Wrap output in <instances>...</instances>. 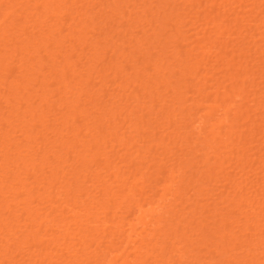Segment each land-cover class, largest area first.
Returning a JSON list of instances; mask_svg holds the SVG:
<instances>
[{
    "label": "bare ground",
    "instance_id": "obj_1",
    "mask_svg": "<svg viewBox=\"0 0 264 264\" xmlns=\"http://www.w3.org/2000/svg\"><path fill=\"white\" fill-rule=\"evenodd\" d=\"M12 1H13V2L10 4L11 0H0V9L2 8V6L6 5V7L4 6V8H5V12H6V13L2 14L3 16H2L1 13H0V15L2 16L1 19H0V83H12L13 85H16V84H14V83H17V85H18V83H20V84H21V83H24V85H25V84H28V83H33V78H34L33 76H34V75H32V74L35 73V72H34L35 70H36V77L38 76V77L40 78L39 83H55V82H56V83H62V84H63V83H71V80H70V79H72V83H87V82L89 81V79L91 80V76L93 77V75H94L93 73L96 71V70H94L93 68L96 69V67H97L96 63H95L96 66L94 67V62H97V61L94 60V59H97V60L99 61V63L102 62V61L100 62V60H99V59H100V56H98L99 54H98V53H95V51L92 52V56L89 58L90 61L92 60V62H91V64L88 65V66H85L86 64H84V63H87V62L79 63V64H77V62L74 63V61L77 60V59H78L79 61H81V57H79V56H80V55H81L82 57L85 56L84 54L87 53V52L89 51L88 47H89V46L91 47V45H90L91 42H88V43H87V41H89V40H87V38H88V34H86V37H85V38H84V36H85V35H84V36H83V40H81L82 38H81L80 36H81L82 34H81L80 32H78V31H80L81 28H82L80 25L83 26V29H84V30H85V28H86V29H89L90 32H88V33H91V28L93 29V26L95 25V24H93V26L90 25L91 27L89 28V27H87L88 25H87L86 23H85V24H86V25H85L84 23H82V22H78V21H77L82 15H84V14H88V13H86V12H82V11L84 10L83 7H82V6H84V5H83L84 3L82 4V6L79 5L80 7H82L81 10L79 9V10L81 11L80 13H79V12L77 11V9H76V13H75V15H74V13H72V14L70 15L71 17H74V18H75V16L77 17V13H78L79 18H77V19L75 20V22L77 21V22L80 24L79 27H81V28H80V30H79L78 23H76L77 26H76L75 23L72 25V23H71L72 18H70L69 16H67V18H66V20H70V19H71V20L69 21L70 24H69L67 21H65V19H63V18H64V13H63L62 16L59 15V18H58V14L61 13V12H60V10H61L60 7H61V6H60V4H59V1L56 2V0H33V1L26 0V2H25L24 4H22V5H19L18 1L16 2V0H15V1L12 0ZM19 1L21 2V0H19ZM24 1H25V0H24ZM24 1H22V2H24ZM66 1L69 2V0H63V2H64L63 4L66 3V4H65L66 6H64V8H65V7H68V6H72V7H73V3H71V2H76V0H70V3H69V5H68V2H66ZM77 1H78V0H77ZM84 1H85V0H80V2H84ZM98 1H99V0H98ZM107 1H109V0H107ZM112 1H113V0H112ZM112 1H111V2H112ZM121 1H122V0H121ZM134 1H135V0H131V3L133 2V3H132L133 5L135 4ZM146 1H147V0H146ZM149 1H150V0H149ZM154 1H155V0H154ZM156 1H157V0H156ZM156 1H155V2H156ZM158 1H159V0H158ZM161 1H162V0H161ZM170 1L172 2V0H163V3H164V2H165V3L168 2L167 4H170ZM173 1H174V0H173ZM177 1L180 2L179 0H177ZM183 1H184V0H183ZM188 1H189V0H187V2H188ZM213 1L216 2V3L218 2V0H213ZM229 1H231V0H229ZM232 1H233V0H232ZM234 1L236 2V0H234ZM234 1L231 2V3H234ZM238 1H239V0H238ZM244 1H246V0H244ZM244 1H243V0L240 1L241 5H239V6H241V7H240V8L238 7L239 9H242V8H243V7H242V6H243L242 4H244ZM253 1H255V0H248V2H250V3L252 2V4H253V3L255 4V2H256L257 0H256L255 2H253ZM259 1H260V0H259ZM103 2H104V0H103ZM103 2H101L102 5H103ZM114 2H115V1H114ZM114 2H113V3H114ZM119 2H120V1H119ZM125 2H126V1H125ZM128 2H129V0H127V3H128ZM136 2H137V1H136ZM141 2H142V1H141ZM159 2H160V1H159ZM184 2H185L184 5H186V0H185ZM189 2L193 3V4H190V6H189L190 8H192V7H193V8L190 9V10H191V11H190L191 13H190V15H187V17H188V16L190 17V16L192 15V13H193L192 10H193V9H194L193 11H197V10H198L197 8H199V10H201V11L199 12V14L202 12V9H200V6L202 5V4H200V0H199V3H197V5H196L195 8H194V5H195V4H194L193 0H191V1H189ZM201 2L203 3V0H201ZM210 2H212V0H211ZM214 2H213V4H214ZM224 2H225V0H223V3H224ZM260 2H261V1H260ZM16 3H18V4H16ZM77 3H78V2H77ZM77 3H75L74 6L77 5ZM85 3H89V1L86 0ZM96 3H97V2H96ZM122 3L125 4L124 2H122ZM152 3L155 4L154 2H152ZM165 3H164V4H165ZM219 3H221V2H218L217 4H219ZM226 3H228L227 6H224V5H226L225 3H224V5H222V3H221V4H219V6L222 5V6H223V7L221 6L222 8H224V7H228V6L231 7V8H233V7L235 8V6H236V5L238 6V4H239V2H238V4H237V2H236V3H234V5H233V7H232L231 4H230V2H227V0H226ZM246 3H247V1H246ZM246 3H245V4H246ZM70 4H72V5H70ZM91 4H92V5H95V4H93L92 2H91ZM108 4H109V3H108ZM111 4H112V3H111ZM116 4H117V3H116ZM116 4H114V6H116ZM147 4H148V3H147ZM150 4H151V3H150ZM158 4H161V3H158ZM167 4H166V5H167ZM180 4H181V2H180ZM198 4H199V5H198ZM235 4H236V5H235ZM254 4L252 5L253 8H254V6H255ZM256 4H257L256 9H257V8H260V7H259V6H260L259 3H256ZM15 5H16L17 8L19 7V10H18V9H16V10L14 9V8H16ZM17 5H19V6H17ZM67 5H68V6H67ZM129 5H130V4H129ZM138 5H139V4H138ZM138 5H137V4L135 5V6H136V10H138V8L141 9L140 7H137ZM142 5H143V4H142ZM166 5H165V6H166ZM176 5H178V4H176ZM176 5H175V6H176ZM182 5H183V4H182ZM182 5H181L180 7L183 8ZM188 5H189V4H188ZM191 5H192V6H191ZM215 5H216V4H215ZM247 5H248V3H247ZM13 6H14V7H13ZM79 6H77V7H79ZM89 6H90V5H89ZM89 6H88V7H89ZM119 6H121V4H120ZM125 6H126V5H125ZM139 6H140V5H139ZM162 6H163V5H162ZM162 6H161V7H162ZM165 6H164V7H165ZM168 6H169V5H168ZM168 6H167V7H168ZM171 6H172V5H171ZM178 6H179V5H178ZM178 6H177V7H178ZM216 6H217V9H218V8H219L218 5H216ZM252 6H251V7H252ZM12 7H13V9H14L15 11H13V10L11 9ZM85 7H86V6H85ZM91 7H92V6H91ZM95 7H96V6H95ZM100 7H103V6H100ZM108 7H109V6H107V10L109 11ZM142 7H143V6H142ZM145 7H147V8L149 9V5H148V6L145 5ZM145 7H143V8H144V9H143V10H144V11H143L144 13H143V12H140L141 10H140L139 12L145 14V15H146L145 18H147V20H148V17H147V15H148V14H147V11H149V13H151V11L148 10V9H146ZM151 7H152V4H151ZM153 7H154V6H153ZM164 7H163V8H164ZM169 7H170V6H169ZM169 7H168V8H169ZM229 7L226 8V9H229ZM245 7H246V6H245ZM247 7H248V6H247ZM261 7H264V6H261ZM59 8H60V9H59ZM89 8H90V7H89ZM110 8H111V6H110ZM118 8H119L118 10H120V7H118ZM128 8H129V7H128ZM131 8H133L132 5H130V8H129L130 11L132 10ZM156 8H158V7L156 6ZM165 8H166V7H165ZM175 8H176V7H175ZM175 8H174V9H175ZM178 8H179V7H178ZM182 8H181V10L186 14L188 11H187L186 9L183 10ZM202 8H203V11L205 10V12H202V14H200L199 20L202 19V17H205V16H206V15H203V14H205V13L207 12V11H206L207 8H204V6H202ZM222 8H221V9H222ZM234 8H233V9H234ZM249 8H250V7H249ZM249 8H248V9L246 8V10H245V9H242V10H243V11L241 10L242 12H241V11H238V12H241V14H242V13L245 11V12L247 13V11L249 10ZM2 9H3V8H2ZM2 9H1L0 12H2V11L4 10V9H3V10H2ZM10 9H11V12H10ZM65 9H67V8H65ZM70 9H71V8L68 7L67 10H70ZM87 9H88V8H87ZM101 9H102V8H101ZM104 9H105V8H104ZM111 9H112V8H111ZM111 9H110V10H111ZM133 9H135V8H133ZM154 9H155V8H154ZM161 9H162V8L159 7V10H161ZM166 9H167V8H166ZM176 9H177V8H176ZM187 9L189 10L188 7H187ZM195 9H196V10H195ZM219 9H220V8H219ZM219 9H218V11L221 12V10H219ZM224 9H225V8H224ZM233 9H232V10H233ZM261 9H262V8H261ZM8 10H9V12H8ZM58 10H59V11H58ZM71 10H72V9H71ZM71 10H70V11H71ZM88 10H91V9H88ZM92 10H93V12H94V9H93V8H92ZM146 10H147V11H146ZM159 10H158V11H159ZM170 10H173V9L171 8ZM178 10H179V9H178ZM185 10H186V11H185ZM207 10H208V9H207ZM235 10H236V9H235ZM237 10H238V9H237ZM237 10H236V11H237ZM253 10H255V8H254ZM84 11H85V10H84ZM102 11H103V10H102ZM102 11H101V12H102ZM154 11H156V10H154ZM158 11H157L156 14H158ZM163 11H164V10H162V12H163ZM208 11H209V10H208ZM224 11L226 12V10H224ZM224 11H222V12L225 13ZM249 11H251V9H250ZM249 11H248V14H246L245 16L248 15V17H249V15H250V18H249V19H251L252 16L255 17L254 15H256V14H254V13L258 12L259 10H258V11L256 10V12L254 11V13L252 12V15H251V13H249ZM261 11H264V9H262ZM58 12H59V13H58ZM62 12H63V11H62ZM89 12H90V11H89ZM95 12H97V11H95ZM103 12H104V11H103ZM103 12H102V14H103ZM111 12H112V11H111ZM117 12H118V11H117ZM119 12H120V11H119ZM119 12H118L117 14H119ZM131 12H133V10H132ZM134 12H136V11L134 10ZM134 12H133V13H134ZM162 12L160 11V12H159V15H158V18L160 17V19H161V18L163 19L162 15H164L165 13H166L165 15L168 14V13H167V10H166V12L163 13V14H162ZM170 12H171L172 14H171ZM173 12H174V10H173V11H169V15L171 14V17L168 15L169 20H170V19H173L172 16H175L176 14H178L177 11H176V14H175V15L173 14ZM197 12H198V11H197ZM220 12H218V14H219ZM222 12H221V14H222ZM227 12H228V16H229L230 9H229ZM227 12H226V15L223 14V15H224V17H223L224 19H223V20H225V22H226L227 19H228V18H227ZM238 12H234V13L236 14V15H235L236 18H234V16H232V15H234V14H233V11L230 12V15L232 16V17L229 16V18H231V22H232V20L234 21V19H235V20L238 19V15H237ZM67 13H69V12H67ZM121 13H122V12H121ZM126 13H127V12H126ZM179 13H180V12H179ZM231 13H232V14H231ZM262 13H264V12H262ZM51 14H52V15H51ZM54 14H55V15L57 14V16H56L55 18H56V19H57V18L59 19V23H60V22H62V24L66 23V24H64L65 26H68V27H66V29L69 28L70 25H72V27H71V30H72V31H69L70 29H67V30L70 32L69 37H67V38H68L67 40L69 41V39H71V40L69 41L70 43H71V41H73L72 44H71L73 50H72V52H71V51H68V52H67V51H64V53H61L62 55H64V57H61V55H60V52L62 51L63 46H62V48H60L61 45H60L59 43H58V44L60 45L59 48H60L61 50L59 49V50H60V51L58 52L59 55H58V53L56 54V52L58 51L56 48H58V46H59V45L57 44V42L60 41V39H61V37L58 36V35H61V36L64 35V36L66 37V35L68 36L67 33H69V32L66 31V30L63 31V29H61V30L63 31V32L61 31L62 34H63V35H62L61 32H60L59 30H57V29H58V26H60V25L57 26V24H59L58 21H57V22H52L53 19H55V18H51V17H49V21H51V22H50V23L48 22V18H47V17H48V16H53ZM93 14H94V13H93ZM106 14H107V12H106ZM106 14H103V15H106ZM108 14H109V13H108ZM111 14H112V13H111ZM111 14H110L109 16H111ZM113 14H114V13H113ZM128 14H130V13L128 12L126 15L129 16V20L131 21L133 18H132V19H130V18H131L133 15L135 16V14H133L132 16H131V15H128ZM143 14H140V15H143ZM153 14H154V13H153ZM161 14H162V15H161ZM180 14H181V13H180ZM187 14H189V13H187ZM244 14H245V13H244ZM244 14L241 15V17L239 16V18H240V19L242 18V19L244 20V17H245ZM11 15H12V17H11ZM55 15H54V16H55ZM68 15H69V14H68ZM73 15H74V16H73ZM90 15H92V13H90ZM100 15H101V14H100ZM121 15H124V14H121ZM121 15H120V17L122 18ZM126 15H125V16H126ZM151 15H152V14H150V16H151ZM201 15H202V17H201ZM223 15H220V16H223ZM239 15H240V13H239ZM60 16H61V17H60ZM87 16H88V15H86V17H87ZM97 16H99V15H97ZM109 16H108V17H109ZM125 16H123V17H125ZM148 16H149V15H148ZM150 16H149V18H150ZM178 16H179V14H178ZM178 16H175V18H176V17L178 18ZM181 16H183V15H181ZM181 16H180V17H181ZM192 16H193V18H189V19H191V20H193V19H198V17H197L198 15H196V12H195V15H192ZM195 16H196L197 18H196ZM208 16H209V15H208ZM225 16H226V18H225ZM242 16H244V17H242ZM258 16H259V17H261V16L264 17V15H262V14H261V15L259 14ZM34 17H35V18H34ZM62 17H63V18H62ZM65 17H66V16H65ZM82 17H83V16H82ZM82 17H81V18H82ZM84 17H85V15H84ZM86 17H85V18H86ZM89 17H90V16H89ZM99 17H100V16H99ZM105 17H106V16H104V18H105ZM112 17H113V16H112ZM136 17H137V16H136ZM136 17H135V18H136ZM140 17H141V16H140ZM143 17H144V16H143ZM156 17H157V16L155 15L154 19H156ZM185 17H186V16H185ZM248 17H245V18H248ZM259 17H256V18H259ZM60 18H62V20H60ZM85 18L83 19V21L85 20ZM110 18H111V17H110ZM116 18H119V17L117 16ZM138 18H139V17H138ZM145 18H143L142 20H145ZM151 18H153V17H151ZM151 18H150V19H151ZM205 18H206V17H205ZM233 18H234V19H233ZM56 19H55V20H56ZM89 19H90V18H89ZM111 19H112V18H111ZM165 19H166L165 21H164V19H163V22H165V24H167V23H166V22H167V18H165ZM240 19L234 21V25H236V24H237V21H240ZM249 19H248V20H249ZM259 19H260V18H259ZM261 19H262V18H261ZM34 20H35V22H34ZM40 20H41V21H40ZM55 20H54V21H55ZM63 20L65 21L64 23H63ZM79 20H80V19H79ZM87 20H88V19H87ZM101 20H103V19H101ZM106 20H107V19H106ZM106 20H104V21H106ZM135 20H136V19H135ZM139 20H140V18H139ZM139 20H138V22H145V21H139ZM151 20L154 21L153 19H151ZM174 20H175V22H174L175 24H177V21H178V24H180V23H181L182 25L186 24V26L188 25L187 23H190V24H191V21H189V22L186 23V22H185L186 20L183 21L182 18H178V19H174ZM174 20H173V21H174ZM199 20H197V21H199ZM219 20H220V18H219ZM219 20H214V21H218V23L216 22L217 24L215 23V24H216V28H215V25H210V26H207V25H206V26L208 27V30H206L207 27H205V25H203L205 19H204V21L202 20V21H203L202 26L205 27V28H204L205 36H206V32H207V31H210L209 34H210L211 32H214V35L216 34L215 32H217V35H216V36H219L218 33L221 32L220 34H221V37H222V32H224L223 29H222V25H224L223 27H225V23L223 22V23H224V24H223L222 22H219ZM221 20H222V19H221ZM223 20H222V21H223ZM243 20L241 21L242 24L244 23ZM246 20H247V19H246ZM255 20H256V19H255ZM255 20H254V18H253V21H252V22H254ZM30 21H32V23H31ZM94 21H95V19H94ZM104 21H102L103 24H104ZM108 21H109V18H108ZM111 21H112V20H111ZM130 21H129V22H130ZM149 21H150V20H149ZM173 21L171 20L170 22L172 23ZM182 21H183V23H182ZM193 21H194V20H193ZM200 21H201V20H200ZM208 21H209V22L212 21L211 18H210V20H208ZM250 21H251V20H250ZM256 21H258V20H256ZM37 22H38V23L40 22V23L38 24V27H37V28H39V26H41L42 28H44V26H42V25H44V23L46 22V23H45L46 26H47V27L49 26V28H50V29H48V32L45 30V31L47 32V34H46V33L44 34V33H42V32L40 31V30H42L41 27L39 28L40 30H38V32L40 31L39 34L36 32V30H34L36 27H35V28L32 27V26H33L32 24H34V23L37 24ZM42 22H43V23H42ZM47 22H48V23H47ZM72 22H74V21H72ZM92 22H93V20H92ZM121 22H122V21H121ZM127 22H128V21H127ZM129 22H128V24H129V26H130V23H129ZM134 22H137V21H134ZM134 22H133V23H134ZM147 22H148V21H147ZM155 22H156V21H155ZM155 22H154V24H155ZM157 22H159V21H157ZM157 22H156V23H157ZM205 22H207V20H206ZM209 22H208V23H209ZM227 22H228V21H227ZM227 22H226V25H228ZM229 22H230V20H229ZM229 22H228V23H229ZM247 22H248V21H247ZM252 22H251V24H253ZM258 22H259V23H258ZM258 22H257V23H258V25L260 26L262 23H264V19L259 20ZM260 22H262V23L260 24ZM67 23H68L69 25H67ZM87 23H88V22H87ZM89 23L91 24V22H89ZM95 23H97V22L95 21ZM105 23H106V22H105ZM148 23H149V22H148ZM151 23H152V22H151ZM151 23H150V24H151ZM159 23H160V22H159ZM161 23H162V22H161ZM194 23H195L194 26H192L193 24H191V27H192V28L189 26L190 28L187 27V29H184V31H185V30L187 31L188 29H189V30L192 29V31H194V30H193V27H194L195 29H197V27H196L195 25H196V23L198 24L199 22H196V20H195ZM212 23H213V22H212ZM212 23H210V24H212ZM29 24L31 25V27L33 28V30L35 31V33L32 32L33 30H32L31 33H30V29H32V28H31V27H27V26H29ZM40 24H42V25H40ZM48 24H49V25H48ZM60 24H61V23H60ZM115 24H116V23H115ZM118 24H120V23L117 22V25H118ZM122 24L124 25V24H126V23H124V21H123ZM128 24H127L126 26H128ZM141 24H142V23H141ZM141 24H140V25H141ZM152 24H153V23H152ZM163 24H164V23H162V25H163ZM178 24H177V25H178ZM181 24L178 25V26L176 25L178 28H177L176 26H175V28L173 27V28L175 29V32H174L175 35H173L174 33H173V34H172V33H169V34L173 35V39H172V37H170V39L173 40L174 42H177L176 44H178V41H175V40H174V39H176V40L178 39V38H175L176 34H177V36H180V34H181V37L184 38V37L182 36V34L184 35V34L186 33V31H185L184 33L180 32V31H181V28L183 29V27H180ZM199 24H201V23H199ZM204 24H205V23H204ZM229 24H230V26H231V23H229ZM238 24H239V22H238ZM238 24H237L236 26H238ZM246 24H247V23H246ZM246 24H244V25H245L246 27L249 28L248 30H250V29L252 28V27H251V24L248 23V26H247ZM74 25H75L76 28L78 27V28H77L78 30L74 27ZM107 25H108V24H107ZM123 25H122V26H123ZM133 25H134V24H133ZM162 25H161V26H162ZM208 25H209V24H208ZM234 25H232V27H233ZM244 25H242V26H243V28L245 29V26H244ZM262 25H264V24H262ZM21 26H22L23 28H26V27H27V28H26L27 30L30 28V29L27 31V33H28V32H29V33L27 34V33H26V30H23V28H22ZM24 26H25V27H24ZM54 26H55V27H54ZM65 26H64V27H65ZM85 26H86V27H85ZM96 26H98V25H96ZM101 26H102V24H101ZM104 26H105V24H104ZM137 26H138V24H137ZM147 26H148V24L145 22V28H146ZM153 26H154V25H152V27H153ZM172 26H173V25L171 24V27H172ZM186 26H184V27H186ZM197 26H198V25H197ZM199 26H200V25H199ZM199 26H198V27H199ZM202 26H201V27H202ZM211 26H213V27H211ZM220 26H221V27H220ZM230 26H229V25H228V27L226 26V27L228 28L227 31H230V33H229V36H230V37H229V38H231V35H230V34L233 33L231 30H234V29H233L234 27H233V28L231 27L232 29L229 30V29H230ZM236 26H235V27H236ZM249 26H250V27H249ZM252 26H253V25H252ZM56 27H57V28H56ZM61 27L64 28L62 25L60 26V28H61ZM94 27H95V26H94ZM98 27H99V26H98ZM105 27H106V26H105ZM119 27H120V26H119ZM119 27L117 26V29L113 31V34H114V32L117 31L118 29H119V30L121 29V27H120V28H119ZM123 27H124V26H123ZM139 27H141V26H138V28H139ZM150 27H151V25H150ZM156 27H157V26H154L153 29L156 28ZM164 27H166V25H164L163 28H164ZM168 27H170V26H168ZM168 27H167V28H168ZM201 27L198 28V29H200L198 32L195 30V31H196V34H198L199 32H201V29L203 28V27H202V28H201ZM238 27H239V26H238ZM238 27H237V30L240 29L241 25H240L239 28H238ZM260 27H261V26H260ZM19 28H21L22 30L19 29ZM45 28H46V27H45ZM72 28H74L78 33L76 32V34H75V32H73L74 29H72ZM101 28H102V27H101ZM106 28H107V27H106ZM110 28H112V26H111ZM209 28H211V29L209 30ZM212 28H213V29H212ZM214 28H215V29H214ZM219 28H220V29H219ZM243 28H242V29H243ZM254 28L257 29L258 26H256V27L254 26ZM18 29H19V31H20V33H19V34H20V38H23V37H21V36H23V34H24V36L27 34L28 36L26 35V37H27L28 39L25 38L24 40L27 39L25 42H24V41H23V42H22V41L19 42V41H18L19 38H18V39H17V42H18V43L16 44V43H15V40H16V39L14 40V38H15V36H17V35H18V37H19V34H18L19 31H18ZM51 29H52V31L55 32V33L51 32V34H50V33H49V30H51ZM94 29H95V28H94ZM96 29H97V28H96ZM99 29H100V27H99ZM103 29H105V28H103ZM122 29H123V28H122ZM149 29H150V28H149ZM149 29H148V31H151V33L149 32V35H150V37H151V34H153L154 31H153V29H151V30H149ZM156 29H157V28H156ZM164 29H165V28H164ZM174 29H173V30H174ZM176 29H177V30L180 29L178 33H177V30H176ZM198 29H197V30H198ZM216 29H217V31H216ZM258 29H259V28H258ZM261 29H262V27H261ZM43 30H44V29H43ZM56 30H57L58 32H60V33L57 35V37H59V38H55V37H56L55 35H56V32H57ZM84 30H81V32H82V31L84 32ZM107 30H109V27H108V29H106V33H105L106 35H107V32H108ZM124 30H125V28H124ZM124 30H123V31H124ZM132 30H134V29H132ZM135 30H136V32H138L137 30H140V28H139V29H135ZM141 30H143V28H142ZM162 30H163V29H162ZM202 30H203V29H202ZM211 30H213V31H211ZM219 30H220V32H218ZM237 30H236V28H235V31H237ZM16 31H17V32H16ZM21 31H22V35H21ZM104 31H105V30H104ZM123 31L121 30V32H123ZM128 31H129V30H128ZM143 31H144V30H143ZM145 31H146V29H145ZM145 31H144V32H145ZM148 31H147V32H148ZM158 31H159V29L157 30V32H158ZM167 31H168V30H167ZM167 31H166V32H167ZM182 31H183V30H182ZM192 31H191V32H192ZM195 31H194V34H195ZM204 31L202 32L203 35H201V36H203V37H204ZM243 31H244V30H243ZM243 31H242V32H243ZM246 31H247V28H246ZM254 31H255V32H259L260 30H255V29H254ZM261 31H262V30H261ZM261 31L259 32V34H260V33H264V32H261ZM58 32H57V33H58ZM71 32H73V34L76 35V36H72V37H71ZM85 32H86V31H85ZM85 32H84V33H85ZM93 32L95 33V32H98V31L93 30ZM110 32H111V31L109 30V33H110ZM118 32H119V31H117V35H118V37H119L120 35H119ZM129 32H130V31H129ZM147 32H145V33H147ZM163 32H164V31H162V33H163ZM171 32H173V31H171ZM191 32H190V33H191ZM231 32H232V33H231ZM239 32H240V37H241V34H242V33H241V30H240ZM244 32H245V31H244ZM15 33H17V35H15ZM36 33H37V34H36ZM52 33H53V34H52ZM64 33H65L66 35H65ZM79 33H80L81 35H80ZM86 33H87V32H86ZM98 33H99V32H98ZM100 33H101V31H100ZM109 33H108V34H109ZM133 33H134V35H135V32H133ZM141 33H143V32H140V35H141ZM158 33H160V32H158ZM158 33H155V34H158ZM179 33H180V34H179ZM187 33H188V31H187ZM187 33H186V35H188ZM237 33H238V32H237ZM237 33H234L235 35H233V36L236 37V36H237V35H236ZM73 34H72V35H73ZM111 34H112V33H110V35H111ZM113 34H112V35H113ZM122 34H124V33H122ZM122 34H121V36H122ZM129 34H131L130 37H133V36H132V35H133L132 33H129ZM155 34H154V35H155ZM196 34H195L194 36H196ZM200 34H201V33H199V35H200ZM224 34H225V32H224ZM247 34H248V33L246 32L245 39H244V37H243V36H244V33H243V36H242L243 39H242V37H241V38H238V37H239V34H238V37H236V38L239 39V43H240V39H242V40H244V41H245L246 39L249 40V38H250V36H251L252 34H251V33L248 34V35H247ZM77 35H79V36H77ZM91 35H92V33H91ZM94 35H95V34H94ZM98 35H99V34H97V39H99V37H100L102 34H101L100 36H98ZM110 35H109V36L107 35V36H106L107 38H105L104 35L102 36L103 39L105 38L104 40H105L107 43L110 42L109 40H111V39H110ZM124 35H126V34H124ZM137 35L139 36L138 33H137ZM137 35H135V36H137ZM147 35H148V34H147ZM147 35H146V36H147ZM162 35H163V34H162ZM186 35H185V37H186ZM189 35H190V34H189ZM191 35H192V34H191ZM214 35H213V34H212L211 36L209 35L208 38L211 37L210 39H213V38L216 37V36H214ZM249 35H250V36H249ZM254 35H258V34H254ZM146 36H145V37H146ZM158 36H159V37H162L161 35H158ZM169 36H170V35H169ZM169 36H168V35L166 36L167 39H168V40L165 39L166 41H169V38H168ZM177 36H176V37H177ZM192 36H193V35H192ZM213 36H214V37H213ZM223 36H224V35H223ZM233 36H232V37H233ZM247 36H248L249 38H247ZM258 36H259L260 38H264V35L261 36V34H260V35H258ZM65 37H63V38H65ZM74 37H75L76 39H78V40L76 41V39H75ZM92 37H93V36H92ZM94 37H95V36H94ZM112 37H113V36H112ZM127 37H128V35H127ZM130 37H129V39L131 40L132 38H130ZM197 37H198V36H196V40H198ZM203 37H200V38H203ZM221 37H216L215 39H217V38L219 39V38H221ZM235 37H234V39H233L234 41L236 40ZM251 37H252V36H251ZM256 37H257V36H255V39H256ZM16 38H17V37H16ZM63 38H62V40H65V39H63ZM73 38H74V40H72ZM90 38H91V37H90ZM95 38H96V37H95ZM148 38H149V37H148ZM154 38H155V36H154ZM179 38H180V37H179ZM198 38H199V37H198ZM200 38H199V42H197L196 44H195V42H194V41H196V40H194V38H193L194 41L192 40L193 42H188V45H189L190 43H192V44L194 43V44L196 45V46H195V45L193 44V46L191 45V47H190V45H189V46H186V47L189 48L190 50H192V47H193V50H192V51H190V50L188 49V50L191 52V54H193L194 51H195V52H196V51H199V49H198V50H194V47H196L195 49H197V48L200 47V50H201V51H200L199 53L201 54V53L203 52V54L205 55V54H207L208 50H212L213 48L216 49V48L218 47L217 45H219V44H216L215 41L207 39V36L204 37L205 40H204V38H203V40H201ZM222 38H223V37H222ZM260 38L257 37V43H258V42L260 43V41H258V39L260 40ZM88 39H89V38H88ZM123 39H124V37H123ZM134 39H136V42H137V41H138V42L140 41L139 43H141V42H143V41H144V42L147 41V40H145V38H144V40H142L143 37L141 38L142 41L140 40V37H139V38L134 37ZM150 39H152V38H150ZM206 39L209 40V41H207ZM224 39H225V38H223V43L221 42V40H220V41L217 40V41H219L218 43L221 42L220 45H219V47H221V48H220V49L217 48L219 52H218V51H216V52L220 53V51H221V53H220L221 55H222V53L225 54V55H227V54H226L227 50L224 51V47H223V46H225V45H222V44H227L228 42H227V40H226L227 43H225ZM250 39H251V38H250ZM255 39H253V40H255ZM12 40H14V42H13ZM54 40H55L56 42H55ZM80 40H81L82 43H83V41H84L85 43L81 44V42H79ZM85 40H86V41H85ZM156 40H157V38H156ZM178 40H179V39H178ZM182 40H183V39H182ZM186 40L191 41V37L189 36V38H188V39H185L184 41L187 42ZM229 40H232V38L229 39ZM251 40H252V39H251ZM251 40H250V43H251V45H252V43H253L254 41L251 42ZM261 40H264V39H261ZM68 41H67V42H68ZM75 41L77 42L78 45H79V43H80V46H81V45L83 46L84 44L87 43V45H84V46H87V47H85V48L88 49V50H86V51L83 50L84 52H83V51L79 52L78 50H76L77 52L80 53V54H78V56H77V52H73V51H75L74 49H76V47H77V44L75 43L76 46H74V48H73V45H74V42H75ZM90 41H91V40H90ZM124 41L126 42V39H124ZM132 41H133V40H131V42H132ZM180 41H181V40H180ZM180 41H179V42H180ZM184 41H183V42L181 41V42H182L181 45L183 46L182 48H180L179 46H177V47L180 48V49L178 48V49H179L178 53L180 52L181 49H185L186 51H185V50H183V51L187 52V54H188L189 51H187V48L183 45V43L185 44ZM203 41H204V42H203ZM206 41H207V42H206ZM211 41H213V44H216V45H214L215 47H212V46H213V44H212L211 48H208V46L211 45V44H210ZM236 41L238 42V40H236ZM50 42H51V44H50ZM53 42H54V44H53ZM61 42L64 43V41H60V43H61ZM78 42H79V43H78ZM98 42H99V40H98L97 42L95 41V43H98ZM100 42H101V40H100ZM111 42H112V43H115V38H113V40H112ZM119 42H120V41L116 42V45H117V46H118V43H119ZM136 42H134V43H136ZM138 42H137V45L134 44V43L132 42V45L134 44V47H132L131 44H130L131 46L128 45V44H129V42H128V43H127V45H128L127 47H128V48H129V47H130V48L132 47L131 49H133L134 52L137 51L136 53H138V51H140V48H141V47H140L141 45L138 46ZM153 42H154V41H153ZM163 42H164V41H163ZM200 42H201L202 44H200ZM205 42H206V43H205ZM208 42H209L210 45H208ZM232 42H233V41H232ZM232 42H230V43H232ZM248 42H249V41H248ZM70 43H69V45H70ZM120 43H121V42H120ZM170 43L173 44V42H171V41H170L168 44H170ZM198 43H199V44H198ZM239 43H236L237 45L234 44V42L232 43V44L235 45V47H234V45L231 46L232 48L234 47V48H233L234 51H235V49L238 50L237 48H238V44H239ZM250 43H249V44H250ZM257 43H256V41L254 42V44H257ZM259 43H258L257 45H259V47H260V44H261V43H264V41H261L260 44H259ZM47 44L50 45V48H54V47L57 46V47L54 49V50H55V55H57V57L60 56L61 60L59 59V57H58V59L56 60L57 57L54 58V57L52 56V52H53V51H52V52L49 51L50 48L48 49V48H47L48 46L46 47ZM55 44H56V45H55ZM88 44H89V46H88ZM101 44L103 45L104 43H100V45H101ZM110 44H111V43H110ZM121 44H123V43H121ZM121 44H120V46H121ZM124 44H125V43H124ZM147 44H148V45H145V43L142 44V51L146 50V48H143V45H145V46L147 47V46H151V44L153 45L154 43L151 42V44H150V43L147 42ZM155 44H156V43H155ZM161 44H162V42H161ZM164 44H166V43H164ZM197 44H198L199 47H197ZM203 44H204V45L207 44V45H206L207 50H206V47H205ZM232 44H230V45H232ZM240 44H241V43H240ZM244 44H246V43L244 42ZM244 44H243L242 46H244ZM51 45H52V46H51ZM67 45H68V44H67ZM67 45H66V46H67ZM104 45H105V46H104V47L102 46V47H103V48H106V47H107L108 50H109V48L112 47L111 45H110L111 47H109V44H108V45L104 44ZM113 45H114V44H113ZM135 45H136V48H135ZM157 45H158V44H157ZM185 45H187V43H186ZM200 45H202L204 48L201 47ZM262 45H264V44H262ZM41 46L47 48L48 51L46 52L47 49L42 48ZM80 46H78V47H80ZM82 46H81V48L83 49L84 46H83V47H82ZM125 46H126V44H125ZM160 46H162V45L159 44L158 46H154V47L151 46L152 48H151V47H149V48L155 50L156 47L159 48ZM171 46H172V45H171ZM173 46H175V47H170V48H176V45L173 44ZM216 46H217V47H216ZM236 46H237V47H236ZM245 46H246V47H244V49H245L246 51H244V49H243V50L241 49V48H243V47H241V45H240V48H239V49L241 50L240 52L242 53V55H241L242 57L245 56L246 54H247V55L249 54L248 51H247V49H248V48H247V44H246ZM254 46H255V48H254V49H255V52L258 53L259 51H257V49H259L260 52H261V56H262V57H260V58H261V60H264V59H262V58H264V55H262V51H261V49H260L259 47H256V45H254ZM69 47H70V46H69ZM69 47H68V48L65 47V48L70 49L71 47H70V48H69ZM78 47H77V48H78ZM114 47H115V46H114ZM114 47H113V48H114ZM168 47H169V46H168ZM168 47H167V49H168ZM184 47H185V48H184ZM227 47H228V49H231V47L229 48V46H226L225 49H227ZM250 47H251V46H250ZM261 47H262V46H261ZM38 48H40V49L42 48L41 53L44 52V49H45V52H44V54H43L44 56H38V55L40 54V53H38V55L36 56L38 60H36V61L34 60V61L36 62V64H37V62H41V63H39V64H41V66H42V64H44L43 62L48 61V60L50 61V62H49V61L47 62V63H49V64H46V62H45V64L43 65V66H44L43 68H45V66H48V65H49V66H48V67H49V70H48V71L46 70V69H48V68H47V67L45 68V70H46L45 72H48V73H47V74L43 73V74H45L44 76H43V74L41 73V72H44V70H41V69H40L41 71L38 70V72H37V66H38V65H37L36 68H35V67H34V61L32 62V60H33L32 58H35V57H34V54L38 52V51H37ZM81 48H80V50H81ZM85 48H84V49H85ZM93 48H95L94 50H96L97 47H93ZM113 48H111V50H112ZM123 48H124V46H123ZM149 48H148V49H149ZM163 48H164V46H163ZM163 48H162V49H163ZM170 48H169V49H170ZM222 48H223V49H222ZM246 48H247V49H246ZM251 48H252V47H251ZM63 49H64V48H63ZM67 49H65V50H67ZM107 49H106V51H107ZM114 49H115V48H114ZM116 49H118V48H116ZM124 49H125V48H124ZM124 49H119V50H121V52L119 51V53L117 52L118 50L116 51L118 55H117V57H115V58L117 59V58H119L120 56L122 57V59H120V58H121V57H120L119 59H117V61H115L116 59L113 60V58H114L115 55H113L112 53L110 54V58L112 57V58H111L112 60L109 59V57H108L109 55L107 56L108 58L105 57L106 60L109 61V63H107L106 60H105L106 62H104V58H101V59L103 60V63L105 64V65H104V64L102 63V64L104 65L103 67H105V66H106V63H107V67H108V69H109V67H111V69H113V70L115 69L116 71H115V70H114V71L118 73V75H117L118 77H120V76H122V75L124 74L125 69H126V71H127V68L124 69V63H126L127 60H132V62H134V63L137 62V61H136L137 59H135V58H136V55H135V58H134V55H133V57H131V56H132V55H131V56H130L131 59H128V58H130V57H129V53H130V52H128L129 50H127V48H126V50H127L128 53H126V51L123 52ZM143 49H144V50H143ZM151 49H150V50H151ZM156 49H157V48H156ZM204 49H205V50H204ZM214 49H213L212 53L214 52V53L216 54V52H215ZM50 50H51V49H50ZM52 50H53V49H52ZM70 50H71V49H70ZM97 50H98V49H97ZM154 50H151L150 52H154ZM157 50H158V52H159V51H161V48H160V50H159V49H157ZM174 50H175V49H174ZM174 50H171L172 52H169V54H170V53L172 54V55H169V56H171V57H169V58H172V56H173L172 60L174 59V57H175V58H177V57L180 58V55H179L180 53L178 54L179 56H177V55H176V52H177V51L175 50L176 52L173 53ZM233 50H230V51L228 50V51L231 53V51H233ZM103 51H104V50H103ZM113 51L115 52V50H113ZM146 51H147V50H146ZM168 51H169V50H168ZM238 51H239V50H238ZM243 51H244V52H247V53H244ZM252 51H253V48L251 49V52H252ZM39 52H40V51H39ZM65 52H66V54H65ZM69 52H70V53H69ZM96 52H97V51H96ZM98 52H99V51H98ZM107 52H108V51H107ZM109 52H110V51H109ZM111 52H112V51H111ZM150 52L148 51V54H151ZM185 52H183V53L185 54ZM195 52H194V55H193V56H196V57H197L198 55H200V54H198V52H196V53H195ZM240 52H239V53H240ZM253 52H254V51H253ZM253 52H252V53H253ZM74 53H76L75 56L78 57V58L74 57L75 60L72 58V57L74 56ZM82 53H83V54H82ZM132 53H133V52L131 51L130 54H132ZM139 53H140V52H139ZM155 53L157 54L156 50H155ZM163 53H164V52H163ZM163 53H162V51H161L159 54H157L158 56H156V58H154V59H155V62H154L155 65H154V67H152V64H153V63L151 64V62L148 63L147 65H145V64H146L147 62H149V61H147V62L145 61V62H144L145 64H142V65H145L144 67H147L149 64L151 65V66L149 65L148 68L152 67L153 69H152V68H150V69H148V70L145 69V70L148 71V73L143 72L144 68L141 67V66H142L141 63L139 64V62H137L138 65H141V66H138L136 63H135V65L133 66V65H132L133 63L131 62V65H130V66H131V67H134V68H131V72H132L133 69H135L134 72L132 73V74H134L135 78L133 77V82H132V81H127V80H129L128 78L132 77V74H131L130 77L126 78L125 81H127V82H129V83H130V82H131V83H134V82H135L134 85H135V88H137V89H139L140 87H142V84H143V87H144L143 90H145V91H142L143 94H147V95H148V91H149V96H151V98L153 97L152 100H155V102H156L155 104H157V103L159 102V103H158L159 105H157V107H156L157 109L154 108V110H153L152 108L155 107V106H153V105H155V104H152V103H151L152 106H149V107H152V108H150V109L153 110V112H151V113H154V115H156V114L158 113V114L160 115V113H162V112H160V111H165V108H167V110L165 111V113H166V115L170 116V115L172 114V109L174 108V105L177 104V102H181V100H187V101H188L189 98L186 99V97H185L184 94H183L184 92H183V93H182V92H178V93H177L178 90L180 91V90H182V89H178L177 91H175L176 89H172V88H170V89H172V91L174 90V91L178 94L179 97H183V96H184L183 98H185V99L181 98V100H180L179 97L174 96V95L176 94V93L174 94V92L172 93V94H174V95H172V94H171V95L173 96V98L175 97V99L177 100L175 104H174L175 99L172 100V99H173L172 97H171L172 99L170 98V96L168 97L169 99H171V100H170L171 102L168 101L167 96H165V97L163 98V96H164V95H167V94H166V93H164V95L162 94L163 91H162L161 87L164 86L163 83H166V80H168V79L171 78V77L168 78V79H167V77L164 78L166 75H169L170 73H166V72H165V70H168L169 68H168V69L164 68V67H165L164 65H167V64H165V61H166V62L168 61V55H167L168 53H167L166 51H165V53H167V54H165V53L163 54ZM208 53H209V56L212 54V53H210V52H208ZM214 53H213V55H214V57H216ZM218 53H217V56L220 55V54L218 55ZM239 53H238L237 51H236L235 53L233 52V55H232L233 58L231 57L232 60L234 59V55H235V54H239ZM243 53H244V55H243ZM97 54H98V55H97ZM102 54H104V53H102ZM105 54H106V53H105ZM114 54H115V53H114ZM141 54H142V53H141ZM156 54H155V55H156ZM173 54H174V55H173ZM187 54H185V55H186L185 57H184V55H183L182 58H186V60H187ZM189 54H190V53H189ZM189 54H188V55H189ZM253 54H255V53H253ZM35 55H36V54H35ZM40 55H41V54H40ZM46 55H47V60H46V58H44V57H46ZM87 55L89 56V54L87 53L86 56H85L86 58L83 57V58H84L83 60H87ZM111 55H112V56H111ZM143 55H144V54H143ZM145 55H146V54H145ZM153 55H154V53H153ZM155 55H154V56H155ZM164 55H165V56L167 55V57H165ZM175 55H176V56H175ZM181 55H182V51H181ZM201 55H202V54H201ZM201 55H200V59H199V57H198L197 59H195L196 57H194V59L197 60L198 62H199V61H205V59H204V60H201V57H202V59H203V57H204V56H201ZM221 55H220V56H221ZM225 55L222 56V58H223V57L225 58V57L228 56V55H227V56H225ZM249 55L252 56L251 54H249ZM257 55H258V54H257ZM97 56H98V58H97ZM101 56H103V55H101ZM206 56H208V54L205 55V58H206ZM211 56H212V55H211ZM220 56H219V57H220ZM230 56H231V55H230ZM237 56L240 57V54L237 55ZM237 56H235V57H237ZM142 57H143V56H142ZM142 57H141V59H140V56H139V58H138V55H137V58L140 60V62L142 61ZM145 57H146V56H145ZM145 57H144V58H145ZM164 57H165L167 60H166V59L163 60ZM190 57H191V56H190ZM214 57H213V58H214ZM239 57L237 58V59L239 60V61H237L238 64H237L236 62H235V63L237 64V66H238V65H241V67L239 66L238 69H237V70L240 71V69H241L242 67L245 68L246 65H245L244 63L247 62L246 60H248V59H250V58L247 56V58L245 57L246 59L244 60V59L241 57V58L243 59V60L241 59L242 62H244V63H243L244 66H243L242 63H240L241 60L239 59ZM257 57H258V56H257ZM148 58H149V57H148ZM211 58H212V57H211ZM213 58H212V59H213ZM123 59H124V62H121V63L118 64V62L123 61ZM134 59H135V60H134ZM151 59H152V61H153V56H152V55H151ZM161 59H162L164 62H162ZM180 59H181V58H180ZM180 59L178 60L179 62L182 61V59H181V61H180ZM188 59H189V56H188ZM190 59H191V60H190ZM190 59H189V61H191V62H194V61H195V60H193L192 58H190ZM209 59H210V58H209ZM209 59H207V60H209ZM216 59H217V57H216ZM225 59H226L228 62H227L226 60H224V59H223V60L221 59L222 62L224 61L223 63L225 64V65L222 64V66H225V67H223V70L225 71L224 68H226V67L228 66V64H229L230 67L228 66L227 68H228V69L231 68V69H230V70L227 69L228 73H227V71L224 72L223 70H221L223 73H225V75H227V74H229V75L224 76V74H223L222 72H219V73H220V74H219V77L223 74V76H222L221 78H223V77L226 78V77H227L226 79H228V76H229L230 81L232 80V81H231V85H232L233 83L236 82V81H234V80H237V79L234 78V76H235V77H238V76H239V74H238L239 71L237 72L236 70H234V66L236 67V64L234 65V64L232 63V60H231V62H230V58L228 59V57H227V58H225ZM237 59L235 58L234 60L236 61ZM44 60H45V61H44ZM73 60H74V61H73ZM78 60H77V61H78ZM118 60H119V61H118ZM133 60H134V61H133ZM144 60H145V59H144ZM144 60H143V61H144ZM146 60H147V59H146ZM170 60H171V59H170ZM170 60H169V61H170ZM175 60H177V59H175ZM175 60H173L172 63H175ZM192 60H193V61H192ZM221 60H220V58H219L218 61H220V63H221ZM234 60H233V62H234ZM253 60H254V59H252V61H253ZM261 60L259 61V63H260V62L264 63V61H261ZM18 61H19V63H18ZM42 61H43V62H42ZM79 61H78V62H79ZM178 61H177V62H178ZM189 61L187 60V61L184 62V63H187V62H188V64H189ZM197 61H195L194 64H192V63L189 64V65H191V66H187L188 64H187V65H186V64L184 65V63H183V64H182V68L184 69V70L182 69V72L184 71L183 73L181 72V70H180V72H178L179 69L181 68V66H180L181 64H180L179 62L176 63V64H178V65L180 64L179 67H176V66H178V65L175 66L176 68H175L174 66H172V67H173L172 69H173L174 71H175V69H176V72H177V74H178L177 76H179V73H181L182 75L184 74L183 76L180 75V77H179L180 79L182 78V79L185 80V78L187 77L186 75H188V77L190 76L191 78H193V77L197 76L199 73H201V72H199V71L197 70V69H199V68H197V67H200V66H201V68H204V67H203L204 64H200V63H199V64H196V63H198ZM212 61H215V63H216V64L213 63V68H214V67H215L214 65H217L218 61H216L215 59H213ZM82 62H83V61H82ZM112 62H113V63H112ZM129 62H130V61H129ZM182 62H183V61H182ZM182 62H181V63H182ZM249 62H251V61L249 60ZM255 62H258V61H255ZM172 63L170 62V64H172ZM204 63L206 64L205 66L208 67V69L206 70L207 73L204 75V77H206L207 74L210 73V71L212 72V69H213V68H212V65H211V64H210L211 66H209V65L207 64V63H210V62L205 61ZM220 63H219V64H220ZM239 63H240V64H239ZM36 64H35V65H36ZM81 64H83V66H84V68H85L86 70L83 69V71H82L81 69H79V66H80ZM87 64H88V63H87ZM126 64L128 65V63H126ZM126 64H125V65H126ZM170 64L168 65L169 67H170ZM219 64L217 65L218 67H219ZM231 64L233 65V67H231ZM251 64H252V63H251ZM74 65H75V66H76V65H77V66L79 65V66L74 68ZM98 65H99V64H98ZM127 65H126L125 67H127ZM173 65H174V64H173ZM194 65H195V66H196V65H200V66H197V67H196L197 69H195V67H192V66H194ZM247 65H248V64H247ZM252 65H253V64H252ZM254 65H255V63H254ZM260 65H261V66H264V65H262V64L260 63V64H259V67H260ZM183 66H184V67H183ZM217 66H216V68H218ZM38 67H39V66H38ZM81 67H82V65L80 66V68H81ZM101 67H102V65H101ZM107 67H105V68H100L101 71H102V72L104 71L103 73H105L106 75H107V73H108V69H107ZM191 67L194 68V69H192ZM220 67H221V66H220ZM248 67H249V65H248ZM259 67H257V65H256V68H259ZM82 68H83V67H82ZM141 68H142L143 70H142ZM170 68H171V67H170ZM174 68H175V69H174ZM201 68H200V69H201ZM210 68H212V69H210ZM236 68H237V67H236ZM246 68H247V66H246ZM246 68H245L244 70H246ZM249 68L251 69V67H249ZM16 69H18V70H16ZM33 69H35V70L33 71ZM60 69H62V70H61V72H62L61 75H60L59 72H58V70H60ZM70 69H72V70H70ZM73 69H76L75 71H76L77 73H76V72H73ZM104 69H105V70H104ZM123 69H124V70H123ZM163 69H164V71H163ZM172 69H171V70H172ZM220 69H222V67H221ZM259 69H260V68H259ZM259 69H251V70L249 71V73L252 71V72H251V74H252L253 71H255V70H259ZM20 70H21V74L19 73ZM30 70H31V72H30ZM84 70H85V71H84ZM91 70H92V71L94 70V72H92V75L90 74V73H91V72H90ZM128 70H129V69H128ZM141 70H142V71H141ZM145 70H144V71H145ZM150 70H152L151 73H152L153 71H155V73L153 72L154 74H153V73L151 74L152 76H150V74H149V73H150ZM171 70L169 69V71H170L171 73H175V72H172L173 70H172V71H171ZM177 70H178V71H177ZM192 70H193V71L196 70V71L198 72V74L196 75V73H195L194 76H193L192 74L189 75V73L192 72ZM208 70H209V72H208ZM215 70H217V69H215ZM215 70H213V72H214ZM232 70H233L234 72H233ZM242 70H243V68H242ZM248 70H249V69H248ZM14 71H19V72H14ZM70 71H72L73 73L70 72ZM106 71H107V72H106ZM109 71H110V70H109ZM122 71H123V73H122ZM169 71H167V72H169ZM200 71L204 72L205 69H204V70L202 69V70H200ZM218 71H219V69H218ZM229 71L232 72V73H230ZM235 71H236L237 73H236ZM259 71L262 73V71H264V67H262V69L259 70ZM66 72H69V73H71V74H67ZM85 72H86V73H85ZM115 72H112V73H115ZM120 72H121V73H120ZM141 72H143V73H142V74H139V73H141ZM164 72H165V73H164ZM240 72H241V73L244 72L243 75H246V74H247L246 76H248V75L250 76V75H251V74H249V73H246V71H243V72L240 71ZM240 72H239V73H240ZM247 72H248V71H247ZM12 73H13V75H12V79H11L10 81H7V80H6L7 75H8V74H12ZM17 73H19V74H17ZM127 73H129V72H126V75L128 76L129 74H127ZM135 73H136V75H135ZM144 73H146L150 78H149L147 75H143ZM233 73H235V75H234ZM241 73H240V75H242ZM245 73H246V74H245ZM254 73H256V72H254ZM254 73H253V74H254ZM261 73H260V74H261ZM39 74H40V76H39ZM41 74H42V75H41ZM51 74H55V76H54V75L51 76ZM56 74H57V75L59 74L60 76L57 77ZM72 74H73V75H72ZM74 74H75V75H74ZM89 74H90V75H89ZM121 74H122V75H121ZM155 74H156V76H153V75H155ZM175 74H176V73H175ZM217 74H218V73H217ZM217 74H215V72H214L213 75L218 76ZM230 74H231V75H230ZM253 74H252V75H253ZM260 74H259V75H260ZM19 75H20V76H19ZM66 75H69L70 77H69V76H66ZM71 75H72V76H71ZM76 75H77V78H78V79H76ZM101 75H102V74H100L99 77H101ZM115 75H116V73H115ZM141 75H142V76H141ZM163 75H165V76L163 77ZM170 75H171V74H170ZM172 75H174V74H172ZM202 75H203V74H202ZM202 75L199 74L198 76L202 77ZM243 75H242V76H243ZM252 75H251V76H252ZM262 75H264V73H262ZM262 75H261V76H262ZM14 76H15L16 79L14 78ZM17 76H19V77H17ZM42 76H43L44 78H43ZM74 76H75V79L73 78ZM85 76H86V77H85ZM89 76H90V77H89ZM102 76H104V74H103ZM117 76H116V77H117ZM127 76H126V77H127ZM144 76H147V77H144ZM177 76H176V77H177ZM208 76H210V75H208ZM211 76H212V75H211ZM211 76L208 77V78L210 79ZM216 76H212L213 80H214V77H215L216 80L218 79V80H217L218 82H221L222 79H221V78L219 79V78H217ZM232 76H233V77H232ZM246 76H245V77H246ZM254 76H255V75H254ZM254 76H253V77H254ZM4 77H6V78H4ZM36 77H35V78H36ZM38 77H37L36 81L39 80ZM41 77H42V78H41ZM67 77H68V79H66ZM141 77H143L144 79L141 78ZM162 77H163V78H162ZM174 77H175V76H174ZM183 77H185V78H183ZM231 77H232V78H231ZM239 77H240V76H239ZM239 77H238V79H239V82H240V83H242L241 81L245 82L244 80L247 79V78H242V77L239 78ZM256 77H257V76H256ZM256 77H255V78H256ZM262 77H264V76H262ZM35 78H34V79H35ZM122 78H123V80L125 79L124 77H122ZM122 78L120 79L121 82H120V81H119V82H120V83H124V84H126L125 81H124V82L122 81ZM145 78H147V79L145 80ZM160 78H161V79H160ZM179 78H178V79H179ZM224 78H223V79H224ZM259 78H260V77H259ZM44 79H46V80H48V81H47V82H46V81L43 82L42 80H44ZM131 79H132V78H131ZM142 79H143V80H142ZM148 79H149V80H148ZM164 79H166V80L163 81ZM171 79H173V78H171ZM175 79H177V78H175ZM175 79H173V80L175 81ZM180 79H179V80H180ZM195 79H196V77H195ZM201 79H202V78H201ZM209 79H208V80H209ZM226 79H225V80H226ZM233 79H234V80H233ZM240 79H241V81H240ZM242 79H244V80H242ZM73 80H74V81L78 80V81L74 82ZM83 80H85V81H83ZM92 80H93V79H92ZM135 80H137V81L139 80L140 82H139V81H138V82H139L141 85H140L137 81H135ZM173 80H172V81L170 80V82L167 81V83L169 82V84H170L171 82H174ZM179 80H178V81H179ZM184 80H182V81L180 80L181 82H179V84H181V85H179V86L183 87L182 84L185 83ZM186 80H187V79H186ZM188 80H192V79H188ZM213 80L211 79V80H210V83H211V82H214ZM220 80H221V81H220ZM225 80H224V81H225ZM228 80H229V79H228ZM228 80H226V81H228ZM255 80H256V79H254L253 81H255ZM262 80H264V79H262ZM262 80H261L260 83H262ZM41 81H42V82H41ZM82 81H83V82H82ZM160 81H161V82H160ZM197 81H198V82H197ZM203 81H204V80H203ZM203 81H202V80L200 81V78H199V79H197L196 81L194 80L193 82H194V83H199V82H200V83H201V82L203 83ZM217 81H216V82H217ZM224 81H223V82H224ZM248 81H249V80H248ZM37 82H38V81H37ZM91 82H92V81H91ZM158 82H159L161 85H163V86H161L160 84H158V86H157V85L155 86V84H157ZM175 82H176V81H175ZM182 82H183V83H182ZM193 82H191V83H193ZM205 82H206V80H205ZM208 82H209V81H208ZM216 82H215V83H216ZM218 82H217V83H218ZM228 82H229V81H228ZM239 82L237 81L236 83H239ZM249 82H250V81H249ZM89 83H90V81H89ZM136 83H138L139 85H137ZM150 83H151V84H150ZM188 83H190V82H188ZM188 83L184 84V85L186 86V88H188V86H191V85H192V84L189 85ZM194 83H193V84H194ZM206 83H207V82H206ZM221 83H222V82H221ZM221 83H220V84H221ZM245 83H246V82H245ZM153 84H154V86H153ZM204 84H205V83H203V85H204ZM220 84H219V85H220ZM224 84H225V83H224ZM24 85H22V86L25 87ZM64 85H65V84H63L62 86H64ZM68 85H69V84H68ZM68 85L66 84L65 86H68ZM144 85H145L146 87H147V86H148V87L150 86V87H149L150 89H151V86H153L152 89H155V91H156V89H157L159 92L162 91V92H160V93H161L163 99L161 98V95L158 96L159 98H157V95H156V94L158 93V95H159L160 93L157 92V93L155 94V91H154V90H153L154 93H153V94H150V93L153 92V91H150V89L148 90V88H145ZM159 85H160V87H159ZM176 85H177V84H176ZM195 85H196V84H195ZM221 85H222V84H221ZM221 85H220V86H221ZM226 85L228 86L229 84L226 83ZM234 85H235V84H233V87H232V86H230V87H228V88H227V86L224 87V88H227V91H230V92H231L229 95H228L229 92L227 93V91L223 89L224 92L226 91V93H227L228 96H230V95L232 96V97H230V98H233V99H231V101L234 100L233 103L236 102V99H234V98H237V95L233 97V94H234L237 90L239 91V89H240V88L237 89V87L234 88ZM22 86H21V87H22ZM136 86H137V87H136ZM165 86H168V89H169V87H171V84H170V86H169V85H165ZM179 86H178V87H179ZM192 86H193V85H192ZM210 86H211V85H210ZM215 86H216V85H214V87H215ZM222 86H223V85H222ZM224 86H225V85H224ZM21 87H20L19 91H21ZM60 87H61V86H60ZM138 87H139V88H138ZM157 87H159V89H158ZM172 87L177 88V87H175V86H172ZM200 87H201V86H199V88H200ZM216 87H217V86H216ZM231 87L234 88V89H236V91H235V92L233 91V93H232V89H231ZM18 88H19V87H18ZM64 88H66V87H64ZM64 88H63V89H64ZM190 88H192V87H190ZM193 88H194V87H193ZM193 88H192V89H193ZM195 88H196V87H195ZM203 88H205V87H203ZM69 89H70V90L68 91V93L65 92V94L62 93V90H61V94L58 92V93L61 95V96H60V95H58V96H60L61 98L63 97L62 100H64V96H65V99H66V100H64V101H60V102H61V105H60V102L58 103V101L61 100V98L58 97L59 100L57 101V103H58L57 106H58L59 109H60V107H61L62 104H63V106H64L63 109L65 110V108H66V110H65V111L62 110L63 112H61L60 110H58V111H59V112H57L58 115L56 114V110H55V116L57 115L56 117H55L54 115L51 114L53 117H55L54 120L56 119V122H57L59 119L61 120V121H60V120L58 121L59 124H61L60 126H59V125H58V126H57V125L55 126L56 122H54L53 120H51V119H53V118L50 117L51 115H50V116L47 115V113H53L54 111L51 110V111H52V112H51V111H49L50 109H49V110L46 109V111H45L46 113L44 114V112H42V111L39 109V108H41V107L44 108V106L46 105V103H49V102H47V101H49V99H50V97L48 96V94H47V95L45 94V97H47V98L43 97L44 94H43V95H41V94H40V95H39V94L36 95V97L38 96V99L33 98V97H30V96H28V97L25 98L24 96H26V95H25V94L27 93L26 91H25L26 93L24 92V93H25L24 95H23V93H22V94H20V95L18 94V95L16 96V94H17L18 92L15 90V91H13L14 93L12 92V94H13L12 96H13V97H11V96L9 95L10 97L8 96V97L5 98V99H6V107H7V109H6L5 112H4V111H3V112H0V115H1V116H0V197H1V198H0V199H1V200H0V264H41L42 262H45V264H118L117 262H120V261H117V259L122 255V254H120V253H122V251H121V249H118V247H116V245H114L116 242H118L117 240H118L119 238H118L117 240H116V238H115V239H114L115 241H114V240H113V237H114L116 234H117V236H115V237H118L119 234H121V233L124 234V232H126V231L129 232V233H128V237H127V239H126L125 235H124V237H123V234H122L121 237L119 236V237L121 238V240L119 239V240L121 241V243L123 242V241H122L123 238L126 239V240H124V243L122 244V246L125 244V245L123 246L124 249H122V250H125V248H126V251H127V249H131V248H132V249H133L132 251H131V250H128V251H129V252L131 251L130 253H133L134 255H132V254H131V255H130V254H127L126 252L123 251V256H122L123 259H122V257H120V259H121L122 261H121L119 264H143V262H145V261H144V258H145V257L143 258L142 255L144 254L143 256H145V255H146L145 253H148V252H149V253L146 255V257H148L149 254L153 253L152 255H150V261H152V260H153V257H154V261H152V262H156V263H151V264H159V262H160L161 264H167L168 262H169L168 264H170V263L172 264V262H175V263H176V261H173V260L176 259V260L178 261V260L181 259L182 257L184 258V259H183V258H182V259H183V261L185 262V261H186V257H184V256H186L187 254H188V255H187V258L189 257L188 260L190 259L189 261H191V258H190L191 255H189V254H190L189 251H192L196 245H195L194 247H192L191 249L189 248V246H190V245H191V246L193 245V243H194L193 239H194V240H195V239L198 240L197 238H198L199 236L202 235V234H201L202 231H203V233H204L205 230H202V229L204 228V225H205L206 223H208V222H206V223L203 222V220H202L201 217H203L204 212H202V211H205L204 209H206V212H208L207 209L209 208L208 210H210V207L207 208V204H208L209 202L211 203V201H214V200H211V198H210V197L212 196V195H211V192L214 191V190H212L211 192L207 193V191H208V189H209V187H210V184H211L212 182L210 181V182H211L210 184L208 183L209 181L206 182V183L209 185L208 187H207V186L204 187V186L202 185V184L207 185L206 183H204V182L201 183L202 181L205 180L204 176L202 177V175H204V174H203V173H204V167L207 169V172H208L207 175L209 174V175H208L209 178H210V176H212V173H213V172H212V171H213V170H212V166H211L212 161H211V158L209 157V155H211V152H209V150L212 151V150H214L215 147H217L219 144H221V143H219V140L216 141V142L219 143V144H217V143L215 144V143H214L215 140H216V138H217V139L219 138V135H220V137H221V138H220L221 142H223V141H222V137H223V135H224L225 138H228V135H229V137L231 136L230 138H233L234 135H233V137H232L231 134H233V133H234V134H237V132L235 133V132H231V131H233V127L237 128V131H238V128H239L238 125H239V124L236 123V122L239 121V117H240L239 115H240V114H243L244 110L246 109V106H245V105H247V103H248L247 101H248V100L250 101V100L252 99V98L250 99V97H253V98H254V97L257 96V95H255V96H250L251 94H250V95H249V94H247V95L245 94V95H244V90H243V88L241 87V89H240V90H241L240 93L237 92V94L239 93L238 95L241 96V97H240V100L242 101V99H243L244 97L247 98L248 95L250 96V97L248 96V97H249L248 100H246V98H245V100H246V101H245V105L243 104L244 106H243V105L240 106V107H242V108L240 109V107H239V109L237 110V107H238L239 104H240V103H238V99H239V98H237V102H236V103H238V106H236V104H233V105H230V106L228 105V106H229V107H228L229 109H228V108H225L226 110H225L224 113H223V112H222V109H223L224 107H220V108H222V109L219 110V107L217 108L216 105L220 106V104H223L224 101H226V100H224L225 96L222 97L223 99H221V97H219V98H218V100L220 99L219 102H217L218 100H216L215 103L217 102V104H215L213 107H212V106L210 107V105L208 104V101H209L211 98L214 99L213 96H212V95H213V94H212L213 91L210 90V92L212 91L211 93H210V92H208V93L206 92V93H205V91L202 89V87H201L200 89H198V85H197V89H195V90H196L195 92L197 93V92L199 91V92L201 93V91H203V93H202L203 96L200 95L199 92H198V93H199L200 96H196V95H198V93H197L195 96L193 95V96L195 97V99H196V97H197V99L195 100L196 102L193 103L194 105L196 104V105H195L196 107H195L194 105H193V106H194L195 108H197V107L199 108L200 106H198V103H199V102H198L197 100H198L199 98H201L202 101H201L200 99H199V100H200V103H201L202 108L200 107V108H201L200 110L196 109L197 111H196L195 109H194L195 111L192 110V109H190V110H192V111H190L189 114L192 113V112H194V114H195V112H198V111H199L198 114L201 113L202 117L205 118V119H203V120H204V121H203V120L201 119V118H202V117H201V118H200L201 120H200V119L198 118V116H200V115H198V116L196 117L198 120H197V119H196V120H195V119H193V120L191 119L192 121H195V122L192 123V125H193V127H192V125H189V124H188L189 121H190V119L188 118V119H189V120L187 119V120H188V123H184V126H186V125L188 124V126H190L191 129L193 128L194 130H196L195 127H194V123H195V126H198V125H199V126H200V127H199L200 129H202L201 127H203V129H206V131H204L203 129H202V131H203V132H207L208 134L205 133V136H206V135H207V136L209 135L210 137H208V138L205 137V138H204V137H203L204 134H203V135L201 134V132H202L201 130H200V132H199V130H198L199 128L197 129V130H198V133H200V134L202 135V137H203V138L201 137V138H199V139H197V138H198V136H200V135L195 134V133H194L195 131H194L193 129H192V130H193L194 132L191 131L190 128H188V129L186 128V129H185L184 127H182L181 129H177V126H176V129H174V130H176V132L178 131V133H180V131H181V133H182V131L185 129V132H187V133H182V134H184V136H185V135H188V136H187V139L185 138L186 136L184 137V141H185V140H187V141L189 140V141H190L191 138H188V137H189V135L192 136L191 134H193V135L195 134L194 136L197 135V136H196L197 138H195V137L192 138L191 142L194 141V143H192V144L189 145V146H192L193 144H195V140H196V139H197V141L200 140V141L198 142L199 145H198V143H196L197 146H199V147H200V145L202 146V144H201V139H202V142H205V143H203L204 147H205L206 145H208V146H206L205 148L202 147V148L204 149V150H203V149H202V150H203V151H206L207 147H208V149L210 148V149L207 151V153L204 154V156H205V155H207L208 153H210V154H208V155L206 156V157L209 158L210 160L207 159L206 157L204 158V157L202 156V159H204V160L207 159V160H205V161L203 160V161H204V166H202L203 161L201 162V160H198V161H200L201 163L197 162V163L200 164V165H198L196 162H195L196 164H194V161L191 160L190 165H192V162H193L194 165H192V166H195V167H194L195 172H196V170H197V166H198V172H196V174L199 173V170H200V171H203L202 174H201V172L199 173L198 177H197L196 180L194 181V182H196V183H195V184H196V185H195L196 187L193 185V184H194V182H193V180H194L193 176H194V175L191 176V177L193 178V180H192L193 184L190 183V182H191V179L189 180V178H188L189 175H188V174H186V175H188L187 177L184 176L185 173L183 172V171H184L183 169H184V168L187 169L190 165H189V166L186 165V167H183V168L181 167L182 165H181V166H179L178 164H177V165H178L180 168H182V170H183L182 172L184 173L183 176L185 177V179L188 178V179H186V180H187V181H186V182H187L186 184H189V188L193 185L192 188L195 187V188H193V189L195 190V193H196V191L202 190L203 188H208V189H206V191H205V190H204V191L202 190L203 193L200 191V192H197L196 194H199V193H200L201 195L203 194L202 196H203L204 198H205V197L207 198V196L209 195L210 197H208V198H210V199H209V201L204 199L206 202L208 201V203H206L205 201H202V199H203L202 196H201V199H200V197H198V196H200V194H199V195H196V197H197L202 203H201V202H197V201H198L197 198H195V199L192 198V197H195V195H194L195 193H194V190L190 188L191 190H190V189H189V190L191 191V193H194V194H192V196H191V198L193 199L194 202H193V207L190 205L192 208H189V207L187 206L188 204L186 205V203L192 202V200H189L190 197H189V198H186L187 200H189L188 202H187V200H186V201L184 200V199H185L184 197L188 196V193L186 192L187 195L185 196V195H184L185 193L182 192V190H181V188L183 189V187H182L181 185L185 183V181H184L185 179L178 178V177H182V175L180 174V173H181L180 169H179V173H178V170H177V169L174 170V167H173V169H172V167L170 166V164H171L170 162H172V161H170V162H169L170 164L168 165V166L171 167V169H170L168 166H166V168H163L165 165H160V164H162V162H160V161L157 160V161H158L157 164L160 162V163L158 164V166H157L158 170L161 168V166H162V168H163V171H164L165 169H167V167H168V169L172 170V171H170V170L168 171V169H167V172H166V173H168V174L170 173L171 175H168V174L166 175V173L164 172L166 177H169V176H170V179H169V182H170V183L166 184L167 182L164 181V184H166V186H164V188H165V192L163 191V192H164L163 194L166 195V194H169V193H170V195H171V193H173V192H174V189H175V193L177 192V193L180 194V196H183V197L181 198V197L178 196L177 194H176V195H177L178 197H176V196H174V195H173V197H172V196H169V197H168V195H167V196H165V198H163V199H164V200L167 199L166 201H168V199L170 198V200H169L170 202H167V203L164 204V201H163V205H162L161 202H162L163 199H162V200H158V199H161L160 196H159L158 199L156 198V201H153L155 198H153V200L150 198L151 196L154 195V194L152 195V192H153V191L150 192V196L147 195V192H149V191L146 192V196H149V198L146 197V196L144 195V194H145V192H144L145 189H146V188L149 189V186H148V187L146 186V188L144 189V185L146 184V182H145L144 180H142V181H143V183H142V181L140 182V181L138 180L139 183L137 182V183H138V184H137V183L135 182V183L137 184V185L135 184V187L137 186L136 188H139V186H140V187H142V189H143L144 191H141V188H139L140 190H138V191L136 190V191H137V194L140 195V194L144 193V194H143L144 196L142 195V198H141L142 201L145 200L146 202H148V204H150V206H149V205H146V206H145L146 208H144V207H143L144 205L142 204V205H143V206H142L141 203H140V202H142V201H141L139 195H138V200H137V195L135 196L136 192H135L134 189H136V188L134 187V184H130V183L128 182V183H129V186L131 185L130 188L134 190V193H133V190H132V193H133L132 196L134 195V196H133V197H134V198H133V201H134L136 204L133 202L132 205H134L133 207H137V208H138V209H137L138 212L140 211L139 213H137V212H136L137 210H136V211L134 210V211L136 212L135 215H136V214H137V215H136V218H135L136 220H135V219L133 220V217H135L134 214H133V217H131V219H132L133 221H135V222H132L131 219H130V221H129V218H130V216L132 215V213H134V212L132 211V210H133V207H131L132 209H130V210H131V212H130L131 215H130V213H129V217L126 216V214L128 215V211H130V210H129V208H130L129 206H132V205H128L127 207H129V208H128V210H127L126 205H127V203H129V201H128L127 199H128L129 196H130V193H131L130 191H131V190L129 189L128 192L126 191L127 193H126V192L124 193V194H126V195H124L125 198L123 197L122 193H121V196H119V197H117V196L112 197V196H114V194L117 195V194L120 192V190H121L120 188H122V186L124 187L123 184L126 183V182H124V178L127 180L126 177H121V179L118 177L120 174H121V176H122V175H123V176H127L126 174L124 175V174H123L124 172L122 173V171H125V173L127 172V174H129V172L131 173V171H132V173H134V175L131 173L132 176H131L130 179H131V180H132L133 178H134V179H133L132 181L128 180V181H130V182L137 181V179L135 178L136 176H138V179H139V178H140V179H144L143 173L147 174V173L145 172V170H142V169H141V171H137V170H139V168H141V167H139V168H137V170H135V171H137V173L134 171V169H133V170L131 169L132 167L130 168V171H128V170L126 171V170H125V167H126L125 165H129V167H130L131 163H128V164H127V163L125 162L124 158H123L124 161H123V160H122V161L119 160V159H120L119 156H122V157H123L124 155H126V154H125V153H126L125 151L128 152V149H124L125 151L123 150V146H124V148L129 147V145L132 144V142H134V140H136V141L132 144V146L134 147V146L136 145L137 148H136V146H135V148H136L137 150H139V151H137L136 149H135V150H136L137 152H141L142 149H143L141 146H140V147H141V151H140V148H138V146L141 145V143H140L141 140L137 141V139H134V137H133V139H130L131 137L129 138L128 136L130 135V133H131L132 131H136V130H137L138 132H136L137 134H136L135 136H138V134H139V135L141 134V132L139 133V131H140L141 127H144V126H143V124H142L141 122H140V124L138 123V119H139V117L141 116L140 118H141L142 120L140 119L139 121H142V122H143V120H145V118L142 117V115L144 114L143 112L145 111L144 106H142V105H145L146 103H145V101H144L145 104H143V101H141V102L139 101V99H138L139 96L136 97L135 94L133 95V99H136V98H137L135 103L139 102V104H138V103H137V104H138L139 106H142V107H143V108L140 107L143 111H140V113H139V110H141V109H139V110H137L139 114H137V113L134 114V115H136L134 118H136V117L138 118V119H135V121L133 120L134 118L132 119L130 116H128V113H122L121 110H123L124 108H123V109H122V108H121V109L118 108L119 106H120V107H121V106H124V105H120V104H121L120 101H121V99H122L123 96H121L120 99H115L116 97L119 96L118 94H117L118 96L115 95L116 97H112V99L114 98V101L116 102V103H115V102L113 101L114 103H112V104H114V105H115V104H118L117 106H116V105L114 106V105H111V104L109 105V103L112 102V99H111V102H109L110 100L108 101L109 103H108V102L102 103L104 106H105L106 103H107V107H109V108H108L109 112H110V109H111V110L113 109V110L111 111V114L108 113L107 111H105V112H107L109 115H108V114L106 115V114L104 113V114L106 115V117H105V115H103L102 117H105V118H102V120H103V119H106V118L108 117V118L110 119V121L112 120V121H111L112 123H113V122L115 123V122L117 121L118 124H115V126H116L117 128H118L119 126H121V124L124 122V123L122 124L123 127H124V129L126 128L125 126H128L129 124H132L133 121H134L135 127H137V129L134 127V124H132V125H133V126L131 125L132 128H131V126H128L129 128L127 127L126 132L123 130V128L120 130L121 133H122L123 135H124L123 132L127 133V132L131 131V132H129L128 135L126 134V136H123V141H122V140H121V139H122V137H121L122 134L120 133L119 129H115V127L112 128V126H114V125H113L112 123H111L112 125H109V121L106 122V123H107V126L109 125V127H108L109 129L106 128V127H107L106 125H104V122H105V121H103V125L105 126V128H103L104 126H103L102 124H100V122H101L102 120L99 119V122H98V120H97V119L99 118V116L102 115V113H100V115H99V114H97L98 112H97V113L92 112L93 114L95 113V115L98 116V117H96L95 115H93L92 113H90L91 111L88 110V107H87V106H85V107H87V109H86V110L88 111L87 113L90 114L89 116H93L94 120H93V118H91V119H92L93 121H95L96 118H97V119H96V124H95L94 122H93L94 124H92V121H91V123H90V122H89V123H86V122L90 121L91 119H90V117L88 116V118L90 119V120H88V119H86L87 116H85V114H86V110H85V108H83L84 103H85V102H84L85 99H83V102H81V99H80V98H81V95H80L81 92H80V94H78L79 92L77 93L78 96H80V97H79V98H76L77 96H76L75 94H76L77 91H75L74 94L72 93V95H74V96L72 97V96L70 95V94H71L70 92H73L74 90L71 91V88H69ZM137 89H136V90H137ZM201 89H202V90H201ZM216 89H217V88H216ZM216 89H213V90H216ZM228 89H229V90H228ZM66 90H67V88H66ZM96 90H97V89H96ZM96 90H95V92H96ZM139 90H140V89H139ZM139 90H138V91H139ZM141 90H142V88H141ZM147 90H148V91H147ZM163 90H164V89H163ZM166 90H167V89H166ZM193 90H194V89H193ZM205 90H206V89H205ZM63 91H65V90H63ZM146 91H147V92H146ZM168 91H169V90H168ZM216 91H219V96H220V95H224V94H222L223 91L219 90V87H218V90H216ZM139 92H140V91H139ZM195 92H194V93H195ZM242 92H243L244 97H242V96H243V95L241 94ZM15 93H16V94H15ZM179 93H180V95H179ZM181 93L183 94V96L181 95ZM213 93H214V92H213ZM215 93H216V92H215ZM217 93H218V92H217ZM226 93H225V94H226ZM63 94H64V96H63ZM67 94H69V96H71L70 100H69L68 97L66 96ZM136 94H138V93L136 92ZM139 94H141V97H142V93H139ZM154 94H155L156 96H155ZM177 94H176V95H177ZM204 94H205V95H206V94H209V95H207V98L210 97V96H211V98H209V100H208ZM255 94H256V93H255ZM14 95H15V96H14ZM108 95H113V93H111V94L109 93ZM147 95H146V96H147ZM216 95H217V96L214 95V97H218V94H216ZM227 95H226V97H227L226 99H229V100H227V101L229 102V101H230V98H229ZM234 95H235V94H234ZM39 96H40V97H39ZM146 96H145V97H146ZM258 96H259V95H258ZM258 96H257V97H258ZM66 97H67V98H66ZM134 97H135V98H134ZM198 97H199V98H198ZM202 97H203V98L205 97V102H206V99L208 100V101H207V104L209 105L210 110H208L209 108H208V109L205 108V107H206V105H205L206 103L204 102V99H202ZM24 98H25V99H24ZM32 98H33V99H36V100H33ZM39 98H40V101H38V102H40V105H33V102H32V101H35V102H36L37 100H39ZM110 98H111V97H110ZM110 98L108 97V98H106V100H108V99H110ZM154 98H155V99H154ZM165 98H167V101H166ZM177 98H179V99H177ZM241 98H242V99H241ZM258 98H259L260 101H262L261 96L258 97ZM258 98H257V99H258ZM43 99H44V100H43ZM101 99H102V98H101ZM101 99H100V101L102 102ZM145 99H149V98L146 97V98H144V100H145ZM157 99H158V100L160 99V101H161V99H162V100H163V101H162L163 103H160V101L157 102V101H156ZM190 99H191V98H190ZM190 99H189V101H190V104H191V100H190ZM216 99H217V98H216ZM255 99H256V97H255ZM41 100H42L43 102H44L45 100H46V101H45V103H43ZM79 100H80L81 103H83V105H81V103L79 102ZM86 100H88V99H86ZM86 100H85V101H86ZM123 100H124V98H123ZM123 100H122V101H123ZM141 100H142V99H141ZM150 100H151V99L147 100L146 102L148 103ZM178 100H179V101H178ZM222 100H223V103H222ZM100 101L98 102V104H101ZM103 101H105V100H103ZM134 101H135V100H134ZM164 101H166V102H164ZM187 101H186V103H188ZM193 101H194V98H193ZM193 101H192V102H193ZM241 101H239V102H241ZM243 101H244V100H243ZM243 101H242V103H244ZM253 101H254V103H255L256 100L253 99ZM257 101H258V100H257ZM257 101H256V102H257ZM260 101H259V102H260ZM35 102H34V104H35ZM41 102H42V104H41ZM86 102H87V101H86ZM90 102H91V103L93 102V101L91 100V98H90ZM90 102H88V103H90ZM117 102H120V103H117ZM151 102H152V101H151ZM153 102H154V101H153ZM167 102H169V103H167ZM172 102H173V103H172ZM202 102H204L205 104L202 103ZM210 102H214V101H213V100H212V101L210 100ZM220 102H221V103H220ZM246 102H247V103H246ZM262 102H264V101H262ZM55 103H56V102H53V103H52V104H53L52 106L56 105ZM133 103H134V102H133ZM133 103L131 104L132 106H133ZM141 103H142V104H141ZM165 103H166L167 105H169V104H170V105L172 104V105H171V106L169 105V106L167 107V106H165ZM200 103H199V104H200ZM218 103H220V104H218ZM229 103H230V102H229ZM229 103H228V104H229ZM254 103H253V104H254ZM260 103H261V102H260ZM7 104H8V105H7ZM43 104H45V105H43ZM95 104H96V103H95ZM102 104H101V105H102ZM122 104H123V102H122ZM151 104H150V102H149V105H151ZM162 104H164L165 107H164ZM179 104H183V105H182L183 107H185V105H186V107L183 109V111L185 110V113H183L184 115H182V117L185 118L186 116H188V115H186V113L188 114V111H189L188 108H187L188 105L185 104L183 101H182V103H179ZM188 104H189V103H188ZM190 104H189V105H190ZM202 104L204 105V107H203ZM210 104H211V103H210ZM225 104H226V103H225ZM225 104H224V105H225ZM231 104H232V103H231ZM250 104H252V103H250ZM59 105H60V106H59ZM80 105H81L82 107H81ZM93 105H94V104H93ZM108 105H109V106H108ZM131 105H130V110H133V113H134V109H136L137 107H133L134 109H133V108L131 109ZM134 105L136 106V104H134ZM138 105H137V106H138ZM160 105H162V107H164V108L161 109V107H159ZM208 105H207V107H208ZM211 105H213V104H211ZM224 105H223V106H224ZM240 105H241V104H240ZM248 105H249V104H248ZM248 105H247V107H249V108H247V109H250V108H251V110H247V111H249L248 113H250V111H253V110L257 109L258 111L255 110L257 113L254 112V114L256 113L257 115H259V116L261 115V116H262V113H261V112H262V111H261L262 109H261V107H262V105H264V103L260 104V105H261V107H260V109H261L260 111H261V112H259V109H258L259 106H260L259 104H257V103L254 104V108H255V109L252 108L250 105H249V106H248ZM257 105H259V106L257 107ZM38 106H39V107H38ZM40 106H41V107H40ZM63 106H62V107H63ZM104 106H101L102 108L99 106V112H102L103 110H105L106 106H105V108L103 109ZM110 106H112V107L110 108ZM146 106H147V105H146ZM146 106H145V108H146V111H147V107H146ZM176 106H178V104H177ZM176 106H175V107H176ZM182 106H181V107H182ZM190 106H191V105H190ZM193 106H191V107H193ZM231 106H232V108H230ZM233 106H235L236 109H233ZM255 106H256L257 108H256ZM9 107H10V108H9ZM54 107H55V106H54ZM149 107H148V108H149ZM158 107H159V108H158ZM171 107H172V109H171ZM179 107H180V106H179ZM183 107H182V108H183ZM188 107H189V106H188ZM226 107H227V105H226ZM243 107H245V108L243 109ZM45 108H46V107H45ZM81 108H82V109H81ZM90 108H91V106H90ZM90 108H89V109H90ZM100 108L103 109V110L101 111ZM126 108H127V107H126ZM128 108H129V107H128ZM128 108H127V109H128ZM138 108H139V107H138ZM168 108H169V109H168ZM176 108H178V107H176ZM176 108H175V110H176ZM189 108H190V107H189ZM203 108H204L206 111L208 110V111L206 112V115H209V114H210L209 116L205 117L206 115L204 116V114H202ZM216 108H217V109H216ZM83 109L85 110V112H82V111H84ZM163 109H164V110H163ZM178 109H179V108H178ZM211 109H212V111L215 112V115H217V114L222 115V113H223V115H224L225 112L229 110L228 112H226V114L228 113V115H224V116H230V117H227L228 119L230 118V120H228V119H226V118H223L222 120L225 121V124H227V125H229V124L231 125V124H233V122H234V124H235L236 126H234V124H233V127H232V128H231V126H228V127H227V126L224 124V122H223V123H220V122H222L221 119H218V120H219V122L217 121L218 125L215 123V125H217V126H215V127L218 128V130L216 131V129L214 128V131H215V132L212 131V127L214 126V123L211 122L210 118L212 119V117H213L212 115L214 114V112H212ZM231 109H232L233 111L236 110L235 113H237V112L239 113L240 111H241V113H240V114L237 113L238 115H236L235 113H233V111H232V112L230 111ZM106 110H107V108H106ZM119 110H120V111H119ZM124 110H125V109H124ZM128 110H129V109H128ZM151 110H150V111H151ZM155 110H156V111L159 110L160 113H159V112L156 113ZM175 110L173 111V112H174V115L176 114V112H178V111H175ZM186 110H187V111H186ZM215 110H216V111L219 110V111H221V113H217V112H219V111L216 112ZM239 110H240V111H239ZM47 111H48V112H47ZM94 111H96V110H94ZM118 111H119V114H118ZM125 111H126V110H125ZM180 111H181V109H180ZM200 111H201V112H200ZM6 112H7V113H6ZM79 112H81L82 116H81V114H79ZM128 112H129V111H128ZM131 112H132V111H131ZM131 112H130V113H131ZM147 112H148V111H147ZM147 112H146V113H147ZM230 112H231L233 115H232ZM258 112H259V114H258ZM76 113H77V115H76ZM83 113H85V114L83 115ZM141 113H142V115H141ZM149 113H150V112H149ZM151 113H150V115H151ZM155 113H156V114H155ZM165 113H164V114H165ZM180 113H181V112H180ZM203 113H205V112H203ZM212 113H213V114H212ZM216 113H217V114H216ZM229 113H230V114H229ZM245 113H246V110H245V112H244V117H245L246 119H245V121L242 119V122H244V123H245V122H248L247 120H248V118H249V116H250V114H251V113L248 114L249 116H248V118H247V117H246L247 115L245 116ZM260 113H261V114H260ZM121 114H123L124 116H120ZM194 114H192V115L190 114V115H191L190 118H193V116H195ZM234 114L237 116V117L235 116V119H233V118H234V117H233ZM246 114H247V113H246ZM256 114H255V115H256ZM78 115H80L81 117H83V116L86 117V118L84 117V119H83V121L86 119L85 122L82 121L84 124H85V123H86L87 125H88V124H89V125H90V124H92V125L100 124V125H102V127L99 125V126L101 127V128H99L100 130H98V132H97V131L95 132V131H94V130H95V127L98 128V125L95 126V127H93L94 130H92V129H90L91 127H89V126H88V127H87V126L85 127L84 124L82 123L81 125H82L83 127H85L84 129H88L87 131L90 130V131H89L90 134H89L87 131L82 130L83 128H82L81 125L79 126L80 128L77 127L78 124H79L80 122H78V124H75V125H74V123H76V122H74V123L72 122V121H74V119H75L76 116H78ZM112 115H113V116H112ZM114 115H115V116L118 115L117 117H125V119L123 118V121H122V122L120 121V122H121V124H120V123L118 122V120H120V119L122 120V118H119V119H118V118L115 117V118H116V120H115V119L113 118ZM132 115H133V114H132ZM137 115H139V116H137ZM145 115H146V114H145ZM147 115H148V113H147ZM154 115H153V116H154ZM159 115H157V117H158ZM162 115H163V113H162ZM162 115H160L161 118L159 117L158 122H159V121L163 122V120H165V119H166L167 122H168V121H170V118H171V121L174 122L173 118H174L175 116H173V115H171V116H173V117H168V116H167V118L164 117V119L162 120ZM166 115H164V116H166ZM190 115H189V116H190ZM215 115H214V116H215ZM109 116H110V117L112 116V117L110 118ZM126 116H128V118L130 117V120H129V119H126V118H127ZM176 116H177V117H175V118H176V120H177V118H179V113H177ZM180 116H181V115H180ZM218 116H219V115H218ZM224 116H219L218 118H222V117H224ZM252 116H253V115H251L250 118H253V117H254V116H253V117H252ZM9 117H11L12 119L10 120ZM47 117H48V118H51V119H50L51 121L48 120ZM78 117H79V116H78ZM78 117L76 118L77 120H78V119H81V117H79V118H78ZM132 117H133V116H132ZM147 117H148V116H147ZM151 117H152V116H151ZM209 117H210V118H209ZM215 117H216V119H213L212 121L217 120V116H215ZM242 117H243V115H241L240 118H242ZM256 117H257V116H256ZM100 118H101V117H100ZM108 118H107V119H108ZM153 118H154V117H153ZM153 118H150V119L147 118L146 120L152 122V121H153ZM155 118H156V117H155ZM175 118H174V119H175ZM194 118H195V117H194ZM231 118H232L233 120H231ZM236 118H237V119H236ZM107 119H106V120H107ZM109 119H108V120H109ZM113 119H114L115 121H114ZM151 119H152V120H151ZM156 119H157V118H156ZM156 119H155V121H156ZM160 119H161V120H160ZM185 119H186V118H185ZM206 119H208V121L210 120V122H211V125H209V123H208V121H207L208 125L211 127V130L209 129V126L206 125V122H205ZM224 119H226V120H224ZM262 119H264V117H262ZM15 120L17 121V123H15V124L13 123V124H12V122L15 121ZM46 120L49 121L50 123L52 122L54 125L52 124L53 126L51 127V126L49 125V123H48ZM77 120H76V121H77ZM124 120H125V121L128 120V122H125ZM136 120H137V122H136ZM181 120H182V118H181ZM187 120H186V121H187ZM199 120H200V121H199ZM220 120H221V121H220ZM227 120H228V121H227ZM78 121H79V120H78ZM130 121H132V123H131ZM171 121H170V123H171ZM183 121H184V119H183ZM186 121H185V122H186ZM192 121H191V122H192ZM196 121H199L200 124H198V122H196ZM202 121H203V123L205 122V126H208V127H207L208 129L205 128L204 125H203V126L201 125V122H202ZM60 122H61V123H60ZM227 122H229V123H227ZM230 122H231V123H230ZM46 123H48V127H47V124H46ZM101 123H102V122H101ZM136 123H138V126H139V125H142V126L138 128V126H137ZM164 123H165V122H164ZM168 123H169V122H168ZM170 123H169V124H170ZM175 123H179V121L177 120V122H175ZM175 123H174L172 126H175ZM196 123H197L198 125H197ZM4 124H5V126L3 127ZM6 124H7V125L9 124V126L7 127ZM86 124H85V125H86ZM119 124H120V125H119ZM124 124H126V125H124ZM145 124H146L145 126H147L148 123H145ZM151 124H152V123H151ZM155 124H156V122H154V124H153V126H152L154 129L151 128V130H152V129H153V130H156V129L159 130V129H160V131H161V129L164 128V126H161V125H160V126H161L160 128H159V127L156 128L155 126H157V125H155ZM157 124H158V123H157ZM161 124H162V123H161ZM182 124H183V123L181 122V125H182ZM190 124H191V123H190ZM222 124H223V126L225 125V128H226V127H227V128H231V131H230L229 129L226 130V131H223L222 129H225V128L222 127ZM237 124H238V125H237ZM248 124L250 125V123H248ZM248 124L245 123L244 125H246V126L248 127V126H249ZM39 125L42 126V127H39ZM117 125H119V126H117ZM158 125H159V124H158ZM165 125H167V123H166ZM178 125H179V124H178ZM219 125H221V126H219ZM252 125H253V124H252ZM37 126H38V128H37ZM49 126H50V127H49ZM110 126H111V127H110ZM188 126H187V127H188ZM218 126H219V127H218ZM6 127H7V128H6ZM121 127H122V126H121ZM167 127H168V125H167ZM178 127H179V126H178ZM251 127H255V126L253 125V126H251ZM39 128H40V129H39ZM47 128L50 129V133H51L53 136H55V137H52L51 139H49L51 136L48 135V134H47L48 136L45 135V133H47V132H46ZM102 128H103V130L101 131ZM111 128L114 129V130H112ZM119 128H120V127H119ZM144 128H145V129H144ZM144 128L141 130V131H142V137H144V134H145V133L143 134V132H146L145 130L148 131L149 126H148L147 128H146V127H144ZM155 128H156V129H155ZM174 128H175V127H174ZM221 128H222V129H221ZM227 128H226V129H227ZM255 128L257 129V126H256ZM34 129H35V130H34ZM37 129H38V130H37ZM104 129H106V130H104ZM107 129H108V131H107ZM131 129H132V130H131ZM166 129H167V128H166ZM170 129H171V130L167 129V131H169V133H168L167 131H165V132H167V136H169L168 138H169V139L172 138V141H173V139L175 138V142H176V143L173 141L175 144H178V142H180V141L182 142V139H183V138H180V139H181L180 141H179V140L176 141V139H177L176 136H177V135H180V134H177V133L175 132L174 134H176V136H175L174 134H173V136H172V135H169V134H170V131H171V134L173 133V131H172V130H173L172 127H171ZM182 129H183V130H182ZM189 129H190V131H189ZM219 129H220V130H219ZM249 129L251 130V128H249ZM249 129L247 128V130H249ZM91 130H92V131H91ZM96 130H97V129H96ZM128 130H129V131H128ZM143 130H144V131H143ZM151 130H150V128H149V131H151ZM158 130H157V131H158ZM186 130H188V131H186ZM207 130H208V131H211L212 133L210 132V134H209V132H208ZM221 130L224 132L223 134H222V131H221ZM234 130H235V129H234ZM252 130H253V129H252ZM252 130H251V133H252ZM259 130L261 131L262 129H259ZM259 130H258V131H259ZM14 131H15V132H14ZM18 131H19V134L17 133ZM83 131H84V132H83ZM93 131H94V133H97V134L99 133V136L96 135V136H97V137H96V136H94V135H91V132L93 133ZM99 131H100V132H99ZM117 131H119V132H117ZM122 131H123V132H122ZM160 131H159V132H160ZM218 131H219V133H220V131H221V133H220V134L218 133V137L215 138V136H217V132H218ZM228 131H230L231 133L228 132ZM235 131H236V130H235ZM258 131H257V132H258ZM68 132H69V134L72 133V134H71V135H73L72 138H71V137L69 138V137L66 135V134H68ZM70 132H71V133H70ZM82 132L84 133L83 136H82L83 138H82L81 136H79V135H82ZM85 132H86V133H85ZM103 132H104L105 135L102 134ZM151 132H153V134L156 133V131H151ZM151 132H150V134H152ZM154 132H155V133H154ZM188 132H192V133H188ZM213 132H214V133H213ZM226 132H228V133H226ZM240 132H241V131H240ZM261 132H262V131H261ZM13 133H17V135L15 136V134L13 135ZM106 133H107V134H106ZM118 133H120V135H119ZM196 133H197V132H196ZM241 133H242V132H241ZM254 133H256V130H254L253 135H254ZM88 134H89V136L91 135V136H94V137H95V138L92 137V138L94 139V140L92 139V142H91V140H90V137H88ZM100 134H102L103 137H104V136H107V137L109 136V137H108V138L106 137V138L103 139V138H102V135H100ZM108 134H111V135L113 134V135L111 136L112 138H113V136H114V138H116V139H117V137H118L117 140H119V141L121 140L123 145L121 144V141H120V142L117 141V142H118V143H117V142L115 141V139H112V141H111L113 145L111 144V142H110V144H109V141H108V140H109V138H110V140H111V137H110V135H108ZM132 134L134 135L135 133L132 132V133H131V136H133ZM160 134H161V136H163L162 133H160ZM163 134H164V136H166V133H163ZM211 134H212V135H211ZM226 134H228L227 137H226ZM71 135H70V136H71ZM85 135H87V136H85ZM146 135H147V133H146ZM221 135H222V136H221ZM240 135H241V134H240ZM242 135H243V134H242ZM242 135H241V136H238V137H240L241 139H243V138H242ZM249 135H251L250 132H249ZM253 135L251 136V138L257 136L256 134H255L254 136H253ZM258 135H259L258 137H261V138H262V135H261V136H260V134H258ZM17 136H18V137H17ZM49 136H50V137H49ZM66 136H67V137H66ZM115 136H116V137H115ZM147 136H149V135H147ZM152 136H155V135H152ZM157 136H158V135H157ZM171 136H172V137H171ZM180 136H181V135H180ZM211 136H214V137H211ZM236 136H237V135H236ZM236 136H235V138L237 139ZM243 136H244V135H243ZM85 137H87L88 139H87V138L85 139ZM177 137H178V136H177ZM37 138L40 139V141L38 142V146H36V144L33 143ZM125 138H126L125 141H127L128 139L131 140V141L128 140L130 143L127 141L129 144H127V143L124 144V142H125L124 139H125ZM139 138H140V137H139ZM153 138H154V137L151 138L152 141H153ZM161 138H162V137H161ZM209 138H212L214 142H212L211 140L207 142V140H209ZM244 138H245V137H244ZM249 138H250V137H249ZM105 139H106V140H105ZM107 139H108V140H107ZM147 139H148V137L146 138V140H147ZM149 139H150V137H149ZM149 139H148V140H149ZM151 139H150V140H151ZM155 139H156V138H155ZM169 139H168V141H167V137H166L165 141L169 142ZM193 139H195V140H193ZM214 139H215V140H214ZM241 139H240V140H241ZM254 139H256V137L253 138L252 141H253ZM77 140H78V141L81 140V141L78 142ZM113 140H114V143H113ZM132 140H133V141H132ZM162 140H164V139L162 138ZM203 140H204V141H203ZM223 140H227V139H223ZM247 140L249 141V139H247ZM247 140H243V141L241 140V141H242V142H245V141H246V144L248 143V145H249V142H248ZM257 140L259 141L260 138H259V139L257 138ZM107 141H108V142H107ZM156 141H159L161 144H160L159 142H156ZM156 141H154V142H156L157 144H159V145H158V148H159V146H162L163 141L161 142L160 139H158V140H156ZM165 141H164V143H167V142H165ZM189 141H188V142H189ZM197 141H196V142H197ZM230 141H232V143H233L234 140L232 139V140H230ZM230 141H229V142H230ZM236 141H237V143H238V139H237ZM241 141H239V142H241ZM252 141H251V142H252ZM254 141H256V140H254ZM260 141H264V139H262V140H260ZM81 142H82V143H81ZM87 142H88L89 144H88ZM106 142L109 144V146H110V145L113 146V148H115V146H116L117 144H119V143H120L119 145H122V146H121L122 149H120V151H121V152L124 151V153H122L123 155L120 154L121 152H118L119 154L117 153V154H118V157H119V158H118V157H117V158H118V160L120 161L119 163H121V162H125V165H124L125 167L123 168V170H122V167H123V166H120L119 163H118L119 167H120L121 170H122L121 173L119 172V170H118V165L115 164V162H113V161L110 160V161L112 162V165H113V163H114V165H116V167L114 166V167L116 168V170H115L114 167L111 166L110 162H109V163H106V162L104 161V160H106L105 158H107V157L110 155V153L108 152L109 149H108V150L106 149V152H108L107 154H109V155L106 154L107 156H104V157H103V155H105V154H103V152L105 151L104 148H107V147H108V146H106V147L104 146L105 144L107 145ZM142 142H144V141L142 140ZM146 142H147V141H145V143H146ZM173 142L171 143V141H170L171 145L169 144V146H170L171 148H172V146H173ZM191 142H190V143H191ZM209 142H210V143H211V142L214 143L215 146H211V144H210ZM234 142H235V141H234ZM242 142H241V145H240V143H239V145L241 146V149H242V151H241L242 154H239V153H240L239 151L241 150L240 147H239V148H238V147L236 148V146H237L238 144L234 145V144H235V143H234V144H233V145H234L233 147H235V149L239 150V151H238L239 153L237 152V154H239L240 156H238V157H237L238 159H236V160H237V163H238V161H241L243 164H242L241 162L238 163V164H239V165L242 164V166H244L245 163H247V164H249V163H248V161L244 163L243 160L241 159V157L244 156V154H246V151L244 152V148H246V147L244 146L245 143H242ZM251 142H250V143H251ZM74 143H77L76 146H77L78 143H79V145L77 146V148H75V144H74ZM86 143H87V145H86ZM101 143H105V144H102L104 148H103L102 145H101V148H103L104 151H101L102 149H100V151L98 150L99 147H100V144H101ZM115 143H116V144H115ZM145 143H143V145L146 146ZM148 143H149V146H150V148H151V145H153V144H151L150 142H148ZM148 143H147V144H148ZM164 143H163V146H165ZM184 143H187V142H184ZM190 143H189V144H190ZM206 143H207V144H206ZM230 143H231V142H230ZM255 143H256V142H255ZM255 143H252V144L255 145ZM260 143L264 144V142H260ZM114 144H115V146H114ZM134 144H135V145H134ZM138 144H139V145H138ZM167 144H168V143H167ZM175 144H174V146H176V149H174V150L177 151V148L179 147L178 149L181 150V152H182V150L184 149L185 153L188 154L187 151H186L187 149H186V148H183L185 145H184V146H183V145H182V146H179V144H178V145H175ZM180 144H182V143H180ZM222 144H224V143H222ZM222 144H221V145H222ZM225 144H226V143H225ZM252 144H251V145H252ZM262 144H260V145L262 146ZM80 145L83 146V147H85V148L83 149V147H80L81 149H80V148L78 149V147H79ZM119 145H118V146H119ZM125 145H126V146H125ZM143 145H142V146H143ZM154 145H155V144H154ZM154 145H153V148H154V149L157 148V145H155V146H154ZM209 145H210L211 147H210ZM212 145H213V144H212ZM221 145L218 146V147H219V150H216V148H215V150L213 151L214 154H215V156H217V158H219V159L226 157V156H225V155L227 154L226 151L229 150V149L227 150V148H226V150L224 151V153H226V154L223 153V154H222L223 156L221 157V153L223 152V149H224V147H223L224 145H222V146H221ZM248 145H247V146H248ZM254 145L251 146V149L254 148V150H252V152H250V148H248V147H250V145L246 148L248 153L250 152V153L254 154L253 151H255V150H256L255 152L258 151V149H257L258 146H257V147H253ZM257 145H259V144H257ZM260 145H259L258 148L261 147ZM111 146H110V149L112 150ZM132 146H131V148H132ZM166 146H167V145H166ZM166 146H165V147H166ZM220 146H221V148H220ZM255 146H256V145H255ZM61 147L63 148V150H64V152L67 154V156H68V153L71 152V151H74V152L76 153V155H75V153H73V152L69 153V154H71V155L74 156V157L76 156V158H75V160H74V162H75L74 164H75V165H74V164H73V165L71 164V163L73 162L72 159H74V157H71L72 159L69 158L70 161L68 160V162H66V163H69V164H70L69 166H68V164H66V165L63 164V166H61V165H62V161H63V163H65V161H67V159H68L67 156H65L66 159H65V161H64V160L62 159L63 156L60 155V154H58V152H59L60 150L58 151L57 148L60 149ZM119 147H120V146H119ZM165 147H161V148H162V149H165ZM194 147H196V146H194ZM213 147H214V148H213ZM228 147H229V146H228ZM233 147H232V148H233ZM243 147H244V148H243ZM62 148H61V151H62ZM153 148H152V150H153ZM158 148H157V149H158ZM173 148H174V147H173ZM173 148H172V149H173ZM181 148H183V149H181ZM222 148H223V149H222ZM255 148H256V149H255ZM146 149H147V150L149 149L148 145H147V148H146ZM162 149H158V150H157L158 153H160L159 150H162ZM168 149H169V148H168ZM185 149H186V150H185ZM193 149H195V148H193ZM193 149L191 148V151H190L191 153H192ZM197 149H198L199 153H201L200 150H199V149H201V148H197ZM197 149L194 150L195 153H196V150H197ZM220 149H221L222 151H221ZM261 149H264V148H261ZM23 150H27V151H29V153H30V152H33L34 155H38V154H39V155H38L39 157H35V158H33L34 156H32V155H28V153H26V154L23 155V153H21V151H23ZM90 150H91V151H90ZM135 150H134V151H135ZM147 150H145V147H144V150H143L144 152H141L142 155H139V153H138V156H136V155H137V152H136V151H135L136 154L133 152V153H134L133 155H134V157H137V158L141 156V161H142V160L145 159L144 157H146V156L143 155V154H144L145 152H146L145 154H147V152L150 153V150H151V149L148 150V151H147ZM166 150H167V149H165V151H166ZM169 150H170V149H169ZM174 150H173V151H174ZM188 150H189V149H188ZM232 150H233V149H231L230 152H234V151H235V150H233V151H232ZM76 151H78V152H76ZM109 151H110V150H109ZM117 151H118V150H117ZM154 151H156V150H153V152H154ZM162 151L165 153L164 150H162ZM184 151H183V153H184ZM194 151H193V153H194ZM215 151H217L218 154L215 153ZM260 151H261V150H259V152H260ZM56 152H57V153H56ZM100 152H101V155H102V156L100 155ZM106 152H105V153H106ZM151 152H152V151H151ZM163 152H161V153H163ZM170 152H171V150H170ZM170 152H168V155H171ZM174 152H175V151H174ZM174 152H173V153H174ZM177 152H178V151H177ZM228 152H229V151H228ZM259 152H257V153L259 154ZM40 153H41V154H40ZM54 153H55V154H54ZM59 153H61V152H59ZM77 153H78V154H77ZM149 153H148V154H149ZM154 153H155V152H154ZM154 153H152V154L155 155ZM158 153H156V156H155L156 158H155V157H151V158H152V159H157V157H159L160 154H161V153H160V154L158 155ZM164 153H163V154H164ZM178 153H180V151H179ZM197 153H198V152H197ZM243 153H244V154H243ZM260 153H262V156H264V152H260ZM57 154H58V155H57ZM61 154H62V153H61ZM117 154H114V155L116 156ZM131 154H132V152H131ZM150 154H151V153H150ZM189 154H190V153H189ZM189 154H188V155H189ZM234 154L236 155V151H235L232 155L230 154V159H231V157H232ZM153 155H152V156H153ZM166 155H167V153H166ZM166 155H163V157H165ZM172 155H173V154H172ZM175 155L179 156V154H177V153H175ZM175 155H174V156H175ZM182 155H183V154H181V156H182ZM202 155H203V154H202ZM219 155H220V156H219ZM235 155L233 156V160H231L230 163H232V161H234V157H235ZM259 155H260V154H259ZM53 156L56 157L55 160L52 159ZM69 156H70V155H69ZM77 156H79V157L77 158ZM111 156H112V154H111ZM111 156H110V157H111ZM115 156H114V157H115ZM127 156H129V155H127ZM181 156H180V157H181ZM185 156H186V155H185ZM189 156H190V155H189ZM193 156H194V154H193ZM195 156H197V155H195ZM211 156H212V155H211ZM218 156H219V157H218ZM227 156H228V155H227ZM236 156H237V155H236ZM245 156H246V155H245ZM247 156H248V155H247ZM247 156H246V157H242V158H244V159L247 158V159H245V161L248 160V159H249V160H252V159H251V158H252V157H251V154H249V157H250V158H248ZM256 156H257V155H256ZM50 157H51V159L53 160V162L51 163V166H50V162H51L52 160L49 162V158H50ZM102 157H103V158H102ZM114 157H113V158H114ZM122 157H121V159H122ZM161 157H162V155H161ZM183 157H184V156H182L181 158L183 159ZM200 157H201V156H200ZM220 157H221V158H220ZM53 158H54V157H53ZM111 158H112V157H111ZM111 158H107L106 161H108V159H111ZM146 158H147V157H146ZM168 158H169V160H170V157H168ZM168 158L166 157L165 160L162 159L161 161H166V159H168ZM171 158H173V157L171 156ZM197 158H199V157H197ZM197 158H194V159H197ZM214 158H215V157H214ZM214 158H213V159H214ZM217 158L214 159V160H216L215 163H217ZM253 158H254V160H255V157H253ZM258 158H259V160H260L261 156H260V157L258 156ZM77 159H79V161H80L81 163H80V162L78 163ZM102 159H104V160H103V161H104V164H103L102 162H100ZM125 159L127 160L126 157H125ZM147 159H149V158H147ZM147 159H146V160H147ZM158 159H159V158H158ZM174 159H176V158H174ZM178 159H180V158H178ZM178 159H177V160H178ZM192 159H193V157H192ZM199 159H200V158H199ZM225 159H226V158H225ZM239 159H240V160H239ZM262 159H264V158H262ZM262 159H261L260 163H258V162H259L258 159H256V161H254V162L258 163L259 166H260V164L264 163V162H262ZM44 160H45V162H46L47 164H49V167H50V168L47 167V165H45V168H44L45 171H46V168H47V171H49V172H47L48 174L46 173V174L44 175V177L41 178L40 182H43V184L46 185L47 188H46V190H45L44 192H42V191H40V192H36L35 195L33 196V194H34V193H33L34 190H32V189H33L34 186H33L32 184H30V186H29V183H27V182H22V179H24V178L21 177L20 175H21L22 173H25L26 171H28L27 169H29V168H35L40 162H42V161H44ZM98 160H99V161H98ZM113 160H114V159H113ZM118 160H117V161H118ZM146 160H145V162H146ZM150 160H151V159H150ZM150 160H148V162H146V165H147L148 163H150V162H149ZM159 160H160V159H159ZM171 160H172V159H171ZM177 160H176V161H177ZM183 160H185V159H183ZM189 160H190V159L188 158V163H189ZM236 160H235V161H236ZM71 161H72V162H71ZM76 161H77L78 165H77ZM89 161H96V163L94 162L95 164H94L93 162H91V163H92L94 166H95V165H98L97 167H99V166L101 167V165H102L103 168H104V166H106V169H107V167L111 166V167H110L111 171L109 170V168H108L107 170H108L109 172H113V171H114V173H115V174H114L115 177H112V176H114V175H110V177H111L114 181H112V179H111L109 176H108L107 178H109V180L112 181V183H111V182L108 180V182H110V183H109L110 186H111V184H114V183L117 184V185H116V188H112V189H111V187H115V186H111V187H110L108 184H105V185H104V183L107 182L106 180H104V178H106V177H105V175H103V174H102V175H103V176H102L100 173H99V175H101V179H102V180L99 179V180H101V181L99 182L98 185L95 184V185H96V187H95V186L93 185L94 183H93L91 180L94 178V176H96V178H97V176H98V178H100V177H99V175H96V174H98V171H97V172H94V171L92 170V173H91V169L89 168L90 171L87 169V168H88V163H89ZM97 161H98L99 163H98ZM117 161H116V162H117ZM132 161H133V160H132V159L130 158V156H129V160H128V162H132ZM153 161H154V160H153ZM153 161L151 160V163H152ZM167 161H168V160H167ZM167 161H166V162H167ZM181 161H182V160L180 159L179 162H181ZM186 161H187V160H186ZM207 161H208V162H207ZM225 161H226V160H225ZM235 161H234V162H235ZM252 161H253V160H252ZM257 161H258V162H257ZM70 162H71V163H70ZM133 162H134V161H133ZM166 162H163V164H164V163L167 164ZM179 162H178V163H179ZM182 162H183V161H182ZM218 162L220 163L219 160H218ZM227 162L229 163V161H227ZM227 162H226V163H227ZM234 162H233L232 164L236 166V162H235V164H234ZM249 162H250V161H249ZM254 162H252V164H253ZM97 163H98V164H97ZM105 163H106V164H105ZM139 163H140V162H139ZM139 163H138V164H139ZM151 163L148 164V165H149V168L151 167L150 165H152L154 162H153L152 164H151ZM155 163H156V160H155ZM174 163H175V162H174ZM174 163H173V164H174ZM185 163H186V162H185ZM205 163L207 164L206 166H205ZM226 163H225V164H226ZM52 164H53V165H52ZM79 164H81L80 167H78ZM100 164H101V165H100ZM157 164H156V165H157ZM173 164H172V165H173ZM208 164H210L209 166H211V167H209ZM223 164H224V163H220V165H218V163H217V167H216L217 169H215L216 171H214V174L218 172V166H221L222 168L226 167V169L232 167V164L230 165V167H229V165H228V166H226V165L224 166ZM252 164H249V165H246V164H245V165L249 167V166L252 165ZM33 165H36V166H33ZM64 165H65V167L68 166L69 169L71 168L70 170L75 169V170H73V171L76 173V178L73 177V178H75V179L73 180V178L71 177V176L74 175V174H72V171H70V172H71V176H69L70 174L67 173V170H69V169L66 167L67 170L64 169V170H65V174L63 173V175H62L61 177H63V176L66 175V174H67V175H66V177L63 178L64 180H59L60 182L58 183V181H55V180L57 179V176H55V173H56V171H57L58 169H60V168H65ZM93 165H91V166H93ZM132 165H133V163H132ZM132 165H131V166H132ZM134 165L136 166V164H134ZM153 165H154V164H153ZM159 165H160V167H159ZM222 165H223V166H222ZM31 166H32V167H31ZM60 166H61V167H60ZM72 166H73V167H72ZM174 166H176V165H174ZM199 166H200V167H203V168H201V169H203V170L199 169V168H200ZM242 166L240 165V167H241V172H243V173L246 172V174H247V169L244 170L245 167H242ZM259 166H257V167L259 168ZM261 166H262V165H261ZM10 167H11V168H10ZM43 167H44V166H43ZM144 167H145V166H144ZM146 167L148 168V166H146ZM208 167H209V170L211 169V171H210L211 174H210V172L208 171ZM221 167H219V169H220L219 171L222 172V170H223L222 173L226 174V173H227V172L225 173L226 169H221ZM248 167H246V168H248ZM252 167H253V166H250V170H251ZM51 168H52V169H51ZM72 168H73V169H72ZM113 168H114V170H112ZM147 168H146V171H147ZM152 168H153V167H152ZM157 168H156V169H157ZM162 168H161V169H162ZM232 168H233V167H232ZM237 168H239V167H237ZM242 168H244V169L242 170ZM255 168H256V167H253L252 169L257 170V169H255ZM49 169H50L51 171H50ZM55 169H57V170L55 171ZM83 169H84V170H83ZM85 169H87V170H85ZM98 169H99V168H98ZM126 169H129L128 166H127ZM262 169H264V168L261 167V170H262ZM81 170H83L84 173H82ZM94 170H95V168H94ZM101 170H102V169H101ZM117 170H118V171H117ZM158 170H157V171L155 170L156 173L158 172ZM187 170H188V169H187ZM187 170H186V171H187ZM191 170H193V168H191ZM227 170H228V173H227V174L230 175V173H229V172H230L229 169H227ZM230 170L237 171L238 169L235 170V169L233 168V169H230ZM250 170L248 169V171H250ZM86 171H89L88 173H90V174H94V173H96V174H94L93 177H92V175L88 174ZM102 171H103V170H102ZM102 171H101V173L105 172L106 170L103 171V172H102ZM115 171H116V172H115ZM149 171H150V173H151V172H152V169L150 168V170H148L147 172H149ZM165 171H166V170H165ZM175 171H177V173H176V174L173 173V174H174L173 176H175V175L177 176V177H175L176 180H174V178H173V176H172V172H175ZM205 171H206V170H205ZM234 171H233V172H234ZM239 171H240V170H239ZM239 171H238V172H239ZM244 171H245V172H244ZM252 171H253V170H252ZM259 171H260V168H259ZM259 171L257 170V172L254 171L253 173H258V174L260 173V174H261V172H259ZM68 172H69V171H68ZM93 172H94V173H93ZM159 172H161V171H159ZM159 172L157 173L158 175H159ZM221 172H218V173H221ZM233 172H232V174H233ZM241 172H240V173H241ZM49 173H50V174H49ZM81 173H82V174H81ZM85 173H86V174H85ZM119 173H120V174H119ZM141 173H142V174H141ZM152 173H153V172H152ZM164 173L162 172L163 175H164ZM189 173H190V172H189ZM218 173H217V174H218ZM222 173H221V175H222ZM240 173H237V174L240 175ZM262 173H264V172H262ZM84 174L86 175L87 179H88V178L90 179V178L92 177V178L90 179V181H89V182H91V183L88 184L89 186L86 185V186L89 187V188H91L90 186H92V185H93L92 188H94V187L96 188V189H92V190L89 189V190H91V193L88 192L89 190L87 191V190H85V188L82 187V186H83L82 184L85 182L84 179H86V177L83 178V176H85ZM104 174H105V173H104ZM110 174H111V173H110ZM112 174H113V173H112ZM138 174H139V175H138ZM145 174H144V175H145ZM154 174H155V173H154ZM154 174H147V176H148V175H151L150 177L154 179L155 177H157V174H155V175H154ZM177 174L180 175V176H178ZM196 174H195V175H196ZM200 174H201V175H200ZM227 174H226V175H227ZM232 174H231V176H234V175L237 176V174H235V173H234V175H232ZM246 174H245V175H246ZM251 174H252V172L249 173V175H250V176L253 175L254 178H255L256 176L259 177V175H260V174H259V175H254V174L251 175ZM82 175H83V176H82ZM88 175H90V176L88 177ZM106 175H107V174H106ZM108 175H109V174H108ZM129 175H130V174H129ZM129 175H128V176H129ZM141 175L143 176V178H141V177H142ZM163 175H162V176H163ZM215 175H216V174H215ZM221 175H220V176L218 175V177H217V175L214 176V179L218 180L219 177L221 178ZM239 175H238V176H239ZM247 175H248V174H247ZM67 176H69V177L67 178ZM80 176H81V177H80ZM145 176H146V175H145ZM165 176H163V177L165 178ZM205 176H206V173H205ZM222 176H223V175H222ZM231 176H230V177H231ZM236 176H235V177H236ZM238 176L236 177L237 179H235V177H234V179H232V182H231V178H233V177L230 178V177L224 175L223 177H225V178H227V179H225V178L222 177V178H223L222 181H224V182L221 183V184H224L226 181L228 182V181H229L228 178H230V182H231V183H234L235 180L237 181V180L239 179ZM240 176H241V175H240ZM250 176H245V177H246L247 180H248V177H250ZM79 177H80V179L83 178V179H82L83 183H82V181L80 182V181L78 180ZM117 177H118L120 180H118ZM171 177H172V179H171ZM184 177H183V178H184ZM189 177H190V176H189ZM191 177H190V178H191ZM201 177H202V178H201ZM215 177H217V178H215ZM241 177H242V178H241V182H240V183H239V181H240V180H239V181L236 182V184H229L230 182H229L228 184H229V185H232V187H234L235 189H237V187H238L239 190H246L247 188L242 189L244 186L246 187V186L248 185L246 182H244L246 185H244L241 189H240V187H239L241 184H242V185L244 184V183H242V182H243L242 180H244L245 178H244L243 176H241ZM260 177H261V178H264V176H262V174L260 175ZM260 177H259V178H260ZM65 178H66V179H65ZM96 178H94V179H95V182L97 181ZM114 178H116L118 181H117L116 179H114ZM122 178H123V179H122ZM146 178L149 179V176L146 177ZM161 178H162V177H161ZM177 178H178L179 180H180V179L183 180V183L181 182V180H180V182H179V180H177ZM203 178H204V180H202ZM220 178H219V179H220ZM254 178L252 177L251 179H250V178H249V179H250V180H252V179L254 180ZM259 178H258V179H259ZM261 178H260V179H261ZM89 179H88V180H89ZM94 179H93V181H94ZM128 179H129V178H128ZM156 179L159 180V178H156ZM156 179H155V180H156ZM224 179H225L226 181H225ZM260 179H259L258 181H260ZM99 180H98V181H99ZM103 180H104L105 182H104ZM165 180L168 181V178H165ZM170 180H174L176 183L174 184V181H170ZM188 180H189V181H188ZM216 180H215V181H216ZM220 180H221V179H220ZM250 180H249V181H250ZM253 180L251 181V183L253 182V184H254L255 182H257V181H253ZM255 180H256V179H255ZM38 181H39V180L36 179V180L32 181L31 183H33V182H34V183H35V182L37 183ZM86 181H87V180H86ZM98 181H97V182H98ZM102 181H103V182H102ZM116 181H117V183H116ZM120 181H123V182H124V183H122V186H120V185H121V184H120V183H121ZM146 181H147V179H146ZM148 181L151 182L150 179H149ZM152 181H153V180H152ZM177 181H178V183H180L179 185H180L181 188H180V187H177V186H179V185H177V184H178ZM212 181H213V180H212ZM218 181H219V180H218ZM222 181H219V182H222ZM249 181H248V183L251 184ZM40 182H38V183H40ZM97 182H96V183H97ZM108 182H107V183H108ZM156 182L158 183L159 181H155V183H156ZM160 182H161V181H160ZM171 182L173 183L174 187H176V188L172 189L173 192L171 191V188H173V187H171V186H173V185L171 184ZM227 182H226V184H227ZM56 183H58L57 186H56ZM81 183H82V184H81ZM141 183H142L143 186H142V185H139V184H141ZM152 183H154V181H153ZM152 183H150V184H152ZM181 183H182V184H181ZM237 183H239V186H238ZM259 183H261V181H260ZM84 184H85V183H84ZM119 184H120V185H119ZM126 184H127V183H126ZM126 184H125V185H126ZM148 184H149V183L147 182V185H148ZM199 184H200V185H199ZM219 184H220V183H219ZM221 184H220V185H221ZM228 184H227V185H228ZM100 185H101V186H100ZM103 185H104V186H103ZM106 185H108L109 187H107ZM161 185H162V187H163V184H161ZM201 185H202V187H201ZM212 185H214V182H213ZM233 185H234V186H233ZM242 185H241V186H242ZM254 185H255V187L257 188V192H256V193H258V191H259L258 187H257L256 184H254ZM254 185H251V186L254 187ZM260 185H261V184H260ZM84 186H85V185H84ZM98 186L101 187V188L103 187V188L100 190V188H98ZM119 186H120V187H119ZM126 186H128V185H126ZM129 186H128V187H129ZM154 186H155V187L157 186V188H158L159 185H156V184H155ZM183 186H184V185H183ZM187 186H188V185H187ZM198 186H199V187H198ZM224 186H225V185L220 186V187H221V188H220V191L217 192V193H220V192H221V189H223L222 187H224ZM236 186H237V187H236ZM262 186H264V184H262ZM133 187H134V188H133ZM184 187H186V186H184ZM230 187H231V186H230ZM230 187L228 186L229 189H225V191L223 190V191H224V194H225V195H226L227 193L230 194V192H228L227 190L230 191V189H231V191H232V189H233V191L231 192V198H233V197H237V196L235 195V193H234V190H235V189H234V188H230ZM247 187L249 188V186H247ZM49 188H60L59 190H61V189L63 188L61 192H59V193L57 192L56 194H60V195H61V193H62V195H64V196L66 197V198H65V197L62 198L63 196H61V199H62L61 201L65 203V204H64V203L61 202L63 205H61L60 200H59V201H56V200L58 199V196L60 197V195H56V196H54V197H53V200H50L51 198L48 199V200H50L51 202H55V201H56V204H55V203H52V204H51V202H49V204H48V205H49V208H51L52 211H53V213H54L53 215H52V214H49V213H47V212H45V211L43 210L42 206H41V207H40L39 205H37V206H34V205L31 206V203H32V201H33L34 199H38L37 201H39V200H43L44 198H46V195H47V197H48V194H46V193H47L48 191H51V190H49ZM150 188H152V186H151ZM153 188H154V187H153ZM160 188H161V187H160ZM186 188H187V187H186ZM200 188H201V189H200ZM210 188H211V187H210ZM226 188H227V186H226ZM262 188H264V187H261L260 189H261L262 191H259V192H264V189H262ZM86 189H87V188H86ZM110 189H111V190L114 189V190H113V191H110ZM116 189H117V190L119 189V190L117 191ZM123 189H124V190H127L128 188H126V189L123 188ZM148 189H146V190H148ZM187 189H188V188H187ZM212 189H213V188H212ZM249 189H250V188H249ZM249 189H248V190H249ZM252 189H253V188H251L250 191H251ZM254 189H255V188H254ZM59 190H58V191H59ZM84 190H85L86 192H85ZM93 190H95V191L98 190V192H96L97 194L99 193V191H102V190H103V193H102V195H101V192H100L99 195L96 196L97 194H95V192H94ZM149 190H151V189H149ZM157 190H159V188H158V189H156V188L154 189L155 194L158 193ZM162 190H164V189H162ZM185 190H186V189H185ZM189 190H188V191H189ZM248 190H246V192H247ZM75 191H78V192L83 191V193H81V196H83V199H82V200L80 199L81 202H79L80 200L78 201V199L81 198V197H77V202H78V203L76 202V199H75V197H74L75 195L73 196V193L75 194ZM156 191H157V192H156ZM223 191H222V193H223ZM226 191H227V193H225ZM21 192H23L24 196L22 197V199L17 200V197L20 195ZM63 192H64L65 194H64ZM78 192H76V193H77L76 196L78 195ZM93 192H94V193H93ZM116 192H118V193L116 194ZM122 192H123V191H122ZM140 192H142V193H140ZM204 192H205L207 195H206V194L204 195ZM214 192H215V191H214ZM214 192L212 193L213 195H215ZM246 192H245V193H246ZM248 192H249V191H248ZM248 192H247V193H248ZM253 192H255V191L252 190V192H250V194H251V195H255V194H252ZM44 193H45V194H44ZM84 193H85V194H84ZM92 193H93V194H92ZM175 193H174V194H175ZM181 193H182V194L184 193V194L182 195ZM233 193H234L235 196L232 197ZM119 194H120V193H119ZM128 194H129V195H128ZM148 194H149V193H148ZM163 194H162V196H163ZM224 194H223V195L220 194V195H221V200H220V201H222V199H224V203H225L226 207H229V205L226 204L227 200H226V202H225V198H226V196H229V195L227 194V195L225 196ZM258 194H259V193H258ZM258 194H256V195L258 196ZM260 194H261V193H260ZM260 194H259V195H260ZM71 195H72V199H71V197H70ZM79 195H80V194H79ZM91 195H92L93 197H90V198H89L88 196H91ZM110 195H111V196H110ZM94 196H95V197H94ZM140 196H141V195H140ZM155 196H156V195H155ZM189 196H190V194H189ZM216 196H219V195H216ZM223 196H224V197H223ZM55 197H56L57 199H56ZM85 197H86V199H85ZM87 197L91 200V202H89V206H88V203H87V202H88V200H87L88 198H87ZM97 197H99V198H97ZM116 197H117V198L122 197V198H120L121 201H119V199H118V201H119L120 204H119L117 201H115V203L112 204V202H113V198H114L115 200H117ZM127 197H128V198H127ZM135 197H136V199H135ZM153 197H154V196H153ZM167 197H168V198H167ZM171 197H172V199H171ZM175 197L178 198V199L181 198L180 200L183 199L182 201H184L183 204H184L185 206H183V204H182V206H183V207H187V211H185L186 208H184V210H183V207L181 206V204H179V203L182 202V201L179 200V203H177V204H179V205L182 207V208H181L182 211H181L180 206L177 205V204H175V202H176ZM212 197H213V196H212ZM222 197H223V198H222ZM229 197H230V196H229ZM229 197H227V199H228ZM69 198H70L71 200H73V198H74L75 200H73L71 203H69V202L71 201V200H70V201H68V204H67V200H68ZM103 198H104V199H103ZM111 198H112V202H111ZM126 198H127V199H126ZM144 198H145V199H144ZM146 198H147L148 200H146ZM191 198H190V199H191ZM54 199H55V201H54ZM63 199H64V201H63ZM123 199H124V201H125V199H126L127 202L125 201V203H124ZM130 199H131V203H132V198H130ZM139 199H140V200H139ZM143 199H144V200H143ZM150 199H151L153 202H155V203L158 202V201H159L160 203L158 202L159 204L156 203V205H154L155 203H149V200H150ZM213 199H214V198H213ZM235 199H236V198H233V200H235ZM45 200H46V199H45ZM86 200H87V201H86ZM90 200H89V201H90ZM101 200H104V201H101ZM135 200H137V201H135ZM157 200H158V201H157ZM174 200H175V202H174ZM210 200H211V201H210ZM216 200H217V199H216ZM216 200H215V201H216ZM228 200L231 201L230 198H229ZM238 200H240V197H237V203H235V204H240V203H241V205H242L243 202H244V204H245V203L248 204L249 202H251L252 204H255V206H253V207H255V209L259 208V206H260V209H261V207L264 206V201L261 202V200H260L259 202L257 201V203H256L255 201H254L255 203H254L253 201H249V202H247V201L244 200V199H241V202L238 201ZM122 201H123V202H122ZM139 201H140V202H139ZM166 201H165V202H166ZM57 202L59 203V205H58ZM74 202H75V204H74ZM116 202H117V203H116ZM150 202H151V201H150ZM173 202H174V203H173ZM185 202H186V203H185ZM204 202L206 203V204H205L206 206L203 205ZM218 202H219V201H218ZM218 202L216 201L215 203H218ZM235 202H236V201H235ZM76 203H77V204H76ZM79 203H80V204H79ZM84 203H86V204H84ZM122 203H124L125 206L122 207V205H124V204H122ZM131 203H130V204H131ZM142 203L145 204V202H142ZM198 203H199V204H198ZM210 203H209V204H210ZM215 203H214V204H215ZM222 203H223V202H222ZM224 203H223V205H224ZM259 203L262 204V206H261ZM54 204H55V205H54ZM110 204H112V207L110 206L111 210H109V207L107 206V205H110ZM114 204H115V205H114ZM116 204H118V205H117L118 208L122 207V208L124 209V207H126L124 210H123V209H122V210L120 209V210H121L122 214L124 215V217L126 216V217L128 218V219L125 218L124 220H125V221H129V223H128V222H127V223L130 225V226H129V227L131 228L130 231H129V228H126L127 230L124 231V230H125V226H126L127 223H125V225H124V222H125V221H124V220L121 221L122 218H121V219L119 218V217H121V215H119L118 213H121V212L118 211L119 209H118L117 207L115 208ZM121 204H122V205H121ZM173 204H174V205H173ZM200 204L202 205V207L199 206ZM247 204H246V206H250V208L247 207L246 209H244V205H243L242 207H240V206L237 205V207L242 208V210H243V211L245 210V212H247V211L250 212L251 210H253L252 205H250V203H249V205H247ZM258 204H259V205H258ZM12 205H13V206L16 205L15 207H18V206H19L18 208H15V209H16V210H18V209H22V211H20V212H23V213H22L23 215H22V214H19V213H18L19 211L16 213V210H15V211H12V212H13V214H12V212L10 211V210L12 209V208H11ZM83 205H84V206H83ZM85 205H86V206H85ZM113 205H114V207H113ZM135 205H136V206H135ZM169 205H170L171 207H169ZM175 205H176V207H175ZM211 205H212V204H211ZM218 205H219V203H218ZM223 205L221 204V207H220V208H222ZM232 205L234 206V201H233ZM44 206H45V205H44ZM147 206H148V207H147ZM173 206L175 207L174 209H177V206H178L179 209H180V211L182 212V214H183V211H185L184 213H186V214H184L185 216L182 217L181 214H180L181 212L179 213V210H178V209H177L178 212H174V213L172 212V215H177V216L180 215V216H179L180 218L176 216V217L178 218V219L175 220L176 223H175L174 221H172L173 219H172V220L170 219V218H173V216L169 213V212H171V211H169V210H171V209L173 208ZM209 206H210V205H209ZM212 206H213V205H212ZM212 206H211V207H212ZM230 206H231V205H230ZM246 206H245V207H246ZM59 207H60V208H59ZM199 207H200L201 209H202L203 207H205V208L202 209V211H201V209H200ZM215 207H216V206H215ZM215 207H214V209H215ZM217 207H218V206H217ZM10 208H11V209H10ZM112 208L117 209L118 212L116 213V212H115L116 210H115V209H112ZM143 208H144V209H143ZM218 208H219V207H218ZM218 208H216L214 211H212V212H214V214H210V212H209V215H210V216H211V215H212V216L214 215V218H215L216 215L218 214L217 212H219V214L222 213V211H223L224 208L222 209L221 212L219 211V210H221V209L218 210ZM235 208H236V206H235ZM65 209H66V210H65ZM99 209H102V210H104V212H106V215L104 214V216H106V217H104V216L102 215L105 219L101 217V214H102L103 212H102L101 210H99ZM106 209H107V210H106ZM198 209H200V210H199V216H200V212L203 213V215L201 214L202 216H200V219L202 220V224H201V222H197V220L199 219V217L197 216V214H193V213H196L195 211H197ZM228 209H229V208H228ZM247 209H249V210H247ZM260 209H259L258 211H256V210H253V211H255V213L259 212V215H260V214H261V215H264V214H262V213H264V212H260V211H261ZM262 209H264V207H262ZM8 210H9V211H8ZM42 210H43V211H42ZM98 210H99L100 212H102V213L99 214V213L97 212ZM108 210H109V211H112V210H113V211H112V213H110V212H108ZM125 210H126L127 213L125 212ZM216 210H218V211L216 212ZM225 210H226V209H225ZM229 210H231V209H229ZM229 210H226V211H229ZM234 210H235V209H234ZM246 210H247V211H246ZM123 211H124L125 214L123 213ZM188 211H190V212H188ZM193 211H194V212H193ZM226 211H223V212H226ZM235 211H236L235 216L239 217V216H240L239 213L237 212V210H235ZM253 211H251V212H253ZM262 211H264V210H262ZM66 212H67V213L69 212L68 216L65 215ZM96 212H97V214H96ZM192 212H193V213H192ZM197 212H198V211H197ZM206 212H205V214H208V213H206ZM231 212H232V210H231ZM240 212H242V211H240ZM251 212H250V213H251ZM14 213H16V214H14ZM107 213H108L109 215H110V214H114V215H116L119 219L116 221L115 216L113 215L115 221H114V220H113V221L111 220V222H110V221H109V218L112 219V218H111L112 215H111V216H107ZM115 213H116V214H115ZM157 213H158V215H157ZM167 213H168V215H167ZM187 213H188V214H189V213H192L193 215H195V217L197 216V217L195 218V217L192 215L195 219H197V220L195 221V224H194V223H193L192 225L190 224L192 221L194 222L195 219L191 218V219H192L191 222H190L189 219L187 220V217H189V216L191 215V214L187 215ZM215 213H217V214H215ZM242 213H243V212H242ZM98 214H99L100 216H99ZM219 214H218V215H219ZM247 214H248V215H247ZM251 214L253 215L254 213H251ZM257 214H258V213H257ZM257 214H256V215H257ZM21 215H22L23 217H22ZM118 215H119V216H118ZM123 215H122V217H123ZM155 215H157V216L154 217ZM169 215H170V218L168 217ZM209 215H208V220H210ZM220 215H221V214H220ZM224 215H225V214H222V216H224ZM227 215H229V212H228ZM232 215H233V214H232ZM238 215H239V216H238ZM245 215H247V216H244L245 221H246V222H250L248 225H251V222H254V224H255L256 226L251 227V226H252V225H251L250 227H248V225H247L246 227H242V226H245V224H246V222L243 221V224H244V223H245V224H244V225L242 224L240 227H241V228H244V229H241V230L244 231V230L248 227V228H250V229H251V228H254V230L252 229L251 231H254L255 233H256V231H257V233H258V232H261V231H259V228L261 227L260 225L262 224V221H261L260 225H259V222H258L259 227H257V224H256L257 221H255L254 219L250 221V217H251V216H250L249 213H245ZM259 215H257V216H258V217H261V216H259ZM20 216H21L22 218H21ZM113 216H112V217H113ZM165 216H166V219H165ZM186 216H187V217H186ZM192 216H190V217H192ZM204 216H205V215H204ZM229 216H231V215H229ZM235 216H232V217L234 218ZM241 216H243V215H241ZM241 216H240V217H241ZM248 216H249V217H248ZM19 217H20V219H22V220H20ZM67 217H68V219H67ZM167 217H168V218L170 219V221H172L173 223H171V224H170V223H168V224L166 223V225H168V226H165V225H164L165 228H164V230H163V227L161 226V224H162L161 222H164V224H165L166 221H163L164 219H165V220H168L167 222H169V219H168ZM174 217H175V216H174ZM232 217H229V218L232 219ZM240 217H239V218H240ZM100 218H101V219H100ZM107 218H108V219H107ZM214 218H213V220H215ZM219 218H220V219H219ZM219 218H217V219H219V220H217L219 223L222 222V224L225 225L226 223L228 224L229 221H230V222H233V221H234V222L236 223V225L239 226V225H240V222L242 223V218H243V217L240 218L241 220H239V218H238L239 223H238V221L236 222L234 219L231 221V220L228 218V216H227V218L229 219V221H228L227 218H225V216H224L223 218H222L221 216H219ZM246 218H249V221H247L248 219H246ZM251 218H252V217H251ZM261 218L264 219V216H262ZM102 219H104V220H102ZM126 219H127V220H126ZM174 219H175V218H174ZM185 219H186V220H185ZM200 219H199V220H200ZM203 219H204V218H203ZM205 219H206V217H205ZM235 219H236V218H235ZM244 219H243V220H244ZM119 220H120V222H119ZM201 220H200V221H201ZM208 220H206V221H208ZM213 220H210V221H213ZM236 220H237V219H236ZM180 221H181V224H180ZM183 221H188V223L183 222ZM204 221H205V220H204ZM217 221H216V223H218ZM109 222H110L111 224H110ZM112 222H115V223L112 224ZM139 223H142L141 225L143 226V227H142L143 229H141V230H139L140 227H141ZM174 223H175V225H174ZM185 223H186V224H185ZM196 223H198V226H197V229L195 230V232H198L197 230H199V231H201V233L199 232L201 235H199V234L197 235V233H196V236H195V235H194L195 233H194V234H193L194 236H191V234L194 232L193 229H195V225H196ZM235 223H234V225L230 224V226H229L228 228H230V227H232V226H235ZM44 224H45V225H44ZM128 224H127V226H128ZM137 224L140 226L139 228H137ZM178 224H180V225H178ZM183 224H185V225H183ZM203 224H204V225H203ZM209 224H210V223H209ZM212 224H213V223H212ZM227 224H226V225H227ZM254 224H253V225H254ZM43 225H44L45 228L43 227ZM73 225H74V226H73ZM151 225H153V226H151ZM181 225H182V227H181ZM214 225H215V222H214L213 225H211V227H214ZM127 226H126V227H127ZM191 226H192V227H191ZM193 226H194V227H193ZM207 226H208V224H206V227H205L204 229L207 230V228L209 227V226H208V227H207ZM215 226H216V225H215ZM220 226L223 227V225H220ZM220 226H219V224H217V227H216V228L214 227V229H215V230H214V233L217 232V231L223 233V231H224L225 236H226V235H227V236L229 235L228 237H230L231 239H229L228 237H225V236H224V233H223V234L221 233L222 235L219 234L218 232H217V235L215 234L216 236H219V238H220V235L223 236V237H225V242H226L225 244H228V245H225V247H224V246H223L224 243H220V242L216 243V242H215V241H217L218 239L214 241V242H215V245L217 244L216 248L219 247V248H223V249H224V251H223V249L220 250V251H221V253H220V254H221V257H220V256H218V257H220V258L223 260V261H222L223 263H224V261L227 260V261L225 262V264H226V263L229 264V262H231L230 264H235V263H236V264H244V263H247L246 261H248V260H247L248 258L245 259V257H247V256L249 255V253H248L247 256H246V255L244 256V254H246V253H244V251H243V253H244V254H243L244 258H243V256H242V258H243L244 262H243V260H242L241 258H240L241 261H240V260L238 261L239 258H236L237 261H238V262H237L234 258L231 257L232 254H231V255L229 254V252H230L231 250H233V249L236 251V249H237V248H235V247H236V244H239V243L241 242V240L243 239V237H245V236H243L242 239L239 238V236L237 235V233L240 232V230L238 231L237 229H235L234 227H232V230H234V229H235V231L237 230V232H236V236H235V238H234V234H233V233H235V232H234V231H233V233L230 232L231 228H230V230H229L228 228L226 229L227 226L225 227V229H224V228H221ZM238 226H237V228H240V227H238ZM262 226H264V225H262ZM41 227H43V228H41ZM70 227H71V228H72V227L74 228V229H73V232H72V230H71V233H69V231H70V230H69ZM123 227H124V228H123ZM160 227H162V230H161V231H163L162 233H161V231H159V230L161 229ZM179 227L182 228V229H180V230H183V232H182V231H179L180 233L177 232V231L179 230ZM183 227L188 228V231H187V229H185V228H184V229H185V230H184ZM211 227H210V228H211ZM219 227L221 228V230H219V229H220ZM235 227H236V226H235ZM255 227H256L258 230H257ZM108 228H110L109 231H108ZM136 228L138 229V231H137ZM159 228H160V229H159ZM248 228H247V230H248ZM41 229H43L44 232H43V231L40 232ZM158 229H159V230H158ZM211 229H212V231H213V228H211ZM222 229H224V230H222ZM260 229H261V228H260ZM262 229H264V227H262ZM262 229H261V230H262ZM68 230H69V231H68ZM131 230H133L134 232H132ZM189 230H190V231L193 230V231H191L192 233H190ZM208 230H210V229L208 228ZM208 230H207V231H208ZM225 230H228L229 233H232V235H231V234H226V233H228V232H226ZM232 230H231V231H232ZM247 230H246V231H247ZM207 231H205V232H207ZM212 231H211V234H212L213 236H215L214 233H212ZM262 231H264V230H262ZM74 232H75V233H74ZM173 232H174V234H173V237H172V233H173ZM208 232H209V231H208ZM208 232H207V233H208ZM41 233H43V234H41ZM73 233H74V234H73ZM134 233H135V234H134ZM71 234H73V235L71 236ZM125 234H127V232H126ZM162 234H164V236H161ZM169 234H171V235H169ZM204 234H205V233H204ZM133 235H135V236H133ZM206 235L209 236V233L206 234ZM206 235H205V236H206ZM230 235H231V236H230ZM170 236L172 237V239H171ZM202 236H203V235H202ZM210 236H211V235H210ZM210 236H209V237H210ZM213 236H212V239H213ZM232 236H233V237H232ZM237 236H238V237H237ZM240 236H241V235H240ZM101 237H102V238H101ZM122 237H123V238H122ZM168 237H169L170 239H169ZM175 237H178V238H175ZM191 237H192V238H191ZM193 237H196V238H193ZM223 237H221L222 240H224ZM246 237H247V236H246ZM71 238L74 239V240L76 241V243L74 242V240L72 241ZM97 238H98V240H97ZM155 238H157V239L155 240ZM160 238H161V239H160ZM166 238L169 239V240L171 241V242L168 241V243H169L168 246L170 245L171 248L167 246V242H166L167 239H166ZM227 238H228V239H227ZM236 238H239L240 242H239V240H238V241H235ZM250 238H252V237H250ZM177 239H178L179 244H180V243L183 244V245L181 244L182 247L180 246V247L178 248L179 244L177 245L178 242L175 241V240H177ZM203 239L205 240V237H204V236H203ZM208 239H210V238H208ZM234 239H235V240H234ZM256 239H257L258 241H260L259 238H256ZM69 240H70V242H69ZM158 240H159V241H158ZM196 240H195V242H196ZM200 240H201V239H200ZM200 240L198 241L199 243H200ZM247 240H248V242H247ZM249 240H250V239H247V238H246V240H245V243L247 242V245H249ZM257 240H255V242H256ZM125 241H126V242H125ZM164 241H165V242H164ZM209 241H210V240H206V242H205V241H203V242H205V244H206V243H207V244H210ZM218 241H219V240H218ZM232 241H234V242L232 243V245H230ZM71 242H74V243L76 244V245L74 244V246H73L74 248L71 247V246H72V243H71ZM175 242H177V243L175 244ZM183 242H184L186 245H184ZM210 242H211V241H210ZM223 242H224V241H223ZM242 242L244 243V240H243ZM121 243H120V244H121ZM159 243H160V244H159ZM170 243H171V244H170ZM201 243H202V241H201ZM201 243H200V244H201ZM234 243H235V244H234ZM245 243H244V244H245ZM251 243H254L253 239H252ZM251 243H250V245H251ZM257 243H258V242H256V244H257ZM259 243H261L262 246H264V240L260 241ZM259 243H258V244H259ZM93 244H95V246L92 247ZM116 244L119 245V246H121V245L119 244V242L116 243ZM128 244H129V245H128ZM156 244H157V245H160V246H158V247H159L158 250H157V246H156ZM163 244H164V245H163ZM196 244H198V243H196ZM200 244H198V245H200ZM203 244H204V243H203ZM211 244L213 245L214 243H211ZM233 244H234V246H233ZM254 244H255V243H254ZM254 244H252V245H254ZM256 244H255V245H256ZM258 244H257V246L259 247ZM152 245H154V246H152ZM188 245H189V246H188ZM215 245H214V246H215ZM229 245H230V246H229ZM250 245H249V246H250ZM114 246L118 249V251L116 250V252H115V250H114L115 247H114ZM122 246H121V247H122ZM127 246H129L130 248H128ZM149 246H150V248H149ZM183 246H184V247L187 246V249H185ZM201 246H203V245H201ZM201 246H200V247H201ZM205 246H207V245H205ZM243 246H244V245H243ZM249 246H247V247H249ZM23 247L25 248V252L21 255L20 258H17V259H16V255H15V257H14V256H13L14 254L12 255V252L15 251L16 249L18 250V249L23 248ZM151 247H152V248L154 247V250H153ZM212 247H213V246H212ZM231 247H232L233 249H231ZM237 247H238V246H237ZM240 247H242V244H241V246L238 247V249H239ZM252 247H253V246H250V249H252ZM255 247H256V246H255ZM258 247H256L258 250L261 249V248H258ZM260 247H261V246H260ZM13 248H14V249H13ZM116 248H115V249H116ZM119 248H120V247H119ZM165 248H166V252H165V254H163V252L165 251ZM167 248H169V251H168V252H170V254L168 255V257H169V256H172V255L174 254V252H173V254H172V251H176V252L179 251V252H180V253H179V252H178V253L175 252V253H176V254H174V255H175V259H173V256H174V255L172 256V258L170 257V258L172 259V260H171L172 262H171V261H168V259H167L168 257L166 258V257L164 256V255H166V254L168 253V252H167ZM181 248H182V249H181ZM196 248H197V247H196ZM213 248H214V250H213ZM213 248H212V250L215 251L216 248H215V247H213ZM219 248H218V249H219ZM148 249H152V250H148ZM155 249H156L157 251H155ZM178 249H181V250H178ZM199 249H201V248H199ZM218 249H216V250H218ZM229 249H231V250L228 252ZM242 249H243V247H242ZM170 250H172V251H170ZM182 250H183V251H182ZM187 250H188V252H187ZM194 250H195V249H194ZM210 250H211V249H210ZM234 250H233V251H234ZM239 250H240V249H239ZM244 250H245V252H246V251L249 252V250H246V249H244ZM262 250H264V247H262ZM120 251H121V252H120ZM181 251H182V252H181ZM220 251L218 250V252H220ZM233 251H231L230 253H232ZM252 251H254V250H252ZM256 251H257V250H255V252H256ZM114 252H115V253H114ZM154 252H155L156 254H154ZM192 252H193V251H192ZM192 252H191V253H192ZM196 252H197V253H201V252H198L197 249H196ZM222 252H223V253H222ZM227 252H228V257H227V255H226ZM257 252H258V251H257ZM260 252H262V251L260 250ZM125 253H126V255H125ZM186 253H187V254H186ZM211 253H212V252H211ZM211 253L209 252V254H211ZM233 253H234V252H233ZM235 253H236V252H235ZM235 253L233 254V256L236 255ZM237 253H238V252H237ZM250 253H251V251H250ZM258 253H259V252H258ZM65 254H66V255H65ZM161 254H162L163 256H162ZM184 254H186V255H184ZM214 254H215V253H214ZM222 254H224V257H223ZM259 254H262V253H259ZM153 255H154V256H153ZM160 255H161V256H160ZM178 255H179V256H178ZM195 255H196V254H195ZM197 255H198V254H197ZM201 255H202V254H201ZM12 256H13V257H12ZM124 256H125V257H124ZM131 256H132V257H131ZM151 256H152V260H151ZM157 256H160V258H159V257L157 258ZM177 256H178L179 258H177ZM181 256H182V257H181ZM206 256H207V255H206ZM206 256H205V257H206ZM213 256H214V255H213ZM250 256H252V254H250ZM250 256H248V257H250ZM162 257H163L164 259H162ZM191 257H192V256H191ZM198 257H200V256H198ZM205 257H202V258L204 259ZM210 257H211L212 259H215V257H212V255H210ZM235 257H236V256H235ZM142 258H143V259H142ZM156 258H157V259H156ZM165 258H166V260H165ZM206 258H208V257H206ZM206 258H205V260H206ZM145 259H146V258H145ZM161 259H162V260H161ZM193 259H194V258H193ZM212 259H210V260H212ZM233 259L235 260V263H232V262H234V261H232ZM147 260H149V259L147 258ZM169 260H170V259H169ZM201 260H202V259H201ZM201 260H199V261H201ZM210 260L208 259V262H207V263H209ZM218 260H219V259H218ZM245 260H246V261H245ZM250 260H252V259L250 258ZM256 260H257V259H255V262H256ZM150 261H148V264L150 263ZM162 261H163V262H162ZM189 261H188V262H189ZM192 261H193V260H192ZM192 261H191V262H192ZM203 261H204V260H203ZM206 261H207V260H206ZM212 261H213V260H212ZM253 261H254V260H253ZM253 261H252V262H251V261H248V262H251V264H254ZM258 261H259V260H258ZM181 262H182V260H181ZM181 262L179 261L178 263H179V264H182ZM242 262H243V263H242ZM145 263H146V262H145ZM185 263L187 264V261H186ZM185 263H183V264H185ZM194 263H195V262H194ZM210 263H211V261H210ZM220 263H221V261H220ZM220 263H217V264H220ZM223 263H222V264H223ZM257 263L259 264L260 262H257ZM146 264H147V263H146ZM176 264H177V263H176ZM189 264H190V262H189ZM191 264H192V263H191ZM202 264H203V263H202ZM204 264H206V262H205ZM255 264H256V263H255Z\"/></svg>",
    "mask_w": 264,
    "mask_h": 264
},
{
    "label": "rangeland",
    "instance_id": "obj_2",
    "mask_svg": "<svg viewBox=\"0 0 264 264\" xmlns=\"http://www.w3.org/2000/svg\"><path fill=\"white\" fill-rule=\"evenodd\" d=\"M14 1H15V0H14ZM17 1H18L19 5H22V4H24V3L26 2V0H25V1H24V0H21V2H20L19 0H16V2H17ZM22 1H24V2H22ZM30 1H33V0H30ZM57 1H59V4H60V6H61V7H60V8H61V10H60L61 13L58 12V13H59V14H58V18H59V15L62 16L63 13H64V18H63V17H62V18L65 19V21H67L68 23H69V21H70L71 19H70V20H66L67 16H69L70 18H72V21H74V22L71 21L72 25H73L74 23L76 24V23H78V22H82V23H84V24L86 23V24L88 25L87 27L90 28L91 26H93V24H95V25H94L95 27L93 26V29L91 28V33H92V35H91V33H88V32H90L89 29H86V28H85V30H84V29H83V26L80 25V24L78 23V27H79V25L82 27V28L79 27V30H80V28H81V30H84V32H85V31L87 32V33H86V32L84 33L83 31L81 32V30L78 31V32H80V33L82 34V35H81V34L79 33V34L81 35L80 37L82 38L81 40H83V36H84V35H85V36H84V38H85V37H86V34H88V38H89V39L87 38V40H89V41H87V43H88V42H91V44H90L91 47H90L89 44H88V46H89V47H88L89 51H88L87 53L89 54V56L87 55V60H83L84 58H86L85 56H86L87 53L84 54V55H85V56H83L84 58H83L81 55L79 56V57H81V61H79V60L77 59L79 62H78L77 60L74 59V57H76V56H75L76 53H74V56L72 57V58L75 60V61L73 60L74 63L77 62V64H79V63L87 62L88 64H87V63H84V64H86L85 66L90 65L91 62H92V60L90 61L89 58L92 56V52H93V51H95V53H98V54H99V55H98V54H97V55L100 56V59H99V60H100V62H101V61H102V62L99 63V61H98L97 59H94V60L97 61V62H94V67H95L96 65H97V67H96V69L93 68L94 70H96L95 72H94V70H93V71H92V70L90 71V72H91V73H90L91 75H92V72H94V73H93V74H94L93 77L91 76V80L89 79L90 83H89V81H88L87 83H72V79H70V80H71V83H63V84H65V85H66V84H67V85L69 84L68 86H65V85L62 86V85H63L62 83H56V82H55V83H39L40 78L37 76V77L39 78V80H37V81H38V82H37V81H36L37 77H36V70H35V69H33V71L35 70V71H34L35 73L32 74V75H34V76H33L34 78L36 77L35 79L33 78V83H28V84H25V85H24V83H21V84L18 83V85H17V83H14V84H16V85H13L12 83H0V112H3V111L5 112V111H6L7 107H6V99H5V98L8 97L9 95H10L11 97H13V96H12V95H13L12 92L16 90V91L18 92L17 94L15 93L16 96H17L18 94L20 95V94H22V93H23V95H24V94L27 92V93L25 94L26 96H24L25 98L28 97V96H30V97H33V98L38 99V96L36 97V95H38V94H39V95H40V94L43 95V94H44L43 97H45V94H46V95L48 94V96L50 97V99H49V101H47V102H49V103H46V105L43 104V105H45L44 108H42V107L40 106L41 108H39V109H40L42 112H44V114L46 113V112H45L46 109H47V110L50 109L49 111H51V110L54 111L53 113H47L48 116H50L51 114L55 116V110H56V114L58 115V113H57V112H59L58 110H60L61 112H63V111L66 110V108H65V110H64V109H63L64 106H63V104H62L63 107L61 106L60 109H59V107L57 106V104H58L60 101H64V100H66L64 94H65V92L68 93V91L70 90L69 88H71V91L74 90L73 92H70V93H71L70 95H71L72 97L74 96V95H72V93L74 94V92L77 91L76 94H75V95L77 96L76 98H79V97H80V96H78V94H80V92H81V94H80V95H81V98H80V99H81V102H83V99H85V100L88 99V100H86L87 102L84 100L85 103H84L83 108H85V110H86L87 107H88V110L91 111L90 113H92V112L97 113V112H98L97 114H99V115H100V113H102V115H100L98 119L96 118V119L98 120V122H99V119L102 120V118H105L106 115H107L108 113L111 114V111L113 110V109H112V110L110 109V112H109V110H108L109 107H107V103H106V105H105L106 108H107V110H106L105 106H104L102 103L108 102L109 100H110L109 102H111L112 97H116V96L119 95V96L116 97L115 99H120L121 96H123L122 99H121V101H120V102H121L120 105H124V106H121V107L119 106V107H118L119 109H121V108L123 109V108H124V109L126 110V111H125L124 109L121 110L122 113H128V116H130V117L133 119V118L136 116V115H134V114H136V113L139 114L140 111H143L141 108H143L142 106H144L145 111L143 112L144 114L142 115V113H141V115H142L143 118H145V120H143V122H142V121H139V120L141 119V118H140L141 116L139 117V119L136 117V118H134L133 120L135 121V119H138V123H139V124H140V122H141V123L143 124V126L146 127V128L149 126L150 130H151V128H153L152 126H153L154 122H156V124H155V125H157V126H155L156 128H158V127L160 128L161 126H164V128H162L161 131H160V129L158 130V129H156V128H155L156 130H153V129H154V128H153L151 131H156V133L154 132L155 134H153V132L149 131V128H148V131L145 130L146 132H143V134L145 133V134H144V137H142V131H141L144 127H141L142 125H139V126H138V123H136L137 126H138V128L141 127V129H140V131H139V133L141 132L140 135L138 134V136H135V135L137 134L136 132H138V131L136 130V131H132V132H134L135 134H134V135L132 134L133 136H131V133H132V132L128 130L129 132H131L130 135L128 136L129 138L131 137L130 139H133V137H134V139H137V141L141 140V141H140L141 145L138 144V145H139L138 148H140V151H141V147L143 148L141 152H144V151H143V150H144V147H145V150H147V149H146V148H147V145H148V147H149L148 150L151 149V150H150V153H151V154H150L149 152H147V154H145L146 152L143 154V155H145V156H146L147 158H149V159H147L146 157H144L145 159L141 161V156L137 158V157H134V155H133V154L135 153V151L137 150V149H136L137 146L134 144V145L136 146V148H135V146L133 147L132 144H133L136 140H134V142H132V144H130L129 147H127V148H124V146H123V150H124V149H128V152L124 150V151L126 152V153H125L126 155H124L123 157H122V156H119V157H120L119 160L122 161L123 158H124V160H125V162H126L127 164H128V163H131V165H132V163H133V165H132V166L130 165V167H129V165H125V162H121V163H119L120 161L118 160V158H119V157H118V154H119L118 152H121L120 149H122L121 146L123 145V144H122L123 136H126V134H127V135L129 134V132L125 133L127 127H128V126H131L132 124H134V121H133V123H132V121H130L132 124H129L128 126H125L126 128L124 129V127H123V125H122L124 122H123L122 124H121V122L123 121V118L125 119V117H117L118 115H116V116L114 115V117H113L115 120H116V118H118V119H119V118H122V120H121V119L118 120V122H119V123L121 124V126H122V127L119 126L120 124L117 125V126H119L120 128H119V127L117 128V127L115 126V124H118L117 121H116L115 123H114V122L112 123V122H111L112 120L110 121V119H109L108 117H107V118H108L109 120H108L107 118H106L107 120H106V119H103V120L101 121L102 123L100 122V124L103 125V121H105V122H104V125L107 126V123H106V122L109 121V125H112V124L114 125V126H112V128L115 127V129H119V131L123 128V130H124L125 132L122 131V132L124 133V135H123V134L121 133V131H120V133L122 134V135H121V137H122L121 140H122V141L120 140L122 145H119V144H120V143H119V144H117V145L115 146V144H116V143H115V144H114L115 148H113V146L110 145L111 148H112V150L110 149V146H109V144H110V142L112 141V139H115L116 142H117V141L120 142V141L117 140L118 137H117V139L114 138V136H113V138H112L111 136H112L113 134H112V135H111V134H108V135H110V137H111V140H110V138H109V140L107 139V140L109 141V144L107 143L108 141L106 142L107 145H106L105 143H101V144H100V147H99L98 150L100 151V149H102L101 151H104V149H105V151L103 152V154H105V155H103V157L109 155V154H107V153L109 152L110 155H109L107 158H111V157H112V158H111V159H108V161H106L107 158H105L106 160L102 159L100 162H102L103 164H104V161H105L106 163H109V162H110V164H111L112 167H114V166L116 167V165H114V163H113V165H112V162H111V161L115 162V164H117V165H118V163H119L120 166H123V167H122V170H123V168L126 166V167H125V170H126V171H127V170L130 171V168H131V167H132L131 169H132V170L134 169V171L137 170V168L141 167V168H139V170H137V171H141V169H142V170H145V172H146L147 174H154V173L157 174L159 171H161V172H159V175L157 174V177H155L154 179L150 177L151 175H148V176H149V179H150L151 182L148 181L149 179L146 178V177H148V176H147V174H145V173H143L144 179H140V178L138 179V176H136L135 178L137 179V181L130 182V181H132V180L134 179V178H133L132 180L130 179L131 176H132V175H131L132 171H131V173L129 172V174H130V175H129V174H127V172L125 173V171H122L121 168H120L119 165H118V170H119V172L121 173V171H122V173L124 172V173H123L124 175H125V174L127 175V176H123V175L121 176V174L119 173L120 175H119L118 177H119L120 179H121V177H126L127 180L124 178V182H126L127 184L124 183L123 181H120V182H121V183H120L121 185H120V184H119V185L122 186V183H124V184H123L124 187L122 186V188H120V189H121L120 192H119L120 194H119L118 192H116V194H117V193H118V194H117V195L114 194V196H112V197H115V196L119 197V196H121V193H122V195H123V197H124V195H126V194H124V193H125L126 191L128 192L129 189H130V190H131V191H130V192H131V193H130V196H129V198L127 197L128 199L126 198V199L129 201V203H127L126 207H127L128 205H132L133 202H134V201H133V198H134L133 196H134V195L132 196V194L134 193V190H135V192H136L135 196L137 195V200H138V195H139V194H137V191L140 190L139 188H141V191H144V190L142 189V187H140V186H139V188H136L137 186L135 187V184L138 182V180H139L140 182H141L142 180H144V181L146 182V184L144 185V189L146 188V186H147V187L149 186V189H151V190H149L148 188H146V189H148V190L145 189V191H144L145 194L142 193V192H140V193H142V194H140L141 196L139 195L140 199L142 198V195H143V194L146 196V192H147V191H149V192H147V195H149V196H150V192L153 191V192H152V195L154 194V195H153L154 197H153V196L150 197L152 200H153V198H155L153 201H156V198L158 199L159 196H160L161 199H158V200H162V199L165 198V196H167V195H168V197H169V196H172V197H173V195L176 196V197L180 196L179 193H177V192L175 193V189H174V188H176V187H174V185H173L172 182H171V184H172L173 186H171V187H173V188H171V191L173 192L172 189H174V192L171 193V195H170V193H169V194H166V195L163 194V193L165 192V188H164V186H166V184L170 183V182H169L170 176H169V177H166V176H165V173L167 172L168 167H169L170 169H171V167H172V169H173V167H174V170L177 169V170H178V173H179V169H180V171H181L180 174L182 175V177H178V178L185 179V177H187L188 175H189L190 177L194 175V176H193L194 180H193L192 177L190 178V177L188 176L189 180L191 179V182H190V183L193 184V182H194V181L196 180V178L198 177L199 173L201 172V174H202L203 171H200V170H199V173L196 174V172H198V166H197V170H196V172H195V169H194L195 166H192V165L196 164L197 162L201 163V162L204 160V159H202V156L205 158L208 154H210V153H208L207 155L204 156V154L207 153V151H208L210 148L208 149V147H207L206 151H203V150H204L203 148H205V147L208 146V145H206V146L204 147L203 143H205V142H202V139H201V144H202V146L200 145V147H199V146H197V144H196V143H198V142L200 141V140L197 141V139L201 138L203 134H204V135H203L204 138H205V137H207V138L210 137L209 135H208V136H207V135L205 136V133H206V134H208V133H207V132H203V131H202L203 127H201L202 129H200V128H199L200 126L198 125V124H200L199 121H200L201 119L203 120V119H205V118L202 117L201 113L198 114L199 111H198V112H195V114H194V112L190 113L191 115H192V114L195 115V116H193V118H190L191 115L189 114V112L192 111V110H194V109H195V110H196V109L200 110V109L202 108L201 103H200L201 98H199V97H198V98H199L200 100L198 99L197 101L200 103V104L198 103V106H200L201 108H200V107H199V108H198V107L195 108V107H196V106H195L196 104H195V105L193 104L194 102H196L195 100L197 99V97H196V99H195L194 96L199 92V91H198L197 93L195 92V91H196L195 89H197V85H198V89H200V88L202 87V89L205 91V93H206V92H207V93L210 92V90H212V91L214 92V93H213V92L211 91L212 94H213L212 96H213L214 99H212L211 96L207 98V95H209V94H206V95L204 94L208 100H209V98H211L210 100H211V101L213 100L214 102H210V100L208 101L207 99H206V102H205V97H204V98L202 97V99H204V102H205L206 104H205L204 102H202V103H204V104L206 105L205 108H207V109L209 108L208 110H210V107H211V106L213 107L215 104H217V102H219V100H220V99L218 100L219 97H221V99H223L222 97H224V96H225L224 100H226V101H224V103H223V100H222V103H223V104H220V103H221V102H220V103H218V104H220V106L216 105L217 108L219 107V110L222 109V108H220V107H224V108L222 109V112H223V113H224V111L226 110L225 108H228L230 105L236 104V106H238V103H240L241 105L239 104V106L237 107V110H238L240 106H242L243 104L245 105V101L248 100V98H249L250 96H255V95L258 96V95H259L258 97L261 96L262 101H264V80H262V79H264V77H262V76H264V75H262V73H264V71H262V73L259 71V70L262 69V67H264V66H261V65H260V67H259V64L261 63L262 65H264V63H262V62L259 63V61L261 60L260 57H262V56H261V52H260V50L257 49V51H259V52L256 53V52H255V49H254V48H255L254 45H256V47H259V45H257V44L259 43V42L257 43V37L260 38L258 35H260V34H261V36L264 35V33H260V34H259V32H260L261 30H262L261 32H264V25H262V24H264V23L260 22V24L262 23V24L260 25V26L262 27V29H261V27L258 25V23H259L258 21L264 19V17H262V16L259 17V16H258L259 14H260V15H261V14L264 15V13H262V12H264V11H261L262 9H264V7H261V6H264V0H260L261 2H260L259 0H257V1L255 0L256 2L253 1V2H255V4L253 3V4L255 5V6H254L255 10H253L254 8H253V6H252V5H253L252 2L250 3V2H248V0H246L247 3H248V5H247L246 1L243 0V1H244V4H242V5H243V6H242V7H243L242 9H245V10H246V8L248 9V8L250 7L249 10L251 9V11H249V10H248V11H249V13H251V15H252V12L254 13V11L256 12V10H257V11L259 10L258 12L254 13V14H256V15H254L255 17L252 16L251 19H249V18H250V15H249V17H248V15L245 16L246 14H248V11H247V13L244 11V12L241 14V12L243 11L242 9H239V8L241 7V6H239V5H241V3H240L241 0H239V1L236 0L237 4H238V2H239V4H238V6L235 4V5H236L235 8L233 7V5H234V3H236V2L233 0L234 3H231V2H233L232 0H231V1L227 0V2H230L231 6L234 8V9H233V8H231V7L228 6L229 9H230V12L233 11V14H234V15H232V16H234V18H236V16H235L236 14H235L234 12H238V11H241V10H242L241 12H238V13H237V15H238V19H240L239 16L241 17V15H243L244 13H245L244 16H245V17H248V18H245L244 16H242V17H244V20L241 18L240 21H237V24H238V22H239L238 26L240 27V25H241L240 29H238V30H237V27H238V26H236L237 24L234 25V21H236V20H238V19L235 20V19L233 18L234 21L232 20V22H231V18H229V16H230V17H232V16L230 15V12H229V16H228V12H227V11H228L229 9H226V8H228V7H224L225 9L222 8V7H223L222 5H224V3L226 4V5H224V6H227V5H228V3H226V0H225L224 3H223V0H218V2H221V3H222V5H220V6H219V4H221V3L217 4L218 2L216 3V2H214L213 0H212V2H210L211 0H203V3H202L201 0H200V4H202V5L200 6V9H202V12H205V10L203 11L202 6H204V8H207V9L209 10V11H208V10L206 9L207 12H206L205 14H203V15H206V16H205L206 18H205V17H202V15H201V17H202V19H200L201 21L199 20V17H200V14H202V12L199 14V12L201 11V10H199V8H197V9H198V10H197L198 12H197V11H193L194 9L192 10V12H193L192 15H195V12H196V15H198V16H197L198 19H193V20H194V21H193V20L189 19V18H193L192 15H191L190 17H189V16L187 17V15H190V13H191V12H190V11H191L190 9L193 8V7H192V8L189 7L190 4H193V3L189 2V1H191V0H189L188 2H187V0H186V5H184V4H185V2H184L185 0H184V1H183V0H179V1L181 2V4H180V2H178L177 0H174V1L172 0V2L170 1V4H167L168 2H166V3L164 2V3H165V4H164V3H163V0H162V1L159 0L160 2H159L158 0H157V1L155 0L156 2H155L154 0H150V1H149V0H147V1H146V0H135V1H134V3H135L134 5L132 4L133 2L131 3V0H129L128 3H127V0H122V1H121V0H113V1H112V0H109V1L104 0V2H103V0H99V1H98V0H88L89 3H85L86 0H85L84 2H80V0H78V1L76 0V2H71V3H73V7H72V6H68L69 3H70V0H69V2H68V1H66V2H68V5H67V6L70 7V8L72 9V10L70 9L71 11H70V10H67L68 7H65V8H67V9L64 8V6H66V5H65L66 3L63 4V3H64L63 0H56V2H57ZM111 1H112V2H111ZM114 1H115V2H114ZM119 1H120V2H119ZM125 1H126V2H125ZM136 1H137V2H136ZM141 1H142V2H141ZM12 2H13V1L11 0L10 4H11ZM77 2H78V3H77ZM91 2H92L93 4H95V5H92ZM96 2H97V3H96ZM101 2H103V5H102ZM113 2H114V3H113ZM122 2H124L125 4H123ZM152 2H154L155 4H153ZM193 2H194V4H195V5H194V8H195L196 5H197V3H199V0H193ZM213 2H214V4H213ZM18 3H16V4H18ZM75 3H77V5L74 6ZM83 3H84V4H83ZM108 3H109V4H108ZM111 3H112V4H111ZM116 3H117V4H116ZM147 3H148V4H147ZM150 3L152 4V7H151V4H150ZM158 3H161V4H158ZM245 3H246V4H245ZM256 3H259V5H260L259 7H260V8H257V9H256V7H257V4H256ZM82 4H83L84 6H82ZM114 4H116V6H114ZM120 4H121V6H119ZM129 4L132 5L133 8H135V9L131 8V9L133 10V12H134V10H135L136 12L133 13V12H131L132 10L130 11V9H129V8H130V5H129ZM136 4H137V5L139 4L140 6L138 5L137 7H140L141 9L138 8V10H136V6H135ZM142 4H143V5H142ZM166 4H167V5H166ZM176 4H178L179 6L176 5ZM182 4H183V5H182ZM188 4H189V5H188ZM215 4L218 5V7L220 8V9H219V8H218V9L221 10V12L224 11V10H226V12H227V18H228L227 21L229 22V20H230L229 23H231V26H230V24L226 21L227 24L230 26V29H229V30H231V29L234 27V28H233L234 30H231L233 33L231 32L232 34H230L232 40H229V39H231V38H229V37H230V36H229L230 31H227V30H228V28H227L228 25H226L225 20H223V19H224V18H223V17H224L223 14L226 15V12L224 11L225 13L222 12V14H221V12L218 11L217 6H216ZM19 5H17V6H19ZM70 5H72V4H70ZM79 5H81V6L83 7V9L85 10V11L83 10L82 12H86V13H88V14H84L85 17H86V15H88L86 18L84 17V15H82L83 17L81 16L82 18H81V17L79 18L78 13H77V17L75 16V18L70 16L72 13H74V15H75V13H76V9H77V11H78L79 13L81 12L80 10L82 9V7H80ZM89 5H90V6H89ZM125 5H126V6H125ZM145 5H147V6L149 5V9H148L147 7H145ZM162 5H163V6H162ZM165 5H166V6H165ZM168 5H169L170 7H169ZM171 5H172V6H171ZM175 5H176V6H175ZM181 5L183 6V8L180 7ZM198 5H199V4H198ZM4 6L6 7V5H4ZM4 6H2V8H3L4 10L1 8V9L3 10L2 12H0L1 15L4 14V13H6V12H5V8H4ZM77 6H79V7H77ZM85 6H86V7H85ZM88 6H89L90 8H89ZM91 6H92V7H91ZM95 6H96V7H95ZM100 6H103V7H100ZM107 6H109V7H108L109 11L107 10ZM110 6H111L112 9L110 8ZM142 6L145 7L146 9H148V10L151 11V13H149V11L146 10V11H147V14H148L149 16H150V14H152V15L150 16V18L153 17V18H151V19H153L154 21H152V20L149 18L148 15H147L148 20H147V18H145L146 15L143 14V13H144V12H143V11H144V10H143L144 8H143ZM153 6H154V7H153ZM156 6H157L158 8H156ZM161 6H162V7H161ZM164 6H165L167 9H166ZM167 6H168L169 8H168ZM177 6H178L179 8H178ZM191 6H192V5H191ZM221 6H222V7H221ZM245 6H246V7H245ZM247 6H248V7H247ZM251 6H252V7H251ZM13 7H14V6H13ZM13 7L11 8L13 11H15L16 9L19 10V7L17 8L16 5H15L16 8H14L15 10L13 9ZM118 7H120V10H118V9H119ZM128 7H129V8H128ZM159 7L162 8V9L159 10ZM163 7H164V8H163ZM175 7H176L177 9H176ZM187 7L189 8V10L187 9ZM238 7H239V8H238ZM60 8H59V9H60ZM87 8H88V9H91V10H88ZM92 8L94 9V12H93ZM101 8H102V9H101ZM104 8H105V9H104ZM154 8H155V9H154ZM171 8L174 10L173 14L175 15V14H176V11H177L178 14H179V16H178V14H176L175 16H178V18H182L183 21L186 20V21H185L186 23L189 22V21H191V24H193L192 26H194V24H195V23H194L195 20H196V22L201 23V24H199V23L197 24V23H196L195 26L197 27V29L200 28V27L202 26V23H203L204 19H205V21L207 20V22L204 21L205 24L203 23V25H205V27L210 26V25H215V28H216V24L218 23V21H214V20H219V18H220L219 22H222V23L224 22V23H225V27H223L224 25H222V29H223V31L225 32V34H224V32H222V37L225 38V39H224L225 43H227V42H228V43H227V44H222V45H225V46H223V47H224V51L227 50L226 54H227L228 56L225 55V54H223V53H222V55H221V54H220L221 51H220V53H218V52H219L218 49L221 48V47H219V45H220L221 42L223 43V38L221 37V34H220L221 32H220V30L218 31V32H220V33H218L219 36H216V35H217V32H215V33H216L215 35H214V32H211L210 34H209L210 31H207V32H206L207 39H209V40H213V41H215L216 44H219V45H217L218 47L216 46L218 49H217V48H216V49L213 48V49L215 50V52L218 51V52H216V54L213 52V53L215 54V56L217 57V59H216V57H214V55H213V53H212L213 49H212V50H208V52L212 53V54H211L212 56H211V55L209 56V53L207 52L208 56H206V58H205V55H207V54L204 55L203 52H202V53H201L202 55H201V54L199 53V52L201 51V50H200V47L198 46L199 43L197 44V47H199V48L195 49L196 47H194V50H198V49H199V51H196V52H198V54H200L201 56H204L203 59H202V57H201V60H204V59H205V61L210 62V63H207V64H208L209 66L212 65V68H213V63H215V61H212L213 59H215L216 61H218L219 58H220V60H221V59H222V60H223V59L226 60L225 58L228 57V59L230 58V62H231V60H232V58H233V56H232V55H233V52L235 53V52L237 51V52L239 53V52L241 51V50L239 49V48H240V45H241V47H243V48H241V49L243 50L244 47H246L245 45L247 44V48H248V49H247V48H246V49H247L248 53L251 54L252 56H250L249 54H248V55L246 54L245 56L242 57V56H241V55H242L241 52L239 53V54H240V57L237 56V55H239V54H235V55H234V59H235V58L237 59V58L239 57L240 60H241L242 58L245 60V59L247 58V56L250 58V59L246 60L247 62H245V63L242 62L243 59L241 60L240 63H242L243 66H244V64H245V65L247 66V68H246V66H245L246 70H244L245 68L242 67L243 70H242V68H241L240 71H242V72H243V71H246V73H249V71H250L251 69H259V68H260V69H259V70H255V71H253V73L256 72V73H254V74L252 73L253 75L251 74V72H252V71H251L249 74H251L252 76H251V75H250V76H249V75L246 76V75H247L246 73H245L246 75H243L244 72L241 73L239 70H237L239 66L241 67V65H238V66H237V64H238L237 61H239V60L237 59V60L235 61V60L233 59L234 62H233V60H232V63H233L234 65L237 63V64H236V67H237V68L234 66V70H236L237 72L239 71V72L243 75V76L240 75V73L238 72V74H239L240 77H242V78H247L246 80L242 79V80H244L246 83L243 82V81H241V79H240V81H241L242 83H240V82H239V79H238L239 76H238V77H235V76H234V78H236L237 80H234V79H233L234 81H236V82L238 81V82H239V83H236V82L233 83V84H235V85H234V88L237 87V89H238V88L241 89V87H242L243 90H244V95H245V94H246V95H247V94H249V95L251 94L250 96L248 95L249 97L247 96V98H246V97H244L243 92L241 93V94L243 95L242 97H244L243 99L241 98L242 101L244 100V101H243L244 103H242V101L240 100V97H241V96L238 95V94L240 93L241 90L239 89V91H238V90L236 91V89L232 88V87H233V84L231 85V81H232V80L230 81L229 76H228V79H229V80L226 79L227 77H226V78L223 77L224 79L221 78V77L223 76V74H224V76L229 75V74L225 75V73H223V72L221 71V70H223V67H225V66H222V64L225 65V64L223 63L224 61L222 62V60H221V63H220V61H218L217 65L220 63V64H219V67H218L217 65H214L215 67H214L213 69L210 68V69H212V72L210 71V73L207 74L206 77H204V75L207 73L206 70L208 69V67L205 66V65H206V64L204 63L205 61H199V62H198L197 60H195V59H197L198 57H199V59H200V55H198L197 57H196V56H193L195 51L193 52V54H191V52H190V51L193 50V47H192V50H190L189 48L186 47V46H189V45H190V47H191V45L193 46L194 43H193V44L190 43V44L188 45V42H193L194 40H196V36H198L199 38H200V37H203V36H201V35H203L202 32L204 31V28H205V27H203V26H202L203 28L201 27L203 30L201 29V32H199V33H201L200 35H199V33L196 34V31L198 32L200 29L197 30V29H195V28L193 27V30H194V31L196 30V31H195L196 36H194L195 34H194V31H192V29H190V30L188 29V30H187L188 33H187V31L185 30L186 33H187L188 35H186V33H185L184 35L182 34V36H183L184 38L181 37V34H180V33H179L180 36H177V34H176L177 37L175 36V38H178L179 40H178V39H177V40L174 39V40H175V41H178V44H176L177 42H174L173 40L170 39V37H172V39H173V35H175V33H174V32H175V29H174V28H175V26L178 24V21H177V24L174 23V22H175L174 19H178L177 17L175 18V16H172L173 19H170V20H169V18H168L169 11H173V10H170ZM174 8H175V9H174ZM181 8H182L183 10L186 9V10L188 11L187 13H189V14H187V13L185 14V13L181 10ZM221 8H222V9H221ZM261 8H262V9H261ZM1 9H0V11H1ZM11 9H10V12H11ZM79 9H80V10H79ZM110 9H111V10H110ZM178 9H179V10H178ZM232 9H233V10H232ZM235 9H236V10L238 9V10L236 11ZM102 10H103L104 12H103ZM140 10H141V11H140ZM154 10H156V11H154ZM158 10H159V11H158ZM162 10H164V11L162 12ZM166 10H167V13H168L167 15H165V14H166V13H165ZM186 10H185V11H186ZM195 10H196V9H195ZM58 11H59V10H58ZM62 11H63V12H62ZM89 11H90V12H89ZM95 11H97V12H95ZM101 11L103 12V14H106V12H107V14H106V15H103ZM111 11H112V12H111ZM117 11H118V12L120 11L119 14H117V13H118ZM139 11H140V12H143V13H140ZM157 11H158V14H156ZM160 11L162 12V14L165 13L164 15H162V14H161V15H162L164 21L166 20L165 18H167V22H166L167 24H165V22H163V19H162V18H161V19H160V17L158 18V15H159V12H160ZM8 12H9V10H8ZM67 12H69V13H67ZM121 12H122V13H121ZM126 12H127V13L129 12L130 14H128V15H131V16H132L133 14H135V16L133 15V16L130 18V19L133 18L131 21L129 20V16L126 15V14H127ZM179 12H180L181 14H180ZM218 12H220V13L218 14ZM90 13H92V15H90ZM93 13H94V14H93ZM108 13H109V14H108ZM111 13H112V14H111ZM113 13H114V14H113ZM153 13H154V14H153ZM170 13H171V12H170ZM239 13H240V15H239ZM68 14H69V15H68ZM100 14H101V15H100ZM110 14H111V16H109ZM121 14H124V15H121ZM140 14H143V15H140ZM171 14H172V13H171ZM171 14L169 15L170 17H171ZM231 14H232V13H231ZM1 15H0V19H1V17L3 16V15H2V16H1ZM51 15H52V14H51ZM54 15H55V14H54ZM54 15H53V16H48V17H47L49 23L51 22V21H49V17H51V18H55V17L57 16V14H56L55 16H54ZM74 15H73V16H74ZM97 15H99L100 17L97 16ZM120 15L122 16V18L120 17ZM125 15H126V16H125ZM155 15L157 16L156 19H154ZM181 15H183V16H181ZM208 15H209V16H208ZM220 15H223V16H220ZM61 16H60V17H61ZM65 16H66V17H65ZM89 16H90V17H89ZM104 16H106V17L104 18ZM108 16H109V17H108ZM112 16H113V17H112ZM117 16H118L119 18H116ZM123 16H125V17H123ZM136 16H137V17H136ZM140 16H141V17H140ZM143 16H144V17H143ZM180 16H181V17H180ZM185 16H186V17H185ZM11 17H12V15H11ZM110 17H111L112 19H111ZM135 17H136V18H135ZM138 17L140 18V20H139ZM195 17H196V16H195ZM197 17H196V18H197ZM256 17H259L260 19H259V18H256ZM34 18H35V17H34ZM58 18H57V19L55 18L56 20L53 19L52 22H57V21H58V23H59V19H58ZM62 18H60V20H62ZM77 18H79L80 20L78 19V20H77L78 22H77V21L75 22V20H76ZM84 18H85V20L83 21ZM89 18H90V19H89ZM108 18H109V21H108ZM143 18H145V20H142ZM210 18H211L212 21L209 22L208 20H210ZM225 18H226V16H225ZM253 18H254V20L256 19V20H258V21L255 20L254 22H252V21H253ZM261 18H262V19H261ZM87 19H88V20H87ZM94 19H95V21H96L97 23H95ZM101 19H103V20H101ZM106 19H107V20H106ZM135 19H136V20H135ZM221 19H222L223 21H222ZM246 19H247V20H246ZM248 19H249V20H248ZM54 20H55V21H54ZM92 20H93V22H92ZM104 20H106V21H104ZM111 20H112V21H111ZM138 20H139V21H145V22L148 24V26L145 28V22H138ZM149 20H150V21H149ZM171 20H172V21L174 20V21L171 23V22H170ZM197 20H199V21H197ZM202 20H203V21H202ZM242 20H243V22H244L243 24L241 23ZM250 20H251V21H250ZM40 21H41V20H40ZM65 21L63 20V23H64ZM102 21H104V24H105V26H106L107 28L104 26V24H103ZM121 21H122V22H121ZM123 21H124V23H126V24L123 25V24H122ZM127 21H128V22L130 21V22H129V23H130V26H129V24H128ZM134 21H137V22H134ZM147 21H148L149 23H148ZM155 21H156V22L159 21L160 23H159V22L156 23ZM183 21H182V23H183ZM247 21H248V22H247ZM30 22L32 23V21H30ZM34 22H35V20H34ZM48 22H47V23H48ZM87 22H88V23H87ZM89 22H91V24H90ZM105 22H106V23H105ZM117 22H119L120 24L117 25ZM133 22H134V23H133ZM151 22H152L153 24H152ZM154 22H155V24H154ZM161 22L164 23V24L162 25ZM208 22H209V23H208ZM212 22H213V23H212ZM216 22H217V23H216ZM251 22H252L253 24H251ZM257 22H258V23H257ZM39 23H40V22H39ZM39 23L37 22V24H35V23L32 24V25H33L32 27H34V28L36 27L34 30H36V32H37L38 34L40 33V31H41L42 33H44V34H45V33L47 34L48 29H50L49 26H48V27L46 26V24H45L46 22L44 23V25L40 24V25L44 26V28H42L41 26H39V28L41 27V29H42V30H40L39 28H37ZM42 23H43V22H42ZM60 23H61V24H60ZM60 23L57 24V26H58V25H60V26L62 25V26L64 27V26H65L64 24H66V23L62 24V22H60ZM68 23H67V25L70 24V23H69V24H68ZM115 23H116V24H115ZM141 23H142V24H141ZM150 23H151V24H150ZM210 23H212V24H210ZM215 23H216V24H215ZM224 23H223V24H224ZM246 23H247V24H246ZM248 23H250V24H251V27H252L250 30H248L249 28L246 27V26L244 25V24H246V25L248 26ZM86 24H85V25H86ZM101 24H102V26H101ZM107 24H108V25H107ZM127 24H128V26H126ZM133 24H134V25H133ZM137 24H138V26H141V27H139L140 30H137L138 32H136V30H135V29H139L138 26H137ZM140 24H141V25H140ZM171 24L173 25L172 27H171ZM180 24H181V23H180ZM180 24H178V25H180ZM187 24H188L187 26H186V24H184V25L181 24L180 27H183V29L181 28V31H180V32L184 33V32H185L184 29H187V27H188V28L191 27V24H190V23H187ZM208 24H209V25H208ZM48 25H49V24H48ZM72 25H70L69 28H67V29H70L69 31H72V30H71ZM90 25H91V26H90ZM96 25H98V26L100 27V29H99V27L96 26ZM122 25H123L124 27H123ZM150 25H151V27H150ZM152 25L157 26V27H156L157 29H156V28L153 29L154 26L152 27ZM161 25H162V26H161ZM164 25H166V27H164L165 29L163 28ZM178 25H177V26H178ZM197 25H198V26L200 25V26L198 27ZM206 25H207V26H206ZM232 25H234V26L232 27ZM242 25L245 26V29L243 28ZM252 25H253V26H252ZM60 26H58V29H57V30H59L60 32L62 31L61 29H63V31H65V30L68 31V30L66 29V27H68V26H65L64 28H62V27L60 28ZM76 26H77V24H76ZM111 26H112V28H110ZM117 26H118V27H119V26L121 27L120 30H119V29L117 30V31H119V32H118L119 35H120L119 37H118V35H117V31H115L114 34H113V31L117 29ZM168 26H170V27H168ZM177 26H176V27H177ZM184 26H186V27H184ZM189 26H190V27H189ZM226 26H227V27H226ZM235 26H236V27H235ZM254 26H255V27L258 26L259 29H258V28H257V29L254 28ZM21 27H22V26H21ZM24 27H25V26H24ZM27 27H31V25L29 24V26H27ZM27 27H26V28H27ZM32 27H31V28H32ZM45 27H46V28H45ZM54 27H55V26H54ZM74 27H75V25H74ZM78 27H77V28H78ZM85 27H86V26H85ZM101 27H102V28H101ZM108 27H109V30L111 31L110 33H112L113 35H112V34L110 35L109 30H107V31H108V32H107V35H108V36L110 35V39H111V40H109L110 42L107 43L104 39L107 38V37H106L107 35H106L105 33H106V29H108ZM120 27H119V28H120ZM167 27H168V28H167ZM173 27H174V28H173ZM211 27H213V26H211ZM220 27H221V26H220ZM231 27H232V28H231ZM239 27H238V28H239ZM249 27H250V26H249ZM22 28H23V27H22ZM26 28H23V30H26V33H27V31H28L30 28H29L28 30H27ZM56 28H57V27H56ZM75 28H76V27H75ZM77 28H76V29H77ZM94 28H95V29H94ZM96 28H97V29H96ZM103 28H105V29H103ZM122 28H123V29H122ZM124 28H125V30H124ZM142 28H143L144 31H145V29H146L145 32H147L149 28H150L149 30L153 29L154 32H153V34H151V37H150V35H149V32L151 33V31H148L147 33H145L143 30H141ZM177 28H178V27H177ZM191 28H192V27H191ZM215 28H214V29H215ZM235 28H236L237 31H235ZM242 28H243V29H242ZM246 28H247V31H246ZM19 29H21V28H19ZM19 29H18V31H19ZM43 29H44V30H43ZM72 29H74V28H72ZM132 29H134V30H132ZM158 29H159L158 32H160V33L157 32ZM162 29H163V30H162ZM173 29H174V30H173ZM210 29H211V28H209V30H210ZM212 29H213V28H212ZM219 29H220V28H219ZM254 29H255V30H260V31H259V32H255ZM21 30H22V29H21ZM32 30H33V28L30 29V33H31ZM34 30H33L32 32L35 33ZM38 30H40V31L38 32ZM45 30H46L47 32H46ZM57 30H56V31H57ZM77 30H78V29H77ZM93 30L98 31L99 33H98V32H95V33H94ZM104 30H105V31H104ZM121 30H122V31L124 30V31L121 32ZM128 30H129L130 32H129ZM167 30H168V31H167ZM176 30H177V29H176ZM179 30H180V29H179ZM179 30H177V33L179 32ZM182 30H183V31H182ZM206 30H208V27L206 28ZM240 30H241V33H242V34H241V37L243 36V33H244V36H243V37H244V39H245L246 32H247L248 34L251 33V34H252V35H251L252 37H251L250 35H249V36H250V38H251L252 40L247 36V38H249V40L246 39V40L244 41V40H242V39H243V37H242V39H240V43H241V44H240V43H239V39H238V38H241V37H240V32H239ZM243 30H244L245 32H244ZM63 31H62V32H63ZM69 31H68V32H69ZM100 31H101V33H100ZM162 31H164V32L162 33ZM166 31H167V32H166ZM171 31H173V32H171ZM191 31H192V32H191ZM211 31H213V30H211ZM216 31H217V29H216ZM242 31H243V32H242ZM16 32H17V31H16ZM51 32H53L52 29L49 30V33H50V34H51ZM57 32H58V31H57ZM57 32H56V35H55L56 37H55V38H59V37H57V35H58L60 32H58V33H57ZM62 32H61V34H62ZM73 32H75V34H76L77 31L74 29ZM73 32H71V37H72V36H76V35L73 34ZM78 32H77V33H78ZM133 32H135V35H137V33H138L139 36H138V35L135 36ZM140 32H143V33H141V35H140ZM190 32H191V33H190ZM237 32H238V33H237ZM19 33H20V31L18 32V34H19ZM28 33H29V32H28ZM28 33H27V34H28ZM37 33H36V34H37ZM53 33H55V32H53ZM53 33H52V34H53ZM108 33H109V34H108ZM122 33H124V34H126V35H124V34H122ZM129 33H132V34H133V35H132L133 37H130L131 34H129ZM155 33H158V34H155ZM169 33H172V34L174 33V34L171 35V34H169ZM234 33H237V34H236V35H237L236 37H238V34H239V37L236 38L235 36H233V35H235ZM27 34H26V35H27ZM64 34H65V33H64ZM67 34H68V36L65 34L66 37H65L63 34H62L63 36L58 35V36L61 37L60 41H64V43H62V42L60 43V41L57 42V44L59 43V44L61 45V47H60L59 44H58V45H59L58 48H56L57 46L54 47V48H50V45H49V44L46 45V47L48 46V47H47L48 49H49V48L51 49V50L49 49L50 52L53 51V52H52V56H53L54 58L57 57V55H55V50H54L55 48L58 50V51L56 52V54H57V53L61 50L60 48H62V46H63L64 49L62 48V51L60 52L61 57H64V55L61 54V53H64V51H67V52H68V51H71V52H72L73 49H72V45H71V44H72L73 41H71V43H70L69 41H70L71 39H69V41L67 40V39H68L67 37H69L70 32L67 33ZM72 34H73V35H72ZM94 34H95V35H94ZM97 34H99L98 36H100V35L102 34V35L99 37V39H97ZM121 34H122V36H121ZM147 34H148V35H147ZM154 34H155V35H154ZM162 34H163V35H162ZM189 34H190V35H189ZM191 34H192L193 36H192ZM212 34H213L214 36H216V37H221V38H219V39H218V38L215 39L216 37L213 38V39H210L211 37L208 38V36H209V35L211 36ZM248 34H247V35H248ZM254 34H258V35H254ZM15 35H17V33H15ZM21 35H22V31H21ZM26 35L24 36V34H23V36H21V37H23V38H20V34H19V37H18V35L15 36V38H14V40L16 39V40H15V43H16V44L18 43V42H17V39H18V38H19V39H18L19 42H21V41H22V42H23V41L25 42V41L28 39V38L26 37ZM103 35H104V37H105L104 39H103V37H102ZM127 35H128V37H127ZM146 35H147V36H146ZM158 35H161L162 37H159ZM167 35H168V36L170 35V36L168 37V38H169V41H166V40H168L167 37H166ZM185 35H186V37H185ZM223 35H224V36H223ZM27 36H28V35H27ZM77 36H79V35H77ZM92 36H93V37H92ZM94 36H95L96 38H95ZM112 36H113V37H112ZM145 36H146V37H145ZM154 36H155V38H154ZM189 36L191 37V41L186 40L187 42H185L184 40H185V39H188ZM206 36H205V31H204V37H206ZM214 36H213V37H214ZM232 36H233V37H232ZM255 36H257L256 39H255ZM16 37H17V38H16ZM63 37H65V38H63ZM90 37H91V38H90ZM123 37H124V39H126V42L124 41ZM129 37L132 38L131 40H133V41H132L133 43L136 42V39H134V37H136V38H139V37H140V40H141V38L143 37L142 40H144V38H145V40H147V41H146V42L143 41V42H141V43H139L140 41H139V42L137 41V42H138V46L141 45V46H140L141 48H140V51H138V53H136L137 51L134 52L133 49H131V48L134 47V44L137 45V42L134 43V44L132 45V42H131V40L129 39ZM148 37H149V38H148ZM179 37H180V38H179ZM198 37H197L198 40L194 41L195 44H196L197 42H199V38H198ZM204 37H203V38H204ZM234 37H235L236 40H238V42H237L236 40H235V41L233 40ZM25 38H27V39L24 40ZM62 38L65 39V40H62ZM74 38H75V37H74ZM74 38H73L72 40H74ZM113 38H115V43H112V42H111V41L113 40ZM150 38H152V39H150ZM156 38H157V40H156ZM193 38H194V40H193ZM203 38H200V39L203 40ZM75 39H76V38H75ZM165 39H166V40H165ZM182 39H183V40H182ZM207 39H206V40H207ZM253 39H255V40H253ZM261 39H264V38H260V40L258 39V41H260V43H261V41H264V40H261ZM14 40H12V41L14 42ZM77 40H78V39H76V41H77ZM81 40H80L79 42H81ZM90 40H91V41H90ZM98 40H99V42H98V43H95V41L97 42ZM100 40H101V42H100ZM142 40H141V41H142ZM180 40H181L182 42L184 41L185 44L187 43V45H185L184 43H183V45L187 48V51L190 50V51L188 52V54L190 53L189 55L187 54V52H185V51H186L185 49H181L180 52H179L180 54L178 53L179 49L183 47V46L181 45L182 42H181ZM192 40H193V41H192ZM204 40H205V38H204ZM209 40H207V41H209ZM217 40H219V41L221 40V42L218 43L219 41H217ZM226 40H227V42H226ZM250 40H251V42H253V41L255 42V41H256L257 44H254V42H253L252 45H251ZM54 41H55V40H54ZM67 41H68V42H67ZM76 41L74 42L73 48H74V46H76L75 43L77 44ZM85 41H86V40H85ZM118 41H120V42L123 43V44H121V43L119 42V43H118V46H117V45H116V42H118ZM153 41H154V42H153ZM163 41H164V42H163ZM170 41L173 42L174 45H176V48H170V47H175V46H173L172 43L168 44ZM179 41H180V42H179ZM207 41H206V42H207ZM213 41H211V43H210L211 45H210L209 42H208V45H210V46H208V48H211V46H212V44H213ZM232 41L234 42V44L239 43V44H238V48H237L239 51L236 50V49H235V51L233 50V48L235 47V45L232 44V43H233ZM248 41H249V42H248ZM55 42H56V41H55ZM79 42H78V43H79ZM128 42H129L128 45H130V44L132 45L131 48H130V47H129V48L127 47V46H128V45H127ZM147 42L150 43V44H151V42L154 43L153 45L151 44V46H153V47H154V46H158L159 44L162 45V46H160L159 48H158V47H156V48L159 49V50H160V48H161L162 53H163V52L165 53V51L168 53V54L165 53V54L168 55V61H167V62L165 61V64H167V65H164V66H165L164 68H166V69L169 68V69L171 70V69L173 68L172 66L175 67L176 65H178V64H176V63L179 62L178 60H179L180 58L182 59L183 62H182L181 59H180V61H181L182 63L179 62V63L181 64V65L179 64V65L181 66V68L179 69V71L177 70L178 72H180V70H181V72H182V69H183V68H182V64H183L184 62H186L187 60L189 61L190 58H192L193 60L197 61L198 63H196V64H199V63H200V64H204V66H203L204 68H201L200 65H196V66L194 65V66H192V67H195V69L199 68V69H197V70H198L199 72H201V73H199L200 75L203 74L202 77L198 76L199 74H198V72H197L196 70H194V71L192 70V72H190L189 75L192 74V75L194 76L195 73H196V75L198 74L197 76H195L196 79H195V77H193V78H191L190 76L188 77V75H186V76H187L186 78L183 77V78H185V80L182 79V78L180 79L179 77H180V75H182V74L179 73V76H177L178 74H177L176 69H175L176 67H179V65H178V66H176V67L174 68L175 71H174L173 69H172L173 71L171 70L172 72H175L176 74H175V73H171V72L169 71V69H168V70H165V72H166V73H170L171 75H170V74H169V75H166V76L163 75V77L165 76L164 78L167 77V79L170 78V77L173 78V79L177 78V79H175L176 82H175L173 79L170 78V79H168V80H166V79L163 80V81L166 80V83H163L164 86L161 85L159 82H158L157 84H155V86H156V85L158 86V84H160L161 86H163V87H161V89H162L163 92H162V91H160V92H162L163 95H164V93L167 94V95H164L163 98H164L165 96H167V98H168L169 96H170V98H171V97L173 98L172 95H174V94L176 93L175 91H177L178 89H182V90H180V91L178 90L177 93H178V92H182V93L184 92L183 94H184V96L186 97V99H188V98L190 99V98H191V99H190V100H191V104H190L189 99H188V101H187V100H181V98L184 97L182 93H181V95H182L183 97H179L177 93H176L177 95H176V94L174 95V96H176V97H179L180 100H181V102H177L178 106H176L177 104L174 105V108H173V109H172V107H171V109H172V114H171V115L177 117L176 114L179 113V118H177V120L179 121V123H175V122H177V120H176L175 117H174L175 119L173 118L174 122H172V121H171V118H170L171 123H170V121H168L170 124L167 122L166 119L163 120L164 117L167 118V116H168V115H166V113H165V111L167 110V108H165V111H160V112L163 113V115H162V113L159 112V110H158V111L155 110L156 113L159 112L160 115H162V120H163V122H161V121L158 122V119H159L160 115H159L158 113H157V114L155 113L156 115H154V113H151V112H153L154 108H156L157 105H159V104H158V103H159L158 101H160V99H159V100L157 99L156 101H157L158 103L155 104V103H156L155 100H152L153 97L151 98V96H149V91H148V90L150 89V88H149L150 86H149V87H148V86L146 87V86L144 85L145 88H148V90H147V91H148V95H147V94H143V92H142V91H145V90H143V89H144L143 84H142V87H140V88L138 87V88L140 89V90H139V89L135 88V85H134L135 82H134V83H131V82L129 83V82H127V81H132V82H133V77L135 78L134 74H132V73L134 72L135 69H133L132 72H131V68H134V67H131V66H130L132 60H127L126 63H128V65H127L126 63H124V69L127 68V71H126V69H125L124 74H123V75L121 74L122 76H120V77L117 76L118 73L115 72V71H116L115 69H114V70H115V71H114L113 69H111V67H109V69H108V67H107V63H109V61H107L106 58L109 57V59H111L112 57L110 58V54L112 53L113 55H115L114 58H113V60H115V59H116L115 57H117V55H118L117 52H118V53H119V51L121 52V50H119V49H124V48H125V49L123 50V52H125V51H126V53H128V52L131 53V51L133 52L132 54L129 53V57H130L131 55H132L131 57H133V55H134V58H135V55H136V58H135V59H137L136 61L139 62V64L141 63V65H142V64H145V63H144L145 61H146V62L149 61V62H147L145 65H147L148 63L151 62V64L153 63V64H152V67H154V65H155V64H154V62H155V59H154V58H156V56H158L157 54H159L161 51L158 52V50L155 48V50H156V52H157V54H156V53H155V50H154V49H151V48H152L151 46H147V47L145 46V45H148ZM161 42H162V44H161ZM203 42H204V41H203ZM206 42H205V43H206ZM230 42H232V43H230ZM244 42H245L246 44H244ZM69 43H70V45H69ZM83 43H85V42L83 41ZM83 43L81 42V44H83ZM87 43L84 44V45H87ZM100 43H104V44H106V45L109 44V47L112 46L111 48H113V47L115 46V47H114L115 49L113 48V49L111 50V48H109V50H108L107 47H106V48H103V47L105 46L104 44H103V45H102V44L100 45ZM110 43H111V44H110ZM124 43L126 44V46H125ZM144 43H145V45H143V48H146L147 51L144 50V49H143L144 51H142V44H144ZM155 43H156V44H155ZM164 43H166V44H164ZM249 43H250V44H249ZM260 43H259V44H260ZM50 44H51V42H50ZM53 44H54V42H53ZM67 44H68V45H67ZM113 44H114V45H113ZM120 44H121V46H120ZM157 44H158V45H157ZM195 44H194V45H195ZM200 44H202V43L200 42ZM216 44H213L212 47H215L214 45H216ZM230 44H232V45H230ZM243 44H244V46H242ZM262 44H264V43H261L259 48H260L261 51H262V55H264V45H262ZM55 45H56V44H55ZM66 45H67V46H66ZM84 45H83V46H84ZM110 45H111V46H110ZM131 45H130V46H131ZM136 45H135V48H136ZM171 45H172V46H171ZM203 45H204V44H203ZM206 45H207V44H206ZM206 45H204V46L206 47ZM233 45H234V47L232 48L231 46H233ZM236 45H237V44H236ZM51 46H52V45H51ZM69 46H70L71 48H70ZM78 46H80V43H79V45L77 44V47H78ZM81 46H82V45H81ZM81 46L78 47V48L76 47V49H74L75 51H73V52H77L76 50H78L79 52H81V51H83V50H84V51L88 50V49L85 48V47H87V46H84L85 49H84V48L82 49ZM83 46H82V47H83ZM102 46H103V47H102ZM123 46H124V48H123ZM163 46H164V48H163ZM168 46H169V47H168ZM177 46H179L180 48L177 47ZM195 46H196V45H195ZM200 46L203 47L202 45H200ZM226 46H229V48L231 47V49H228V47H227V49H225ZM250 46L253 48V51H254V52H253V51H252V52L255 53V54H253V53L251 52V49H252V48H251ZM261 46H262V47H261ZM41 47H42V48H45V47H43V46H41ZM59 47H60V48H59ZM65 47H67V48L69 47L71 50H70V49H67V48H65ZM93 47H97L96 50H94L95 48H93ZM149 47H151V48H149ZM167 47H168V49H167ZM185 47H184V48H185ZM236 47H237V46H236ZM42 48H41V49H40V48L37 49L38 52L35 53L36 55L34 54V57H35V58H32V59H33L32 62H33L34 60H35V61L38 60L37 57H36V56L38 55V53L41 54V55L39 54L38 56H44L43 54H44V52H45V49H47V48H45V49H44V52L41 53ZM80 48H81V50H80ZM116 48H118V49H116ZM126 48H127V50H129L128 52H127ZM148 48H149V49H148ZM162 48H163V49H162ZM169 48H170V49H169ZM178 48H179V49H178ZM203 48H204V47H203ZM48 49L46 50V52L48 51ZM52 49H53V50H52ZM59 49H60V50H59ZM65 49H67V50H65ZM97 49H98V50H97ZM106 49H107L108 52L106 51ZM150 49H151V50H154V52H150V51H151ZM174 49H175L177 52H176ZM188 49H189V50H188ZM222 49H223V48H222ZM103 50H104V51H103ZM113 50H115V52H114ZM117 50H118V51H117ZM168 50H169V51H168ZM171 50H174L173 53L176 52V55H177V56L180 55V58H179V57H177V58L174 57L173 60L177 59V60H175V63H172V62H173V60H172L173 56H172V58H169V57H171V56H169V55H172L171 53L169 54V52H172ZM183 50H185V51H183ZM204 50H205V49H204ZM206 50H207V47H206ZM228 50H229V51H230V50H233V51H231V53H230ZM39 51H40V52H39ZM84 51H83V52H84ZM96 51H97V52H96ZM98 51H99V52H98ZM109 51H110V52H109ZM111 51H112V52H111ZM116 51H117V52H116ZM148 51H149L151 54H148ZM181 51H182V55H181ZM244 51H246V50L244 49ZM244 51H243V52H244ZM79 52H77V56H78V54H80ZM139 52H140V53H139ZM183 52H185V54H187V60H186V58H182L183 55H184V57L186 56ZM196 52H195V53H196ZM69 53H70V52H69ZM102 53H104V54H102ZM105 53H106V54H105ZM114 53H115V54H114ZM141 53H142V54H141ZM153 53H154V55H155V54H156V55L154 56ZM164 53H163V54H164ZM217 53H218V55L220 54L221 56H220V55H219L220 57L217 56ZM244 53H247V52H244ZM244 53H243V55H244ZM65 54H66V52H65ZM82 54H83V53H82ZM143 54H144V55H143ZM145 54H146V55H145ZM178 54H179V55H178ZM257 54H258V55H257ZM58 55H59V53H58ZM101 55H103V56H101ZM108 55H109V56H108ZM137 55H138V58H139V56H140V59H141V57L143 56L141 62H140V60L137 58ZM151 55L153 56V61H152V59H151ZM167 55H166V56L164 55V56L167 57ZM173 55H174V54H173ZM176 55H175V56H176ZM224 55L227 56V57H225V58L223 57V58H222V56H224ZM230 55H231V56H230ZM98 56H97V58H98ZM107 56H108V57H107ZM111 56H112V55H111ZM145 56H146V57H145ZM188 56H189V59H188ZM190 56H191V57H190ZM235 56H237V57H235ZM257 56H258V57H257ZM58 57H59V59L61 60L60 56H58ZM58 57L56 58V60L58 59ZM105 57H106V58H105ZM120 57H121V56H120ZM120 57H119V58H120ZM131 57L128 58V59H131ZM144 57H145V58H144ZM148 57H149V58H148ZM165 57H164L163 60L166 59ZM194 57H196V58L194 59ZM211 57H212V58L214 57V58L212 59ZM231 57H232V58H231ZM241 57H242V58H241ZM245 57H246V58H245ZM44 58H46V60H47V55H46V57H44ZM76 58H78V57H76ZM101 58H104V62L107 61L106 66H105V67H107V69H108V73H107V75H106L105 73H103L104 71L102 72L101 69H100V68H105V67H103L105 64L103 63V60H102ZM119 58H117V59H119ZM209 58H210V59H209ZM117 59H116L115 61H117ZM120 59H122V57H121ZM135 59H134V60H135ZM144 59H145V60H144ZM146 59H147V60H146ZM170 59H171V60H170ZM207 59H209V60H207ZM252 59H254V60L252 61ZM262 59H264V58H262ZM105 60H106V61H105ZM111 60H112V59H111ZM134 60H133V61H134ZM143 60H144V61H143ZM161 60H162V59H161ZM163 60H162V62H164ZM166 60H167V59H166ZM169 60H170V61H169ZM190 60H191V59H190ZM193 60H192V61H193ZM249 60H250L251 62H249ZM35 61H34V67L36 68L37 65L39 66V67L37 66V72H38V70H39V71L44 70V72H41V73H42V74H43V73L47 74L48 72H45V71H46V70H47V71L49 70V67H48L49 65H48V66H45V68H46V67L48 68V69H46V70H45V68H43V67H44L43 65L45 64V62H46V64H49V63H47L49 60H48V61H45V60H44L45 62L42 61V62L44 63V64H42V66H41V64H39V63H41V62H37V64H36ZM82 61H83V62H82ZM118 61H119V60H118ZM129 61H130V62H129ZM177 61H178V62H177ZM195 61H194V62L189 61V64H191V63L194 64ZM226 61H227V60H226ZM255 61H258V62H255ZM261 61H264V60H261ZM49 62H50V61H49ZM121 62H124V59H123V61L118 62V64L121 63ZM137 62H135V63L138 65ZM170 62H171L172 64H170ZM227 62H228V61H227ZM235 62H236V63H235ZM18 63H19V61H18ZM95 63H96V65H95ZM102 63H103L104 65H103ZM112 63H113V62H112ZM132 63H133L132 65L134 66L135 63H134V62H132ZM240 63H239V64H240ZM243 63H244V64H243ZM251 63H252L253 65H252ZM254 63H255V65H254ZM35 64H36V65H35ZM98 64H99V65H98ZM125 64L127 65V67H125V66H126ZM169 64H170V67H171V68L168 66ZM173 64H174V65H173ZM185 64L187 65L188 62H187V63H184V65H185ZM189 64H188L187 66H191V65H189ZM210 64H211V65H210ZM215 64H216V63H215ZM247 64L249 65V67H251V69L248 67ZM81 65H82L83 68H82V67L80 68ZM81 65H80V66L78 65V66H79V69H81V70L83 71V69H85V68H84L83 64H81ZM101 65H102V67H101ZM141 65H138V66H141ZM145 65H142V66H141V67L144 68V70H145V69L148 70V69L152 68V67L148 68L150 64H149L147 67H144ZM256 65H257V67H259V68H256ZM78 66H77V65H76V66L74 65V68H75V67H78ZM150 66H151V65H150ZM197 66H200V67H197ZM216 66H217L218 68H216ZM220 66L222 67V69H220V68H221ZM228 66H229V64H228ZM228 66H227V67H228ZM183 67H184V66H183ZM192 67H191V68H192ZM196 67H197V68H196ZM227 67L224 68V69H225V71L223 70L224 72L227 71V69H228ZM229 67H230V66H229ZM231 67H233L232 64H231ZM200 68H201V69H200ZM40 69H41V70H40ZM124 69H123V70H124ZM128 69H129V70H128ZM141 69H142V68H141ZM152 69H153V68H152ZM192 69H194V68H192ZM202 69H203V70L205 69V71H204V72L200 71V70H202ZM215 69H217V70H215ZM218 69H219V71H218ZM230 69H231V68H229L228 70H230ZM248 69H249V70H248ZM16 70H18V69H16ZM61 70H62V69L58 70V72H59L60 75H61V73H62ZM70 70H72V69H70ZM75 70H76V69H73V72H76ZM85 70H86V69H85ZM85 70H84V71H85ZM104 70H105V69H104ZM109 70H110V71H109ZM142 70H143V69H142ZM142 70H141V71H142ZM144 70H143V72L148 73L147 70H145V71H144ZM183 70H184V69H183ZM213 70H215V71H214L215 74L218 73V74H217L218 76L213 75V74H214ZM151 71H152V70H150V73H149L150 76H152L151 74H152L153 72L155 73V71H153L152 73H151ZM163 71H164V69H163ZM167 71H169V72H167ZM232 71H233V70H232ZM236 71H235V72H236ZM247 71H248V72H247ZM14 72H19V71H14ZM30 72H31V70H30ZM70 72H72V71H70ZM73 72H72V73H73ZM106 72H107V71H106ZM112 72H115L116 75H115V73H112ZM126 72H129V73H127V74H129L128 76L126 75ZM143 72H141V73H139V74H142ZM165 72H164V73H165ZM183 72H184V71H183ZM183 72H182V73H183ZM208 72H209V70H208ZM219 72H222V73H223L220 77H219V74H220ZM229 72H230V71H229ZM233 72H234V71H233ZM237 72H236V73H237ZM19 73L21 74V70H20ZM19 73H17V74H19ZM66 73H67V74H71V73H69V72H66ZM76 73H77V72H76ZM85 73H86V72H85ZM120 73H121V72H120ZM122 73H123V71H122ZM146 73H144L143 75H147ZM154 73H153V74H154ZM227 73H228V71H227ZM230 73H232V72H230ZM260 73H261V74H260ZM42 74H41V75H42ZM45 74H43V76H44ZM59 74H58V75L56 74L57 77L60 76ZM90 74H89V75H90ZM100 74H102V75L104 74V76L101 75V77H99ZM131 74H132V77H130ZM172 74H174V75H172ZM233 74L235 75V73H233ZM259 74H260V75H259ZM12 75H13V73H12V74H8V75H7V78H6V77H4V78H6L7 81H10V80L12 79ZM52 75L55 76V74H51V76H52ZM72 75H73V74H72ZM72 75H71V76H72ZM74 75H75V74H74ZM135 75H136V73H135ZM183 75H184V74H183ZM183 75H182V76H183ZM208 75H210V76H211V75H212V76H216V77L219 78V79L221 78L222 81H221V80H220V81H221L222 83H221V82H218V81H217L218 79L216 80L215 77H214V80H213L212 76H211V78L209 79L208 77H210V76H208ZM230 75H231V74H230ZM254 75H255V76H254ZM261 75H262V76H261ZM19 76H20V75H19ZM19 76H17V77H19ZM39 76H40V74H39ZM43 76H42V77H43ZM66 76H69V75H66ZM116 76H117V77H116ZM126 76H127V77H126ZM141 76H142V75H141ZM147 76H148V75H147ZM147 76H144V77H147ZM153 76H156V74L153 75ZM174 76H175V77H174ZM176 76H177V77H176ZM245 76H246V77H245ZM253 76H254V77H253ZM256 76H257V77H256ZM42 77H41V78H42ZM69 77H70V76H69ZM85 77H86V76H85ZM89 77H90V76H89ZM122 77H124L125 79L123 80ZM128 77H130V78H128ZM148 77H149V76H148ZM163 77H162V78H163ZM232 77H233V76H232ZM232 77H231V78H232ZM240 77H239V78H240ZM255 77H256V78H255ZM259 77H260V78H259ZM14 78H15V76H14ZM43 78H44V77H43ZM73 78L75 79V76H74ZM121 78H122V81H123V82L126 80V78H128L129 80L125 81L126 84H124V83H120V82H121V81H120ZM131 78H132V79H131ZM141 78H143V77H141ZM149 78H150V77H149ZM178 78H179L181 81L184 80L185 83L182 82V83H183V84H182L183 87L179 86V85H181V84H179V82H181V81H180ZM199 78H200V81H201V80H202V81L204 80V81H203V83H205L204 85H203L202 82H201V83H200V82H199V83H194V82H193L194 80L196 81V80L199 79ZM201 78H202V79H201ZM15 79H16V78H15ZM66 79H68V77H67ZM76 79H78V78H77V75H76ZM92 79H93V80H92ZM143 79H144V78H143ZM143 79H142V80H143ZM146 79H147V78H145V80H146ZM160 79H161V78H160ZM186 79H187V80H186ZM188 79H192V80H188ZM208 79H209V80H208ZM211 79H212L214 82H211V83H210V80H211ZM225 79L228 80L229 82L226 81ZM254 79H256V80L253 81ZM148 80H149V79H148ZM170 80H171V81L173 80L174 82H171V83H170V84H171V87H169V89H168V86H165V85H169V86H170V84H169ZM178 80H179V81H178ZM205 80H206L207 83L205 82ZM224 80H225V81H224ZM248 80H249L250 82H249ZM261 80H262V83H260ZM42 81H43V82H44V81L47 82L48 80L44 79V80H42ZM42 81H41V82H42ZM73 81H74V80H73ZM76 81H78V80H76ZM76 81H74V82H76ZM83 81H85V80H83ZM83 81H82V82H83ZM91 81H92V82H91ZM119 81H120V82H119ZM135 81H137V80H135ZM138 81H139V80H138ZM138 81H137V82H138ZM167 81H169V82L167 83ZM208 81H209V82H208ZM216 81H217L218 83H217ZM223 81H224V82H223ZM139 82H140V81H139ZM139 82H138V83H139ZM160 82H161V81H160ZM188 82H190V83H188ZM191 82H193L194 84L191 83ZM197 82H198V81H197ZM215 82H216V83H215ZM138 83H136V84L139 85L140 83H139V84H138ZM186 83H188L189 85L192 84L193 86L191 85V86H188V88H186V86L184 85V84H186ZM220 83H221L223 86H222ZM224 83H225V84H224ZM226 83H228L229 85L227 86ZM150 84H151V83H150ZM176 84H177V85H176ZM195 84H196V85H195ZM219 84H220L221 86H220ZM22 85H24L25 87H23ZM140 85H141V84H140ZM160 85H159V87H160ZM210 85H211V86H210ZM214 85H216L217 87H216V86L214 87ZM224 85H225V86H224ZM21 86H22V87H21ZM60 86H61V87H60ZM153 86H154V84H153ZM153 86H151L150 91H153V90L155 91V89H152ZM172 86H175V87H177V88H174V87H172ZM178 86H179V87H178ZM199 86H201V87L199 88ZM226 86H227V88L230 87V86H232V87H231V89H232V93H233V91H234V92L236 91V92L234 93L235 95L233 94V97L237 95V98H239V99H238V103H236V102H237V98H234V99H236V102H235V103H233L234 100L231 101V99H233V98H230V97H232L231 95L228 96L231 92H230V91H227V88H224V87H226ZM18 87H19V88H18ZM20 87H21V91H19ZM64 87H66L67 90H66V88H64ZM136 87H137V86H136ZM159 87H157V88L159 89ZM190 87H192V88L194 87V88H193L194 90H193L192 88H190ZM195 87H196V88H195ZM203 87H205V88H203ZM218 87H219V90H221V91H223V89H224V90L227 91V93L229 92L228 95H227L226 91H225V92L223 91L222 94H224V95H220V96H219V91H216V90H218ZM63 88H64V89H63ZM141 88H142V90H141ZM170 88H172V89H176V90H175V91H174V90L172 91V89H170ZM216 88H217V89H216ZM96 89H97V90H96ZM136 89H137V90H136ZM163 89H164V90H163ZM166 89H167V90H166ZM202 89H201V90H202ZM205 89H206V90H205ZM213 89H216V90H213ZM61 90H62V93H64V94H63V96H64V100H62L63 97H62V98L60 97V96H61V95H60V94H61ZM63 90H65V91H63ZM95 90H96V92H95ZM138 90H139L140 92H139ZM168 90H169V91H168ZM228 90H229V89H228ZM25 91H26V92H25ZM147 91H146V92H147ZM154 91L151 92L150 94H153ZM24 92H25V93H24ZM58 92H59L60 94H59ZM78 92H79V93H78ZM136 92H137L138 94H136ZM157 92H159V91L156 89L155 94H156ZM160 92H159V93H160ZM173 92H174V94H172ZM194 92H195V93H194ZM211 92H210V93H211ZM215 92H216V93H215ZM217 92H218V93H217ZM237 92H239V93L237 94ZM13 93H14V92H13ZM77 93H78V94H77ZM109 93H110V94L113 93V95H108ZM139 93H142V97H141V94H139ZM199 93H200V92H199ZM199 93H198V95H196V96H200V95H202L203 91H201L200 95H199ZM225 93H226V94H225ZM255 93H256V94H255ZM117 94H118V95H117ZM134 94L136 95V97L139 96L138 99H139L140 102L143 101V104H145V103H146V104H145V105H142V106H139V105H138L139 102H137L138 104L135 103L137 98H136V99H133V95H134ZM155 94H154V95H155ZM171 94H172V95H171ZM216 94H218V97H214V95L217 96ZM58 95H60V96H58ZM115 95H116V96H115ZM146 95H147V96H146ZM156 95H157V98H159L158 96H160L161 93H160L159 95H158V93H157ZM156 95H155V96H156ZM179 95H180V93H179ZM193 95H194V96H193ZM226 95L230 98V101H229L230 103L227 101V100H229V99H226V98H227ZM10 96H9V97H10ZM14 96H15V95H14ZM66 96H67L68 99L70 100L71 96H69V94H67ZM145 96L148 97L149 99H151L149 102H150V104H151V103H152V104H155V105H153V106H155V107H153V108H152V107H149V106H152V104L149 105V102H148V103L146 102V101L149 100V99H145V100H144V98H146ZM202 96H203V95H202ZM257 96H255L256 99H255V97H254V98H253V97H250V99H251V98H252V99H251L250 101L248 100V101H247L248 103L246 102L247 105L249 104L252 108H254V104H255V103H257V104H259V105L262 104V103H264V102L260 101L259 98H258ZM39 97H40V96H39ZM58 97L61 98V100H59ZM67 97H66V98H67ZM108 97H109V98L111 97V98L108 99V100H106V98H108ZM25 98H24V99H25ZM33 98H32V99H33ZM45 98H47V97H45ZM90 98H91V100L93 101L92 103L90 102ZM101 98H102V99H101ZM123 98H124V100H123ZM134 98H135V97H134ZM161 98H162V95H161ZM163 98H162V99H163ZM167 98H165L166 101H167ZM172 98H171V99H172ZM179 98H177V99H179ZM193 98H194V101H193ZM216 98H217V99H216ZM245 98H246V100H245ZM257 98H258V99H257ZM36 99H33V100H36ZM100 99L102 100V102L100 101ZM141 99H142V100H141ZM154 99H155V98H154ZM162 99H161L160 103H163V102H162V101H163ZM171 99L168 98V101H170ZM174 99H175V97H174L172 100H174ZM183 99H185V98H183ZM253 99L256 100V101L258 100V101H257V102L255 101V103H254ZM43 100H44V99H43ZM58 100H59V101H58ZM103 100H105V101H103ZM122 100H123V101H122ZM134 100H135V101H134ZM216 100H218V101L215 103ZM38 101H40V98H39V100H37L36 102H35V101H32V102H33V105H40V102H38ZM41 101H42V100H41ZM45 101H46V100H45ZM45 101H44V102L42 101V102L45 103ZM57 101H58V103H57ZM99 101L101 102L102 105H101V104H98ZM113 101H114V98L112 99V102H111V103L108 102L109 105H110V104H111V105H114V104H112V103H114L115 101H114V102H113ZM144 101H145V103H144ZM151 101H152V102H151ZM153 101H154V102H153ZM166 101H164V102H166ZM176 101H177V100L175 99L174 104L176 103ZM178 101H179V100H178ZM182 101L190 107V108H189V107L187 106V108H188L189 111H188V114L186 113V115H188V116L185 117L186 119H185L184 117H182V115H184L183 113H185V110L183 111V109L186 107V105H185V107H183V106H182L183 104H179V103H182ZM186 101H187L191 106L194 105L195 107H194V106L191 107L188 103H186ZM192 101H193V102H192ZM201 101H202V100H201ZM207 101H208V104L210 105V107H209V105L207 104ZM239 101H241V102H239ZM259 101H260L261 103H260ZM34 102H35V104H34ZM42 102H41V104H42ZM53 102H56V103H55L56 105H54L55 107L52 106V105H53V104H52ZM79 102H80V100H79ZM81 102H80V103H81ZM88 102H90V103H88ZM120 102H117V103H120ZM122 102H123V104H122ZM133 102H134V103H133ZM170 102H171V101H170ZM95 103H96V104H95ZM115 103H116V102H115ZM132 103H133V106L131 105ZM167 103H169V102H167ZM172 103H173V102H172ZM210 103L213 104V105H211ZM225 103H226V104H225ZM228 103H229V104H228ZM231 103H232V104H231ZM250 103H252V104H250ZM253 103H254V104H253ZM93 104H94V105H93ZM134 104H136V106H135ZM141 104H142V103H141ZM224 104H225V105H224ZM7 105H8V104H7ZM60 105H61V102H60ZM60 105H59V106H60ZM81 105H83V103H81ZM81 105H80V106H81ZM109 105H108V106H109ZM115 105L117 106L118 104H115ZM115 105H114V106H115ZM130 105H131V109H132L133 107H137L136 109L133 108V109H134V113H133V110H130ZM137 105H138V106H137ZM146 105H147V106H146ZM162 105L164 106V104H162ZM162 105L159 106V107H161V109L164 108L165 106L168 107L170 104L167 105V104L165 103V106H164V107H162ZM171 105H172V104H171ZM171 105H170V106H171ZM202 105H203V104H202ZM207 105H208V107H207ZM223 105H224V106H223ZM226 105H227V107H226ZM228 105H229V106H228ZM244 105H243V106H244ZM247 105H245V106H246V109H245V110H246V113H247V114L245 113V116L247 115L246 117L248 118V116H249L248 114H250V113H251V114H250V116H249V118H248V120H247L248 122H245V123H247V124L250 123V125L248 124V125H249L248 127H247L246 125H244L245 123L242 122V119H243L244 121H245V119H246V118L244 117V112H245V110H244L243 114H240L241 111L239 110L240 112H239V113L237 112V113L240 114V115H239L240 117H241V115H243V117H242V118L239 117V121L236 122V123L239 124V125L237 124L238 127H239V128H238V131H237V128L233 127L234 122H233V124H231V125H230V124L227 125V124H225V121L222 120L223 118L228 119L227 117H230V116H224V115H228V113L226 114V112H228L229 110L226 111L224 115H223V113H222V115L217 114V113H221V111L217 110V111H219V112H217V111L215 110V111L217 112V113H216L217 115H215V112L212 111V109H211V111L214 112V114L212 113V114H213V115H212V116H213L212 119L209 117L210 120H211V122L214 123V126L212 127V131H214V128L216 129V131L218 130V128H216L215 126L218 125V123H217V121L219 122L218 119H221L222 122H220V123H223V122H224V124H225L227 127H228V126H231V128L233 127V131H231V128H227V127H226V128H227V129H226V128H225V125L223 126V124H222V127L225 128V129H222V128H221L223 131H226V130L229 129L231 132H235V133L237 132V134H234V133L231 134L232 137H233V135H234L233 138H230L231 136L229 137L228 134H226V137H227V135H228V138H225L224 135H223V137H222V141H223V142H221V140H220V138H221L220 135H219V138H218V139L216 138V137H218V133H219V131H218V132H217V136H215L216 140L214 139L215 142L213 141L212 138H209V140H207V142L211 140V141L214 142L215 144L217 143L216 141H218V140H219V143H221V144L224 143V144H222V145H224V146H223L224 149L222 148V149H223V152L221 153V157L223 156L222 154L224 153V151L226 150V148H227V150L229 149V150H228L229 152L226 151L227 154L224 153V154H226V155H225L226 157H224V158H221V157H220L221 159H219V158H217V156H215V154H214L213 151L215 150V148H216V150H219V147H218V146L221 145V144L217 143V144H219V145H218L217 147H215V148L213 147L214 150H212V151L209 150V152H211V155H212V156L209 155V157L211 158V161H212L211 166H212V170H213L212 172H213V173H212V176H210V178H209V176H208L209 174L207 175V173H208V172H207V169L204 167V173H203L204 175H202V177L204 176L205 180H204V178H203L202 180H204V181H202L201 183H203V182L206 183L207 181H209L208 183L210 184V183L212 182V183L210 184V187H211V188H210V187H209V189H208V188H203L202 190H203V191H204V190L206 191V189H208L207 193L211 192L212 190H214L215 192H214V191L211 192V195H212L213 197H212V196L210 197V196L208 195L207 198H206V197L204 198V197L202 196L203 194L201 195L200 193H199L200 196H198V197H200V199H201V196H202V198H203L202 201H205V200H208V201H209L210 198H211V200H214V201H211V200H210V201H211V203L209 202L210 204L208 203V201H207V202L205 201L206 203H208V204H207V208L210 207V210H208L209 208L207 209L208 212H206V209H204L205 207L202 208V209H204L205 211H202V209L200 208V207H202V205H201V204L199 205V206H200L199 208L201 209L202 212H204V215H205V216H204L203 213L200 212V216L203 215V217H201V218H202V220H203L204 223L208 222V223H206V224H208L209 227H208V226H207V227L210 229V230H208V228H207V230L209 231V232H208L206 229H204V228L206 227V224H205V225L203 224V225H204V228H203L202 230L207 231V232L209 233V236H210V235H211V236L209 237L208 235H206V234H208V233L205 232V231H204L205 234L203 233V231H202V233H201V231H199V230H197L198 232H195V230L197 229L198 223H196V225H195V229H193V230H194L193 233L191 232V231H193V230H191V231L189 230L190 233H192L191 236H194V235L196 236V233H197V235H198V234H199V235L202 234V235L205 237V240L203 239V236L201 235V236H199V237L197 238L198 240L195 239L196 242H195V240L193 239L194 243H193L192 246H191V245H190V246L188 245L190 249H191L192 247H194L195 245H196V246L194 247L195 250H194V249L192 250L193 252H192V251H189V253H190L189 255L192 256V257L190 256L191 261L193 260L192 262L189 261L190 259L188 260V258H189V257L187 258V255H188V254H187V253H186L187 255L184 254V255H186V256H184V257H186L187 264H189V262H190V264H191V263H192V264H202V263L204 264L205 262H206V264H217V263H220V261H221L220 264L223 263V262H222L223 260L220 258V257H221V254H220L221 251H220V250H222L223 248H219V247H218L219 249L216 248L217 244L215 245V242H216V243H218V242H220V243H224L223 246L225 247V245H228V244H225V243H226V242H225V237H228L229 235H228V236H227V235L225 236V233H224V231H223L224 236H225V237H223V236H221L223 233L217 231L219 234L222 233V234L220 235V238H219V236H216V235H217V232L214 233V230H215L214 227L216 228V227H217V224H219V226H220V225H223V227H222V226H220V227H221V228H224V229H225V227L227 226V227H226V229H227V228L230 226V224L234 225L235 222H234V221H233V222H230V221H229V219H230L229 217L235 216V213H236L235 210H237V212L239 213L240 216L243 215V216H241V217L238 215L240 218H242V217H243V218H242V223L240 222V225H239V226L236 225V223H235V226H236V227H235V226H232V227H234V228L237 229L238 231L240 230V232L237 233V235L239 236V238L242 239L243 236H245V237H243V239L241 240V242H240L239 238H236V240L234 239L235 241H238V240H239L240 243H239V244H236V247H235V248H237L236 251H235L232 247H231V249H233L234 251L231 250V249L228 250V252H229L230 250L233 251L234 253L236 252V253H235L236 255L233 256L234 253H233V252L230 253L231 251L229 252V254H230V255L232 254L231 257L234 258L236 261H237L236 258H239L238 261H239V260L241 261V259L243 260L244 256H245V255L247 256L248 253H249L248 256H250V254H252V256H250V257L247 256V257H245V259L248 258L247 260H248V261H251V262L254 260V261H253L254 264H255V263L258 264L257 262H260L259 264H264V250H262V247H264V246H262V244L259 243L260 241L264 240V231H262V230H264V229H262V227H264V226H262V225H264V219L261 218V217L264 216V215H261V214L259 215V212H257L258 214L255 213V211H253V210L258 211V210L260 209V206H259V208L255 209V207H253V206H255V204H252L251 202H249V201H253V202L255 201V202L257 203V201L259 202L260 200H261V202L264 201V192H259V191H262L260 188H261V187H264V186H262V184H264V178H261V177H260L261 174H262V176H264V173H262V172H264V169L261 170V167L264 168V163L260 164V166H259V164H258V163H260L261 159L264 158V156H262V153H260V152H264V149H261V148H264V144L260 143V142H264V141H260V140L264 139V119H262V117H264V105H262V107H261V105H260V106L257 105V107L259 106V108H258V109H259V112L262 111V112H261V113H262V116H261V115L259 116V115L256 114V113H257L256 111H258V110L255 109V108H254V109H255L256 111L253 110V111H250V113H248L249 111H247V110H251V108H250V109H247V108H249V107H247ZM249 105H248V106H249ZM85 106H87V107H85ZM90 106H91V108H90ZM99 106H100V107H101V106H104L103 109L105 108V110L101 109V108H102V107H101L100 110H101V111L103 110V111H102V112H99ZM145 106L147 107V111H148V112L146 111ZM175 106L178 107L179 109L176 108ZM179 106H180V107H179ZM181 106H182L183 108H182ZM38 107H39V106H38ZM45 107H46V108H45ZM81 107H82V106H81ZM111 107H112V106H110V108H111ZM126 107H127V108L129 107V108H128L129 110H128ZM138 107H139V108H138ZM140 107H141V108H140ZM148 107H149V108H148ZM159 107H158V108H159ZM203 107H204V105H203ZM255 107H256V106H255ZM257 107H256V108H257ZM260 107H261L262 110L260 109ZM9 108H10V107H9ZM89 108H90V109H89ZM150 108H152L153 110H151ZM175 108H176V110H175ZM217 108H216V109H217ZM230 108H232V106H231ZM241 108H242V107H240V109H241ZM244 108H245V107H243V109H244ZM81 109H82V108H81ZM139 109H141V110H139ZM156 109H157V108H156ZM168 109H169V108H168ZM180 109H181V111H180ZM190 109H192V110H190ZM228 109H229V108H228ZM233 109H236L235 106H233ZM62 110H63V111H62ZM83 110H84V109H83ZM85 110L82 111V112H85ZM94 110H96V111H94ZM137 110H139V113H138ZM150 110H151V111H150ZM163 110H164V109H163ZM174 110H175V111H178V112H176L175 115H174V112H173ZM195 110H194V111H195ZM208 110H207V111H208ZM260 110H261V111H260ZM52 111H51V112H52ZM105 111H107L108 113L105 112ZM119 111H120V110H119ZM119 111H118V114H119ZM128 111H129V112H128ZM131 111H132V112H131ZM186 111H187V110H186ZM196 111H197V110H196ZM207 111L203 108L202 114H204V116H205ZM230 111L232 112L233 110L231 109ZM235 111H236V110H234L233 113H235ZM47 112H48V111H47ZM87 112H88V111L86 110V114L83 113V115L85 114V116H87V118H86L85 116L81 117L82 114H81V112H79V114H81V116H80V115H78V116L81 117V119H78V120H79V121H78V120L76 119L78 116H76V118L74 119V121H72L73 123L76 122V123H74V125H75V124H78V122H80V123L78 124V126H77V127H79L83 122H85L86 119L90 120L91 118H93V116H89L90 114L87 113ZM130 112H131V113H130ZM146 112L148 113V115H147ZM149 112L151 113V115H150ZM180 112H181V113H180ZM200 112H201V111H200ZM203 112H205V113H203ZM231 112H230V113H231ZM254 112H256V113H255L256 115L254 114ZM259 112H258V114H259ZM6 113H7V112H6ZM95 113H94V114L92 113V114L95 115ZM104 113H105L106 115H105ZM164 113H165V114H164ZM230 113H229V114H230ZM237 113H235V114L238 115ZM261 113H260V114H261ZM132 114H133V115H132ZM145 114H146V115H145ZM231 114H232V113H231ZM235 114H234V116H233V117H234L233 119H235V116H236ZM52 115H51L50 117L53 118V119L47 117L48 120L51 119V120H53L54 122H56V119L54 120V118H55L57 115H56L55 117H53ZM76 115H77V113H76ZM103 115H105V117H102ZM108 115H109V114H108ZM153 115H154V116H153ZM157 115H159V116L157 117ZM164 115H166V116H164ZM171 115L168 116V117H173V116H171ZM180 115H181V116H180ZM189 115H190V116H189ZM198 115H200V116H198ZM209 115H210V114H209ZM209 115H206L205 117H207V116H209ZM214 115L217 116V120L212 121L213 119H216V117H215ZM218 115H219V116H224V117H222V118H218V117H219ZM232 115H233V114H232ZM251 115H253L254 117L252 116L253 118H250ZM0 116H1V115H0ZM88 116L90 117V119L88 118ZM95 116L98 117L97 115H95ZM112 116H113V115H112ZM112 116H111V117H112ZM120 116H124V115L121 114ZM128 116H126V117H127L126 119H129V120H130V117L128 118ZM132 116H133V117H132ZM137 116H139V115H137ZM147 116H148V117H147ZM151 116H152V117H151ZM197 116H198L199 119H200L201 117H202V118H201L199 121H196V122H198V124L196 123L198 126H195V123H194V127H195V129H196V130H194V129L192 128V129L195 131V132H194V131L190 128V126H188V124H189V125H192V123L195 122V121H192V120H193V119L196 120V119H197V118H196ZM256 116H257V117H256ZM79 117H78V118H79ZM84 117H85L86 119L83 121ZM100 117H101V118H100ZM109 117H110V116H109ZM111 117H110V118H111ZM115 117H116V118H115ZM153 117H154V118H153ZM155 117H156L157 119H156ZM194 117H195V118H194ZM236 117H237V116H236ZM147 118H149V119H150V118H153V121H152V122H151V121H147V120H146ZM160 118H161V117H160ZM181 118H182V120H181ZM188 118L190 119L189 123H188V120H189ZM9 119L11 120L12 118L9 117ZM96 119H95V121H93V120H94V118H93V120L91 119L90 121H88V122H86V123H89V122L91 123V121H92V124H94V123L96 124ZM114 119H113V120H114ZM155 119H156V121H155ZM183 119H184V121H183ZM187 119H188V120H187ZM191 119H192V120H191ZM226 119H224V120H226ZM233 119L231 118V120H233ZM236 119H237V118H236ZM51 120H50V121H51ZM59 120H60V119H59ZM59 120H58V121H59ZM76 120H77V121H76ZM115 120H114V121H115ZM141 120H142V119H141ZM151 120H152V119H151ZM160 120H161V119H160ZM186 120H187V121H186ZM197 120H198V119H197ZM210 120H209V121H208V119L205 120L206 125H208V123H209V125H211ZM221 120H220V121H221ZM228 120H230V118H229ZM228 120H227V121H228ZM46 121H47V120H46ZM58 121L56 122L55 126H56V125H57V126H58V125H59V126L61 125V124H59ZM60 121H61V120H60ZM82 121H83V122H82ZM120 121H121V122H120ZM124 121H125V120H124ZM185 121H186V122H185ZM191 121H192V122H191ZM203 121H204V120H203ZM203 121L201 122V125H202V126H203V125L205 126V122L203 123ZM207 121H208V123H207ZM47 122L49 123V125H50L51 127L54 125L52 122H51V123H50L49 121H47ZM93 122H94V123H93ZM125 122H128V120H126ZM136 122H137V120H136ZM164 122H165V123H164ZM181 122L183 123L182 125H181ZM13 123L15 124V123H17V121L15 120V121L12 122V124H13ZM48 123H46V124H47V127H48ZM60 123H61V122H60ZM86 123H85V124H86ZM111 123H112V124H111ZM145 123H148L147 126H145V125H146ZM151 123H152V124H151ZM157 123H158L159 125H158ZM161 123H162V124H161ZM166 123H167L168 127H167V125H165ZM174 123H175V126H172ZM184 123H188V124H187L186 126H184ZM190 123H191V124H190ZM215 123H216L217 125H215ZM227 123H229V122H227ZM230 123H231V122H230ZM52 124H53V125H52ZM83 124H84V123H83ZM85 124H84L85 127H86V126H87V127L89 126V127H91L90 129H92V130H94L93 127H95V126L98 125V128L95 127V130H94L95 132H96V131L98 132V130H100L99 128L102 127V125H100V124H97V125H92V124H90V125H89V124H88V125L86 124V125H85ZM178 124H179V125H178ZM252 124H253L255 127L257 126V129H256L255 127H251V126H253ZM6 125H7V124H6ZM99 125H100L101 127H100ZM104 125H103V126H104ZM109 125H108L106 128H108ZM124 125H126V124H124ZM160 125H161V126H160ZM209 125H208V126H209ZM4 126H5V124L3 125V127H4ZM8 126H9V124L7 125V127H8ZM50 126H49V127H50ZM81 126H82V125H81ZM132 126H133V125H132ZM132 126H131V128H132ZM176 126H177V129H181L182 127H184L185 129H186V128H187V129L190 128L191 131H193L195 134H198V135H200V136H198V138H197V137H196L197 135L194 136L195 134H194V135L191 134L192 136L189 135V137H188V138H191L190 141H189V140H188L189 142H188L187 140L184 141V137L186 136L185 138L187 139V136H188V135H185V136H184V134H182V133H187V132H185V129H184V130L182 129V130H183L182 133H181V131H180V133H178V131L176 132V130H174V129H176ZM178 126H179V127H178ZM187 126H188V127H187ZM208 126H205V128H207ZM219 126H221V125H219ZM219 126H218V127H219ZM234 126H236V125L234 124ZM7 127H6V128H7ZM39 127H42V126L39 125ZM85 127L82 126V128H83L82 130L87 131L88 129H84ZM110 127H111V126H110ZM134 127H135V124H134ZM171 127H172V129H173V130H172L173 133L171 134V131H170V134H169V135H172V136H173V134H174L175 132H176L177 134H180L181 136H180V135H177L178 137L176 136V134H174V135L176 136V138H177L176 141H178V140L180 141V140H181L180 138H183V139H182V142L180 141V142H178V144H179V146H182V145L184 146V145H185L183 148H186V149H187V150H186V149H185V150L187 151L188 154L190 153V154H189L190 156H189L188 154L185 153V151H184L183 148H181V149H183L182 152H181V150L178 149L179 147L177 148V151H178V152L180 151V153H178L176 150H174V149H176V146H174V144L176 143V142H175V138L173 139V141L175 142V143H174V142L172 141V138L169 139V138H168L169 136H167V132L169 133V131H167V129L171 130V129H170ZM174 127H175V128H174ZM192 127H193V125H192ZM37 128H38V126H37ZM79 128H80V127H79ZM103 128H105V126H104ZM103 128L101 129V131L103 130ZM112 128H111V129H112ZM128 128H129V127H128ZM135 128L137 129V127H135ZM166 128H167V129H166ZM198 128H199V129H198ZM247 128H248V129L251 128V130L253 129V130H252V133H251V130H250V129L247 130ZM39 129H40V128H39ZM96 129H97V130H96ZM108 129H109V128H108ZM108 129H107V131H108ZM144 129H145V128H144ZM190 129H189V131H190ZM197 129L199 130V132H200V130L202 131V132H201L202 135H201L200 133H198V130H197ZM207 129H208V128H207ZM209 129L211 130V127H210V126H209ZM234 129H235L236 131H235ZM259 129H262V130H261L262 132H261ZM34 130H35V129H34ZM37 130H38V129H37ZM92 130H91V131H92ZM104 130H106V129H104ZM112 130H114V129H112ZM131 130H132V129H131ZM157 130H158V131H157ZM203 130L206 131V129H203ZM219 130H220V129H219ZM222 130H221V131H222ZM254 130H256V133H254V135H255V134L257 135V136H255L256 139H254V140H256V141H254V140L252 141V139L255 138V137L251 138V136L253 135ZM258 130H259V131H258ZM89 131H90V130H89ZM89 131H87V132L89 133ZM94 131H93V133L91 132V135H94V136L97 135V136H99V133H98V134H97V133H94ZM119 131H117V132H119ZM143 131H144V130H143ZM159 131H160V132H159ZM165 131H167V132H165ZM186 131H188V130H186ZM207 131H208V130H207ZM221 131H220V133H221ZM223 131H222V134L224 133ZM230 131H228V132H230ZM240 131H241L242 133H241ZM257 131H258V132H257ZM14 132H15V131H14ZM46 132H47V133H45L46 136H48V135L51 136V137L49 136V137H50L49 139H51L52 137H55V136H53V135L50 133V129H49V128H47ZM83 132H84V131H83ZM83 132H82V135H79V136L82 137L83 134H84ZM99 132H100V131H99ZM150 132H151L152 134H150ZM196 132H197V133H196ZM208 132H209V134H210L211 131H208ZM214 132H215V131H214ZM214 132H213V133H214ZM228 132H226V133H228ZM231 132H230V133H231ZM249 132H250L251 135H249ZM17 133L19 134V131H18ZM17 133H13V135L15 134V136H16ZM70 133H71V132H70ZM85 133H86V132H85ZM120 133H118V134L120 135ZM146 133H147V135H149V136H147ZM160 133H162L163 136H161ZM163 133H166V136H164ZM188 133H192V132H188ZM211 133H212V132H211ZM220 133H219V134H220ZM47 134H48V135H47ZM71 134H72V133H71ZM71 134H69V132H68V134H66V135H67L69 138H70V137L72 138L73 135H71ZM89 134H90V133H89ZM89 134H88V137H90V140H91V142H92V139H93L92 137H94V136H91V135L89 136ZM102 134H104V132H103ZM102 134H100V135H102ZM106 134H107V133H106ZM240 134H241V135H242V134L244 135V136L242 135V138H243V139H241L240 137H238V136H241ZM258 134H260V136L262 135V138H261V137H258V136H259ZM70 135H71V136H70ZM104 135H105V134H104ZM152 135H155V136H152ZM157 135H158V136H157ZM211 135H212V134H211ZM236 135H237V136H236ZM254 135H253V136H254ZM67 136H66V137H67ZM85 136H87V135H85ZM97 136H96V137H97ZM172 136H171V137H172ZM221 136H222V135H221ZM235 136H236L237 139H238V143H237V141H236L237 139L235 138ZM17 137H18V136H17ZM106 137H107V136H104V137H103V135H102V138H103V139L106 138ZM108 137H109V136H108ZM108 137H107V138H108ZM115 137H116V136H115ZM139 137H140V138H139ZM147 137H148V139H149V137H150V139H151L152 137H154V138H153V141H152V139H151V140H150V139H149V140H148V139L146 140ZM161 137H162L164 140H162ZM166 137H167V141H168V139H169V142L165 141ZM194 137L197 138L196 140L193 139V140H195V144H193L192 146H189V145H191L192 143H194V141L191 142L192 138H194ZM203 137H202V138H203ZM211 137H214V136H211ZM244 137H245V138H244ZM249 137H250V138H249ZM82 138H83V137H82ZM86 138H87V137H85V139H86ZM94 138H95V137H94ZM155 138H156V139H155ZM257 138H258V139L260 138V140L258 141ZM87 139H88V138H87ZM130 139H128V140H130ZM158 139H160L161 142L163 141V143H164V141L167 142L168 144H167V143H164L165 146H166V145H167V146H166V147L163 146V143H162V146H159V148H158V145H159V144L156 143V142H159V141H156V140H158ZM223 139H227V140H223ZM232 139H233L235 142L233 141V143H232V141H230V140H232ZM240 139H241L242 141H243V140H247V139H249V141H248V140H247V141L249 142L250 147H248L249 145H248V143L246 144V141H245V142H242ZM93 140H94V139H93ZM105 140H106V139H105ZM125 140H126V138L124 139V141H125ZM128 140H127V141H128ZM142 140H143L144 142H142ZM39 141H40V139L37 138L33 143L36 144V146H38V142H39ZM77 141H78V140H77ZM80 141H81V140H79L78 142H80ZM127 141H125L124 144H125V143H127V144L130 143L129 141H128L129 143H128ZM130 141H131V140H130ZM132 141H133V140H132ZM145 141H147V142L145 143ZM154 141H156V142H154ZM170 141H171V143L173 142V146H172V148L174 147L173 149L169 146V144L171 145ZM196 141H197V142H196ZM203 141H204V140H203ZM229 141H230L231 143H230ZM239 141H241L242 143H245L244 146H245L246 148H247V147L250 148V152H252V150H254V148L251 149V146L254 145V144H252V143H255V142H256V143H255L256 146L254 145L253 147H257V146L259 147V145L262 144V146L260 145V146H261L260 148L257 147V149H258L257 152H259V150H261V151L259 152L260 155H259L257 152H255L256 150L253 151L254 154H252V153H250V152L248 153V152H247V149L243 147V148H244V152L246 151V154L243 153L244 156H242V157H246V156L248 155L247 157L250 158V157H249V154H251V157H252L251 159H252L253 161H252V160H249V159L245 161V159H247V158L244 159V158L241 157V159L243 160L244 163L248 161L249 164H252V162H254V161H256V159H258V161H259V162L257 161L258 163L254 162V163H253L252 165H250V166L256 167L255 169H257L258 171H259V168H260V171H259V172H261V174L259 173L260 175H259L258 173H253L254 171L257 172V170L252 169L253 167H252L251 170H250V166H249V167L246 166V165H249V164L245 163L246 165L244 164V166H242L243 163H242L241 161H238V163H240V162L242 163V164H240L242 167H245V169L242 168V170H243V169H244V170L247 169V174H248V175L246 174L245 171H244L245 173L241 172V167H240V165L237 163V160H236V159H238L237 157L240 156L239 154H242V153H241L242 149H241V146H240V145H241V142H239ZM251 141H252V142H251ZM118 142H117V143H118ZM148 142H150V143L153 144V145H154V144L157 145V148H158V149H162L161 147H165V149H167V150L165 151V149H162V150L165 151V153H164L162 150H159L160 153H161V152L164 153V154H163V153L160 154V153H158V151H157L158 149H157V148H155V149L153 148V145H151V148H150ZM184 142H187V143H184ZM190 142H191V143H190ZM212 142H211V143L209 142V143L211 144V146H215V144L212 143ZM250 142H251V143H250ZM81 143H82V142H81ZM87 143H88V142H87ZM87 143H86V145H87ZM113 143H114V140H113ZM143 143H145L146 146L143 145ZM147 143H148V144H147ZM159 143H160V142H159ZM180 143H182V144H180ZM189 143H190V144H189ZM225 143H226V144H225ZM234 143H235V144H234ZM239 143H240V145H239ZM74 144H75V148H77V146L79 145V143H78L77 146H76L77 143H74ZM88 144H89V143H88ZM102 144H105L104 146H105V147L108 146V147H107V148H104ZM111 144H112V142H111ZM160 144H161V143H160ZM178 144H175V145H178ZM206 144H207V143H206ZM212 144H213V145H212ZM233 144H234V145L238 144V145L236 146V148H237V147H238V148L240 147L241 150L239 151V150L235 149V147H233V146H234ZM251 144H252V145H251ZM257 144H259V145H257ZM101 145H102V147H103L104 149L101 148ZM112 145H113V144H112ZM118 145H119L120 147H119ZM142 145H143V146H142ZM155 145H154V146H155ZM198 145H199V143H198ZM222 145H221V146H222ZM247 145H248V146H247ZM125 146H126V145H125ZM131 146H132V148H131ZM140 146H141V147H140ZM194 146H196V147H194ZM209 146H210V145H209ZM211 146H210V147H211ZM221 146H220V148H221ZM228 146H229V147H228ZM80 147H83V146L80 145V146L78 147V149H79ZM202 147H203V148H202ZM232 147H233V148H232ZM61 148H62V147H61ZM61 148H60V149L57 148V150H58V151L60 150L59 152L62 153V154H61V153L58 152V154L62 155V156H63L62 159L65 161V159H66L65 156H67V154L64 152L63 148H62V151H61ZM84 148H85V147H83V149H84ZM152 148H153V150H156V151H154L155 153L153 152ZM168 148L171 150V152H170V150H169ZM191 148H192V149H193V148H195V149H197V148H201V149H199L201 153H199L198 149L196 150V153H195V151H194L195 149H193L194 153H193V151H192V153H191V152H190V151H191ZM80 149H81V148H80ZM106 149H107V150L109 149L110 151L108 150V152H106ZM135 149H136V150H135ZM188 149H189V150H188ZM202 149H203V150H202ZM231 149H233V150L236 151V155H237V156L234 154V155H235V157H234V161L236 160V161H235V162H236V166L232 164L234 161H232V163H230L231 160H233V156H234V155H233V156L231 157V159H230V154L232 155V154L235 152V151H234V152H230ZM255 149H256V148H255ZM117 150H118V151H117ZM134 150H135V151H134ZM148 150H147V151H148ZM173 150H174L175 152H174ZM220 150H221V149H220ZM233 150H232V151H233ZM90 151H91V150H90ZM124 151L121 152L120 154L123 155L122 153H124ZM137 151H139V150H137ZM137 151H136V152H137ZM151 151H152V152H151ZM183 151H184V153H183ZM221 151H222V150H221ZM238 151H239L240 153H239ZM71 152L75 153L74 151H71ZM71 152H69V153H71ZM76 152H78V151H76ZM105 152H106V153H105ZM131 152H132V154H131ZM133 152H134V153H133ZM141 152H137V155H136V156H138V153H139V155H142ZM168 152H170L171 155H168ZM173 152H174V153H173ZM197 152H198V153H197ZM237 152H238L239 154H237ZM21 153H23V155L26 154V153H28V155H32V156H34L33 158H35V157H39V156H38L39 154H38V155H34L33 152H30V153H29V151H27V150H23V151H21ZM56 153H57V152H56ZM69 153H68V156H67V158H68L67 161H65V163H63V161H62V165H61V166H63V164H65V165L68 164V166L70 165L69 163H66V162H68L69 158L74 157V156H72V155L69 154ZM117 153H118V154H117ZM148 153H149V154H148ZM152 153H154L155 155H153ZM156 153H158V155L160 154V156L157 157V159H152L151 157H155V156H156ZM166 153H167V155H166ZM175 153L179 154V156L175 155ZM215 153H217V151H215ZM40 154H41V153H40ZM54 154H55V153H54ZM58 154H57V155H58ZM77 154H78V153H77ZM106 154H107V155H106ZM111 154H112V156H111ZM114 154H117V155L115 156ZM135 154H136V153H135ZM172 154H173V155H172ZM181 154H183L182 156H184L183 159H185V160H183V159L181 158V157H182ZM193 154H194V156H193ZM202 154H203V155H202ZM217 154H218V153H217ZM69 155H70V156H69ZM75 155H76V153H75ZM100 155H101V152H100ZM127 155H129L130 158H131L134 162H133V161H132V162H128V160H129V156H127ZM152 155H153V156H152ZM161 155H162V157H161ZM163 155H166V156L163 157ZM174 155H175V156H174ZM185 155H186V156H185ZM195 155H197V156H195ZM227 155H228V156H227ZM245 155H246V156H245ZM256 155H257V156H256ZM101 156H102V155H101ZM110 156H111V157H110ZM114 156H115V157H114ZM171 156H172L173 158H171ZM180 156H181V157H180ZM200 156H201V157H200ZM219 156H220V155H219ZM219 156H218V157H219ZM258 156H259V157L261 156L260 160H259ZM53 157H54V158H53ZM53 157H52V159L55 160L56 157H55V156H53ZM78 157H79V156H77V158H78ZM103 157H102V158H103ZM113 157H114V158H113ZM117 157H118V158H117ZM121 157H122V159H121ZM125 157L127 158V160L125 159ZM166 157H167V158L170 157V160H169V158H168V159H166V161L168 160L167 162H166V161H161L162 159L165 160ZM192 157H193V159H192ZM197 157H199L200 159L197 158ZM214 157H215V158H214ZM253 157H255V160H254ZM75 158H76V156L74 157V159L71 158L73 162L71 161L72 163H71V162H70V163H71L72 165L75 163V162H74ZM155 158H156V157H155ZM158 158H159L160 160H159ZM174 158H176V159H174ZM178 158H180L183 162H182V161L179 162L180 159H178ZM188 158L190 159V160H189V163H188ZM194 158H197V159H194ZM206 158H207V157H206ZM213 158H214V159L217 158V163H218V165H220V163H224V164H223L224 166H225V165H226V166L229 165V167H230V165L232 164V167H233L235 170L238 169L237 171H234V170H230V169H233L232 167H231V168H227V169H229V171H230V172H229L230 175H229V174H227V173H228V170L226 169V167L222 168L221 166H218V172H221V171H219V170H220L219 167H221V169H226L225 173L227 172V173H226L227 175L224 174V173H222L223 170H222V172H221L223 176L225 175V176L230 177L233 171H234V172H233L232 175H234V173L237 174V173H240V172H241L240 175L243 176V177L245 178L244 180H242V181H243L242 183L246 182V183L248 184L247 186H249L250 189L253 188L252 190L255 191V192H253L252 194H255V195H251V194H250V192H252V190L250 191V189H249L247 186L245 187V186H244V185H246L245 183H244L243 185L241 184L242 186H241V185L239 186V183L241 182V178H242L239 174H237V176L239 175V176H238L239 179H238L237 181H239V180H240V181H239V183H237V184H238V186L240 187V189H241L243 186H244V187H243L242 189H244V188H247L246 190L249 189V190H248L249 192L247 191L248 193L246 192V190H239L237 186H236L237 189H235L234 187H232V185H229V184H236V182H237L236 180L234 181V183H231V182H232V179H234V177H235L236 175L231 176V177H233V178L230 177V178H231V182H230V178H228L229 181L227 182V181L225 180V179H227V178L223 177V176L221 175V173H218V172H217L218 174L215 173V174L217 175V177H218V175H219V176L221 175V178L219 177L221 180L218 178L219 181H222V179L225 178L224 180L227 182V184L230 182L228 185L226 184V182H225L224 184H221V183H223L224 181L219 182L218 180L214 179V176H216V175L214 174V171H216L215 169H217V168H216V167H217V163H215L216 160H214ZM225 158H226V159H225ZM52 159H51V157H50V158H49V162H50ZM113 159H114V160H113ZM146 159H147V160H146ZM150 159H151L152 161L154 160V161H153L154 163L152 162L154 165L151 163V160H150ZM171 159H172V160H171ZM177 159H178V160H177ZM207 159H209V158H207ZM207 159H205V160H207ZM53 160L50 162V166H51V163L53 162ZM103 160H104V161H103ZM110 160H111V161H110ZM117 160H118V161H117ZM124 160H123V161H124ZM145 160H146V162H148V160H150L149 162L152 164V165H150V166H151L150 168L152 169V172H153V173H152V172L150 173V171L147 172L148 170H150L149 165H148V164H150V163H148V164L146 165ZM155 160H156V163H155ZM157 160L160 161V162H162V164H160V165H165L163 168H166V166H168L170 163H171V164H170L171 167L168 166L167 169H165L166 171H165V170L163 171V168H162V166H161L162 169L160 168V169L158 170L157 166H158V164H159L160 162L157 164V162H158ZM176 160H177V161H176ZM186 160H187V161H186ZM191 160L194 161V164H193V162H192V165H190ZM198 160H201V162L198 161ZM205 160H204V161H205ZM209 160H210V159H209ZM218 160L220 161V163L218 162ZM225 160H226V161H225ZM239 160H240V159H239ZM69 161H70V160H69ZM77 161H78V163L80 162L79 159H77ZM77 161H76V163H77ZM98 161H99V160H98ZM98 161H97V162H98ZM116 161H117V162H116ZM170 161H172V162H170ZM204 161H203L202 166H204ZM227 161H229V163H228ZM249 161H250V162H249ZM91 162H93V163L95 162V163H96V161H89V163H88V168H87V169L89 170V168H90V169H91V173H92V170H93L94 172H97V171H98V174H96V173L93 172V173L96 174V175H99V173H100L101 175H102V174L105 175L106 178H104V180H106L107 182H108V180H109V178H107V177H108V176L110 177V175H114V174H115L114 171H113V172H109V171L107 170V169L109 168V170L111 171V169H110L111 166L107 167V169H106V166H104V168H103L102 165L100 164L101 167H100V166L97 167L98 165H95V166H94ZM139 162H140V163H139ZM163 162H166L167 164H165V163L163 164ZM169 162H170V163H169ZM174 162H175V163H174ZM178 162H179V163H178ZM185 162H186V163H185ZM195 162H196V163H195ZM207 162H208V161H207ZM226 162H227V163H226ZM235 162H234V164H235ZM262 162H264V159H262ZM78 163H77V165H78ZM80 163H81V162H80ZM95 163H94V164H95ZM98 163H99V162H98ZM98 163H97V164H98ZM106 163H105V164H106ZM138 163H139V164H138ZM173 163H174V164H173ZM225 163H226V164H225ZM134 164H136V166H135ZM156 164H157V165H156ZM172 164H173V165H172ZM177 164H178L179 166L182 165V166H181L182 168H183V167H186V165H188V166L190 165V166L187 168L188 170H187L186 168H184V169H183L184 171H183L182 168H180ZM197 164H198V163H197ZM45 165H47V167H49V164H47V163L45 162V160H44V161L40 162L37 166H36V165H33V166H36L35 168H29V169H27L28 171H26L25 173H22V174L20 175L21 177L24 178V179H22V182H27V183H29V186H30V184H32V185L34 186L33 189H32V190H34V192H33V193H34L33 196L35 195L36 192H40V191L44 192V191L46 190V188H47V186L44 185L43 182H40L41 178L44 177V175H45L47 172H49V171H47V168H46V171H45V169H44V168H45ZM52 165H53V164H52ZM65 165H64V167H65ZM74 165H75V164H74ZM80 165H81V164H79L78 167H80ZM91 165H93V166H91ZM124 165H125V166H124ZM160 165H159V167H160ZM174 165H176V166H174ZM198 165H200V164H198ZM206 165H207V164L205 163V166H206ZM209 165H210V164H208V166H209ZM223 165H222V166H223ZM261 165H262V166H261ZM43 166H44V167H43ZM61 166H60V167H61ZM68 166H66V167L69 169ZM127 166H128L129 169H126ZM144 166H145V167H144ZM146 166H148V168H147ZM211 166H209V167H211ZM257 166H259V168H258ZM31 167H32V166H31ZM66 167H65V168H60V169H58V170L55 169V171L57 170L56 173H55V176H57V179H56L55 181H58V183L60 182L59 180H64L63 178L66 177L67 174L64 175L63 177H61V176L63 175V173L65 174V170H67ZM72 167H73V166H72ZM115 167H114V168H115ZM152 167H153V168H152ZM199 167H200V166H199ZM209 167H208V171L210 172L211 169L209 170ZM237 167H239V168H237ZM246 167H248V168H246ZM10 168H11V167H10ZM49 168H50V167H49ZM94 168H95V170H94ZM98 168H99V169H98ZM114 168H113L112 170H114ZM146 168H147V171H146ZM156 168H157V169H156ZM191 168H193V170H191ZM201 168H203V167H200L199 169H201ZM51 169H52V168H51ZM64 169H65V170H64ZM70 169H71V168H70ZM70 169L67 170V173L70 174L69 176H71V172H70V171H72V174H74V175L71 176V177H72V178H73V177L76 178V173L73 171V170H75V169H73V168H72L73 170H70ZM87 169H85V170H87ZM101 169H102L103 171H105V170H106V171L103 172ZM170 169H168V171H169ZM248 169H249L250 171H248ZM49 170H50V169H49ZM83 170H84V169H83ZM83 170H81L82 173H84ZM115 170H116V168H115ZM118 170H117V171H118ZM155 170H156V171L158 170V172L156 173ZM186 170H187V171H186ZM201 170H203V169H201ZM205 170H206V171H205ZM239 170H240V171H239ZM252 170H253V171H252ZM50 171H51V170H50ZM68 171H69V172H68ZM89 171H90V170H89ZM89 171H86V172L88 173ZM101 171H102L103 173H101ZM137 171H135V172L137 173ZM170 171H172V170H170ZM182 171L185 173V175H184V173H183ZM238 171H239V172H238ZM115 172H116V171H115ZM162 172H163V173L165 172L164 175L162 174ZM189 172H190V173H189ZM251 172H252V174H254V175H259V177H260L261 179H260L258 176H256V177L254 178V176H253L252 174H251L252 176H250L249 173H251ZM82 173H81V174H82ZM104 173H105V174H104ZM110 173H111V174H110ZM112 173H113V174H112ZM173 173L176 174L177 171L172 172V176L174 175ZM205 173H206V176H205ZM47 174H48V173H47ZM49 174H50V173H49ZM85 174H86V173H85ZM85 174H84V175H85ZM88 174H90V173H88ZM94 174H90V175H92V177H93ZM106 174H107V175H106ZM108 174H109V175H108ZM132 174L134 175V173H132ZM141 174H142V173H141ZM144 174H145L146 176H145ZM155 174H154V175H155ZM167 174H168V173H166V175H167ZM186 174H188V175H186ZM195 174H196V175H195ZM201 174H200V175H201ZM210 174H211V172H210ZM245 174H246V175H245ZM90 175H88V177H89ZM101 175H99L100 178H98V176H97V178H96V176H94V178H96V180L98 181L99 179H101ZM103 175H102V176H103ZM128 175H129V176H128ZM138 175H139V174H138ZM162 175L165 176V178H168V181H166L165 178H164ZM168 175H171V174L169 173ZM177 175H178V174H177ZM183 175H184L185 177H184ZM69 176H67V178H68ZM82 176H83V175H82ZM141 176H142V175H141ZM143 176H142L141 178H143ZM178 176H180V175H178ZM237 176H236V177H237ZM245 176H250V177H248V180H247V178H246ZM80 177H81V176H80ZM80 177H79L78 180L81 182L82 179H83L84 177H86V175L83 176L82 179H80ZM92 177H91V178H92ZM112 177H115V175L112 176ZM118 177H117V179L120 180ZM161 177H162V178H161ZM175 177H177V176H176V175L173 176L174 180H176ZM183 177H184V178H183ZM202 177H201V178H202ZM217 177H215V178H217ZM222 177H223V178H222ZM236 177H235V179H237ZM252 177L254 178V180L252 179L253 181H257V182H255L254 184L257 185V187H258V189H259L258 193H259V194L261 193L260 195H259L258 193H256V192H257V188L255 187V185L253 184V182L251 183L252 180H250V179H251ZM75 178H73V180H74ZM91 178H90V179H91ZM94 178H93V179H94ZM110 178H111V177H110ZM128 178H129V179H128ZM156 178H159V180L156 179ZM178 178H177V180H179ZM188 178H186V179H188ZM249 178H250V179H249ZM258 178L260 179L261 183H259L260 181H258V180H259ZM36 179L39 180L38 182H40V183H38V182H37V183H36V182H35V183H34V182L31 183L32 181H34V180H36ZM65 179H66V178H65ZM88 179H89V178H88ZM88 179H87V177H86V179H84V180H85V182H84L85 184L83 183V181H82L83 184L81 183V184L83 185L82 187L85 188V190H87V191H88L89 189H91V190H92V189H96V188H95V187H96L95 184L98 185L99 182L102 180V179H101V180H99L98 182L96 181V182H97V183H96V182H95V179H94V181H93V179H92L91 181L94 183L93 185H94L95 187L92 188V186H93V185H92V186H90L91 188H89V187L86 186V185H88L89 183H91V182H89L90 179H89V180H88ZM111 179H112V178H111ZM114 179H116V178H114ZM117 179H116V180H117ZM122 179H123V178H122ZM146 179H147V181H146ZM155 179H156V180H155ZM171 179H172V177H171ZM186 179L184 180V181H185L184 184H182V183H183V180L180 179L181 182H182V183H181V184H182L181 186L183 187V189L180 187V185H179L180 183H178V181H177V183H178L177 185H179V186H177V187H180V188H181L182 192L185 193V194H184V193H183V194L186 196L187 193H188V196L184 197V198H185V199H184L185 201L187 200L186 198H189V197L191 198L192 194L195 193V190H194L193 188L196 187V186H195V185H196V184H195L196 182H194L193 185H194L195 187L192 188L193 185L190 187L191 189L194 190V193H191V191H190L191 189L189 188V184H186V183H187V182H186V181H187ZM255 179H256V180H255ZM86 180H87V181H86ZM104 180H103V181H104ZM118 180H117V181H118ZM128 180H130V181H128ZM152 180L154 181V183H152V182H153ZM174 180H170V181H174ZM180 180H179V182H180ZM189 180H188V181H189ZM192 180H193V182H192ZM212 180H213V181H212ZM215 180H216V181H215ZM249 180H250V181H249ZM103 181H102V182H103ZM109 181H110V180H109ZM112 181H114V180L112 179ZM112 181H110V182L112 183ZM117 181H116V183H117ZM155 181H159V182H158V183H157V182L155 183ZM160 181H161V182H160ZM164 181L167 182V183L164 184ZM210 181H211V182H210ZM248 181H249L251 184H249ZM104 182H105V181H104ZM107 182L104 183V185H105V184H108V185H109L110 182H108V183H107ZM128 182H129L130 184H134V187H135L136 189H134V190L131 189V188H130L131 185L129 186V183H128ZM135 182H136V183H135ZM147 182L149 183L148 185H147ZM213 182H214V185H212ZM58 183H56V186L58 185ZM138 183H139V182H138ZM138 183H137V184H138ZM142 183H143V181H142ZM142 183L139 184V185H142ZM150 183H152V184H150ZM175 183H176V182L174 181V184H175ZM219 183H220L221 185H220ZM125 184L128 185L129 187L126 186ZM137 184H136V185H137ZM155 184H156V185H159V186H158L159 190H157V191H158L157 194H155V191H154L155 188L158 189L157 186H156V187L154 186ZM161 184H163V187H162ZM206 184H207V183H206ZM260 184H261V185H260ZM84 185H85V186H84ZM104 185H103V186H104ZM108 185H106V186L109 187L110 185H109V186H108ZM116 185H117V184H115V183H114V184H111V186H115V187H111V186H110L111 189H112V188H116ZM183 185L186 186L188 189H187L186 187H184ZM187 185H188V186H187ZM199 185H200V184H199ZM202 185H203L204 187H205V186H207V187L209 186L208 184H207V185L202 184ZM202 185H201V187H202ZM223 185H225V186L222 187L223 189H221V192H220V193H217V192L220 191V188H221L220 186H223ZM251 185H254V187H252ZM88 186H89V185H88ZM100 186H101V185H100ZM120 186H119V187H120ZM142 186H143V185H142ZM151 186H152V188H150ZM226 186H227V188H226ZM228 186H229V187L231 186L230 188H234V189H235V190H234L235 195H236L237 197H240V200H238V201L241 202V199H244V200H246L247 202H249L250 205H252L253 210H251V211H253V212H251V211H250V212H251V213H254L253 215H252L250 212L247 211V210H249V209H247V210H246L247 212H245V210L243 211L242 208H240V207H242L243 205H244V209H246L247 207L250 208V206H246L247 203L244 204V202H243L242 205H241V203H240V204H235V203H237V197H233V196H235L234 193H233L232 197H233V198H236V199L233 200V198H231V192L233 191V189H232V191H231V189H230V191L227 190L228 192H230V194L227 193V191L225 192V193H227L230 197H229V196H226L227 194H226V195L224 194L225 189H229ZM233 186H234V185H233ZM134 187H133V188H134ZM153 187H154V188H153ZM160 187H161V188H160ZM198 187H199V186H198ZM86 188H87V189H86ZM98 188H100V190H101L103 187L101 188V187L98 186ZM123 188H125V189L128 188V189H127V190H124ZM212 188H213V189H212ZM254 188H255V189H254ZM59 189H60V188H49V190H51V191H48V192L46 193V194H48V197H47V195H46V198H44L43 200H39V201H37L38 199H34V200L32 201V203H31V206H33V205H34V206L39 205L40 207L42 206V208H43V210H44L45 212H47V213L53 215L54 213H53L52 209L49 208V205H48V204H49V202H51L50 200H53V197H54V196H56V195H60V194H56V193H57V192H58V193L61 192L63 188H62L61 190H59ZM111 189H110V191H113V190H114V189H113V190H111ZM162 189H164V190H162ZM185 189H186V190H185ZM189 189H190V190H189ZM200 189H201V188H200ZM262 189H264V188H262ZM58 190H59V191H58ZM85 190H84V191H85ZM91 190H89L88 192L91 193ZM116 190H117V189H116ZM118 190H119V189H118ZM118 190H117V191H118ZM132 190H133V193H132ZM136 190H137V191H136ZM188 190H189V191H188ZM202 190L196 191V193H197V192H200V191L202 192ZM223 190H224V191H223ZM93 191L95 192V194H97L96 192H98V190H97V191L93 190ZM122 191H123V192H122ZM157 191H156V192H157ZM163 191H164V192H163ZM222 191H223V193H222ZM76 192H78V191H75V194L73 193V196L75 195L74 197H75L76 202H77V197H81V198L78 199V201H79L80 199H81V200L83 199V196H81V193H83V191L78 192V195H77V196H76V194H77ZM85 192H86V191H85ZM94 192H93V193H94ZM100 192H101V195H102L103 190H102V191H99V193H100ZM127 192H126V193H127ZM186 192H187V193H186ZM213 192L215 193V195L212 194ZM245 192H246V193H245ZM63 193H64V192H63ZM93 193H92V194H93ZM99 193H98L96 196H98ZM148 193H149V194H148ZM174 193H175V194H174ZM196 193L194 194L195 197H192L193 199L197 198L196 195H199V194H196ZM202 193H203V192H202ZM44 194H45V193H44ZM64 194H65V193H64ZM79 194H80V195H79ZM84 194H85V193H84ZM162 194H163V196H162ZM176 194H177L178 196H177ZM181 194H182V193H181ZM183 194H182V195H183ZM189 194H190V196H189ZM205 194H206V193L204 192V195H205ZM220 194H221V195L224 194V195L226 196V198H225V202H226V200H227L226 204L229 205V207H226V205H225V203H224V199H222V201H220V200H221V195H220ZM256 194H258V196H257ZM128 195H129V194H128ZM144 195H143V196H144ZM155 195H156V196H155ZM206 195H207V194H206ZM216 195H219V196H216ZM23 196H24V194H23V192H21L20 195L17 197V200L22 199ZM61 196H63L62 198L65 197V196L62 195V193H61L60 197L58 196V199L55 197V198L57 199L56 201H59V200H60V203H61V202H62V201H61V200H62V199H61ZM110 196H111V195H110ZM149 196H146V197L149 198ZM70 197H71V199H72V195H71ZM88 197L90 198V197H93V196L91 195V196H88ZM88 197H87V198H88ZM94 197H95V196H94ZM117 197H116L117 200H115V199L113 198V202H112V198H111V202H112V204L115 203V201H117L118 203H119V201H121L120 198H122V197H120V198H117ZM168 197H167V198H168ZM172 197H171V199H172ZM176 197H175L176 202H175V200H174L175 204L179 203V200H180L183 196H180L181 198H179V199L176 198ZM208 197H210V198H208ZM223 197H224V196H223ZM223 197H222V198H223ZM227 197H229V198L231 199V201L228 200L229 198L227 199ZM0 198H1V197H0ZM49 198H51V199L48 200ZM65 198H66V197H65ZM89 198L87 199V200H88V202H87V203H88V206H89V202H91V200H90ZM97 198H99V197H97ZM124 198H125V197H124ZM130 198H132V203H131V199H130ZM190 198H189V200H192V202H189V203H186V202H185V203H186V205L188 204L187 206H188L189 208H192V207H193V202H194V201H193L192 198H191V199H190ZM213 198H214V199H213ZM45 199H46V200H45ZM71 199L69 198V199L67 200V204H68V201H70ZM75 199L73 198V200H75ZM85 199H86V197H85ZM103 199H104V198H103ZM118 199H119V201H118ZM126 199H125V201L127 202ZM135 199H136V197H135ZM140 199H139V200H140ZM144 199H145V198H144ZM144 199H143V200H144ZM151 199L149 200V203H155V202H153ZM204 199H205V200H204ZM216 199H217V200H216ZM0 200H1V199H0ZM73 200H71L69 203H71ZM81 200H80L79 202H81ZM87 200H86V201H87ZM89 200H90V201H89ZM137 200H135V201H137ZM146 200H148V199L146 198ZM158 200H157V201H158ZM166 200H167V199H165V200L163 199L162 202H161V204L163 205V201H164V204L167 203V202H170V201H169L170 198L168 199V201H166ZM182 200H183V199H182ZM182 200H180V201H182ZM189 200H187V202H188ZM197 200H198L197 202H201L198 198H197ZM215 200H216L217 202L219 201V202H218L219 205H218V203H215V202H216ZM54 201H55V199H54ZM56 201H55V202H51V204H52V203H55V204H56ZM63 201H64V199H63ZM101 201H104V200H101ZM123 201H124V199H123ZM123 201H122V202H123ZM125 201H124V203H125ZM141 201H142V199H141ZM150 201H151V202H150ZM165 201H166V202H165ZM233 201H234V206L232 205ZM235 201H236V202H235ZM117 202H116V203H117ZM139 202H140V201H139ZM142 202H145V204L142 203ZM142 202H140V203H141V205H142V204L144 205V206L142 205L144 208H146V207H145L146 205H149V206H150V204H148V202H146L145 200L142 201ZM158 202H159V201H158ZM158 202H156V203L159 204L160 202H159V203H158ZM174 202H173V203H174ZM205 202L203 203V205L206 204ZM222 202L224 203V205H223ZM255 202H254V203H255ZM57 203H58V202H57ZM62 203H64V202H62ZM62 203H61V205H63ZM77 203H78V202H77ZM77 203H76V204H77ZM124 203H122V204H124ZM130 203H131V204H130ZM134 203H135V202H134ZM156 203H155L154 205H156ZM183 203H184V201L180 202L179 204H181V206H182ZM201 203H202V202H201ZM214 203H215V204H214ZM249 203H248L247 205H249ZM55 204H54V205H55ZM64 204H65V203H64ZM74 204H75V202H74ZM79 204H80V203H79ZM84 204H86V203H84ZM112 204L107 205V206L109 207V210H111L110 206L112 207ZM119 204H120V203H119ZM122 204H121V205H122ZM135 204H136V203H135ZM179 204H177V205H179ZM198 204H199V203H198ZM211 204H212L213 206H212ZM221 204L223 205L222 208H220V207H221ZM259 204H260V203H259ZM259 204H258V205H259ZM44 205H45V206H44ZM58 205H59V203H58ZM114 205H115V204H114ZM114 205H113V207H114ZM117 205H118V204H116L115 208L117 207ZM173 205H174V204H173ZM190 205H191L192 207H191ZM209 205H210V206H209ZM230 205H231V206H230ZM237 205L240 206V207H237ZM260 205L262 206V204H260ZM15 206H16V205H15ZM15 206H13V205L11 206V208H12V209L10 208V209H11V210H10L11 212H12V211H15V210H16L15 208H18V207H19V206H18V207H15ZM83 206H84V205H83ZM85 206H86V205H85ZM123 206H125V204L122 205V207H123ZM133 206H134V205L129 206L130 208L127 207V210H128V208H129V210L132 209L131 207H133ZM135 206H136V205H135ZM179 206H180V205H179ZM181 206H180V209H181L183 206H185V205L183 204V206H182V207H181ZM205 206H206V205H205ZM211 206H212V207H211ZM215 206H216V207H215ZM217 206H218L219 208H218ZM235 206H236V208H235ZM245 206H246V207H245ZM122 207H120V208L117 207V208L119 209V210H118L119 212H121V210L123 209ZM126 207H124V209H125ZM147 207H148V206H147ZM169 207H171V206L169 205ZM175 207H176V205H175ZM175 207L173 206V208H172L171 210H169V211H171V212H169L171 215H172V212H173V213H174V212H178L177 209L179 210V213L182 211V209H181V211H180V209H179L178 206H177V209H174ZM214 207H215V209L218 208V210L221 209V210H219L220 212L222 211L223 208H224L223 211H226V210L231 209L232 212H231V210L226 211V212H223V211H222V213H220V214H221V215H220L219 212H217L218 210H216V212H217L219 215H218L217 213H215V214H217V215H216V217L214 218V215H213V216H212V215H211V216L209 215V212H210V214H214V212H212V211L215 210ZM262 207H264V206H262ZM262 207H261V209H260V210H261L260 212H264V211H262V210H264V209H262ZM59 208H60V207H59ZM115 208H112V209H115ZM144 208H143V209H144ZM184 208H186L185 211H187V207H183V210H184ZM228 208H229V209H228ZM120 209H121V210H120ZM124 209H123V210H124ZM137 209H138L137 207H133V210H132V211H133L134 213H132V215H131V213H130L131 210L128 211V215L126 214V216L129 217V213H130V215H131L130 218H129V221H130L131 217H133V214H134V216H135V217H133V220L136 218V215H137V214L135 215V213H136V212H137V213L140 212V211L138 212ZM200 209L197 210L198 212L195 211L196 213H193L194 211L192 212L193 214H197V216L199 217V219H200V216H199V210H200ZM225 209H226V210H225ZM234 209H235V210H234ZM43 210H42V211H43ZM65 210H66V209H65ZM99 210H101L103 213L100 212ZM99 210H98L97 212H98L99 214L102 213V214H101V217H102V218L106 217V216H104V214L106 215V212H104V210H102V209H99ZM106 210H107V209H106ZM109 210H108V212L112 213L113 210H112V211H109ZM115 210H116L115 212L117 213V212H118L117 209H115ZM134 210H135V211L137 210V211L135 212ZM8 211H9V210H8ZM18 211H19V212H18ZM20 211H22V209H18V210H16V213L18 212L19 214H22L23 212H20ZM185 211H183V214H182V212L180 213L182 217L185 216V215H184V214H186V213H184ZM240 211H242L243 213L240 212ZM97 212H96V214H97ZM125 212H126V210H125ZM188 212H190V211H188ZM205 212L208 213V214H205ZM228 212H229V215H231V216L227 215ZM16 213H14V214H16ZM116 213H115V214H116ZM123 213H124V211H123ZM126 213H127V212H126ZM192 213H189V214H191L190 216L193 215ZM245 213H249L250 216L252 217V218L250 217V221L253 220V219H254L255 221H257V222H256L257 227H259V225H260V223H261V221H262V224L260 225V226H261L260 228H261L262 230L259 228V231H261V232H258V233H257V231H256V233H255L254 231H251L252 229L254 230V228H251V229L248 228V227H250L251 225H252L251 227H254V226H256V225L254 224V222H251V225H248L250 222H246V221H245L244 216H247V215H248V214L245 215ZM12 214H13V212H12ZM68 214H69V212H68V213H67V212L65 213V215H67V216H68ZM99 214H98V215H99ZM118 214L121 215V217H119L120 219L122 218L121 221H123L125 218H127L126 216L124 217V215L122 214V212H121V213H118ZM124 214H125V213H124ZM189 214L187 213V215H189ZM201 214H202V215H201ZM222 214H225V215H224L225 218H227V216H228V218H229V219L227 218L228 221H229L228 224L226 223L227 225H226V224L224 225V224H222V222L219 223V222L217 221V220L220 219L219 216H221L222 218L224 217V216H222ZM232 214H233V215H232ZM256 214L259 215V216H261V217H258ZM262 214H264V213H262ZM22 215H23V214H22ZM22 215H21V216H22ZM102 215H103L104 217H103ZM111 215L113 216L114 214H110V215H109V214L107 213V216H111ZM119 215H118V216H119ZM122 215H123V217H122ZM157 215H158V213H157ZM157 215H155L154 217H156ZM167 215H168V213H167ZM208 215H209L210 220H213V218H214L215 220H213V221L208 220ZM21 216H20V217H21ZM99 216H100V215H99ZM112 216H111L112 219L109 218V221H110V222H111V220H112V221H113V220L115 221V219H116V221H117V220L119 219L116 215H114V216H115V219H114V216H113V217H112ZM172 216H173V218H170V215H169L168 217H169L171 220L173 219L172 221H174V222L176 223L175 220L178 219L177 217H179L180 215H178V216H177V215H172ZM174 216H175V217H174ZM176 216H177V217H176ZM190 216H189V217L186 216V217H187V220L189 219L190 222L192 221L191 218L195 219V218L197 217V216L195 217V215H193L195 218H194L193 216H192V217H190ZM20 217H19V219H20ZM22 217H23V216H22ZM22 217H21V218H22ZM168 217H167V218H168ZM205 217H206V219H205ZM239 217L235 216L234 218L232 217V219H230V220L232 221V220L234 219L236 222L238 221V223H239V220H241ZM248 217H249V216H248ZM169 218H168V219H169ZM174 218H175V219H174ZM179 218H180V217H179ZM203 218H204V219H203ZM217 218H219V219H217ZM235 218H236L237 220H236ZM238 218H239V220H238ZM67 219H68V217H67ZM100 219H101V218H100ZM104 219H105V218H104ZM104 219H102V220H104ZM107 219H108V218H107ZM127 219H128V218H127ZM127 219H126V220H127ZM165 219H166V216H165ZM165 219L163 220V221H166L165 224H164V222H161V223H162L161 226L163 227V230H164L165 226H168V225H166V223H167V224H168V223H170V224L173 223L172 221H170V219H169V222H167L168 220H165ZM199 219H198V220L195 219L194 222L192 221L190 224H191V225H192L193 223L195 224V221H196V220H197V222H201V224H202V220L200 219V220H201V221H200ZM243 219H244V220H243ZM246 219H248L247 221H249V218H246ZM20 220H22V219H20ZM133 220L131 219L132 222H135V221H133ZM135 220H136V219H135ZM185 220H186V219H185ZM204 220H205V221H204ZM206 220H208V221H206ZM124 221H125V220H124ZM129 221H125V222H124V225H125V223H127V222L129 223ZM216 221H217L218 223H216ZM243 221H245L246 224L244 223L245 226H242V227H246V226L248 225V227H247L248 230H247V228H246L244 231L241 230V229H244V228H241V227H240V226L243 224ZM110 222H109V223H110ZM119 222H120V220H119ZM183 222L188 223V221H183ZM214 222H215V225H216V226L214 225V227H211V225H213ZM258 222H259V225H258ZM113 223H115V222H112V224H113ZM128 223H127V224H128ZM175 223H174V225H175ZM186 223H185V224H186ZM209 223H210V224H209ZM212 223H213V224H212ZM110 224H111V223H110ZM127 224H126V226H127ZM139 224H140L141 227L137 224V228L140 227L139 230L143 229V228H142L143 226L141 225L142 223H139ZM180 224H181V221H180ZM180 224H178V225H180ZM185 224H183V225H185ZM244 224H243V225H244ZM253 224H254V225H253ZM44 225H45V224H44ZM44 225H43V227H44ZM164 225H165V226H164ZM73 226H74V225H73ZM126 226H125V230H124V231L127 230L126 228H129V231H130V229H131V228L129 227L130 225L128 224V226H127V227H126ZM151 226H153V225H151ZM237 226L240 227V228H237ZM43 227H41V228H43ZM162 227H160L161 229L159 228L160 230H159V229H158V230L161 231V230H162ZM181 227H182V225H181ZM191 227H192V226H191ZM193 227H194V226H193ZM210 227L213 228V231H212V229H211ZM220 227H219V228H220ZM232 227H230L231 230H232ZM44 228H45V227H44ZM123 228H124V227H123ZM137 228H136V229H137ZM184 228H185V227H183V229H184ZM221 228H220L219 230H221ZM230 228H228V229L230 230ZM255 228H256V227H255ZM73 229H74L73 227H72V228L70 227V229H69L70 231L68 230L69 233H71V230H72V232H73ZM109 229H110V228H108V231H109ZM180 229H182V228L179 227V230H178L177 232H179V231H182V232H183V230H180ZM185 229H187V231H188V228H185ZM185 229H184V230H185ZM224 229H222V230H224ZM235 229L232 230V231L230 230V232H232V233H233V231L235 232V233H233V234H234V238H235V236H236V232H237V230L235 231ZM256 229H257V228H256ZM246 230H247V231H246ZM257 230H258V229H257ZM42 231L44 232L43 229L40 230V232H42ZM131 231L134 232L133 230H131ZM137 231H138V229H137ZM211 231H212V233H214V235H215V234H216V235L213 236V235L211 234ZM225 231L228 232V233H226V234H231V235H232V233H229L228 230H225ZM126 232H127V234H125ZM126 232H124V234H123V233L119 234L118 237H115V236H117V234H116V235L113 237V240H114L115 238H116V240H117L118 238L121 240L120 237L122 236V234H123V237H124V235H125V237H126V239H127V237H128V233H129V232H128V231H126ZM162 232H163V231H161V233H162ZM199 232H200L201 234H200ZM74 233H75V232H74ZM74 233H73V234H74ZM179 233H180V232H179ZM194 233H195V234H194ZM41 234H43V233H41ZM73 234H71V236H72ZM134 234H135V233H134ZM173 234H174V232L172 233V237H173ZM193 234H194V235H193ZM169 235H171V234H169ZM205 235H206V236H205ZM231 235H230V236H231ZM240 235H241V236H240ZM119 236H120V237H119ZM133 236H135V235H133ZM161 236H164V234H162ZM212 236H213V239H212ZM238 236H237V237H238ZM246 236H247V237H246ZM123 237H122V238H123ZM170 237H171V236H170ZM172 237H171V239H172ZM221 237H223L224 240H222ZM232 237H233V236H232ZM250 237H252V238H250ZM101 238H102V237H101ZM168 238H169V237H168ZM175 238H178V237H175ZM191 238H192V237H191ZM193 238H196V237H193ZM208 238H210V239H208ZM228 238L231 239L230 237H228ZM228 238H227V239H228ZM246 238H247V239H250V240H249V245H250V243H251V241H252V239H253V241H254L255 244H256V242L259 243V244L257 243V244L259 245V247L257 246V244L255 245L254 243H251L250 246H253V247H252V249H250V246L247 245L248 240H247V242L245 243ZM256 238H259L260 241H258ZM71 239H72V238H71ZM119 239H118L117 241H118L119 244H120L121 241H120ZM126 239L123 238V240H122L123 242L120 244L121 246H122V244L124 243V240H126ZM156 239H157V238H155V240H156ZM160 239H161V238H160ZM166 239H167V238H166ZM169 239H170V238H169ZM169 239H167V241H166V242H167V246H168V244H169L168 241L171 242ZM200 239H201V240H200ZM217 239H218L219 241H218ZM73 240H74V239H72V241H73ZM97 240H98V238H97ZM199 240H200V243H201V241H202L201 244L198 242ZM206 240H210V241H211V242L209 241L210 244H207V243L205 244ZM215 240H217V241H215ZM243 240H244V243H245V244L242 242ZM255 240H257V241L255 242ZM114 241H115V240H114ZM158 241H159V240H158ZM175 241L178 242V239L175 240ZM203 241H205V242H203ZM214 241H215V242H214ZM223 241H224V242H223ZM69 242H70V240H69ZM74 242L76 243L75 240H74ZM74 242H71V243H72V246H71V247L74 246V244H75ZM118 242H116V243H118ZM125 242H126V241H125ZM164 242H165V241H164ZM177 242H175V244H176ZM233 242H234V241H232L230 245H232ZM116 243H115L114 245H116V247H118V249H121V251H122V253H120V254H122L120 257L123 256V251L126 252L127 254H130V255L132 254V255H134L133 253H130V252L133 250L132 248H131V249H127V251H126V248H125V250H122V249H124L123 246H124L125 244L121 247V246L117 245ZM183 243H184V242H183ZM196 243H198V244H200V245H198V244H196ZM203 243H204V244H203ZM211 243H214V244L212 245ZM159 244H160V243H159ZM170 244H171V243H170ZM178 244H179V242L177 243V245H178ZM181 244H182V243L179 244L178 248L181 246ZM234 244H235V243H234ZM234 244H233V246H234ZM241 244H242L243 249H242V247H240V248H239L240 250H239L238 247L241 246ZM252 244H254V245H252ZM75 245H76V244H75ZM128 245H129V244H128ZM163 245H164V244H163ZM182 245H183V244H182ZM184 245H186V244L184 243ZM201 245H203V246H201ZM205 245H207V246H205ZM214 245H215V246H214ZM230 245H229V246H230ZM243 245H244V246H243ZM93 246H95V244H93L92 247H93ZM152 246H154V245H152ZM156 246H157V250H158V248H159L158 246H160V245H157V244H156ZM200 246H201V247H200ZM212 246L215 247L216 249H218L220 252H218V250H216V249H215V251H213L214 248H213ZM237 246H238V247H237ZM247 246H249V247H247ZM255 246L258 247V248H261V249L258 250ZM260 246H261V247H260ZM114 247H115V246H114ZM116 247H115V248H116ZM119 247H120V248H119ZM127 247L130 248L129 246H127ZM168 247H170V245H169ZM181 247H182V246H181ZM183 247H184V246H183ZM196 247H197V248H196ZM73 248H74V247H73ZM115 248H114L115 252H116V250L118 251V249H117V248L115 249ZM149 248H150V246H149ZM151 248H152V247H151ZM170 248H171V247H170ZM184 248L187 249V246L184 247ZM199 248H201V249H199ZM212 248H213V250H212ZM13 249H14V248H13ZM152 249L154 250V247H153ZM152 249H148V250H152ZM181 249H182V248H181ZM181 249H178V250H181ZM196 249H197L198 252H201V253H197V252H196ZM210 249H211V250H210ZM244 249L249 250V252H247V251L245 252ZM128 250H131V251L129 252ZM157 250L155 249V251H157ZM252 250H254V251H252ZM255 250H257L259 253H262V254H259L257 251L255 252ZM260 250H261L262 252H260ZM121 251H120V252H121ZM168 251H169V248H167V252H168ZM170 251H172V250H170ZM182 251H183V250H182ZM182 251H181V252H182ZM223 251H224V249H223ZM243 251H244V253H246V254H244ZM250 251H251V253H250ZM24 252H25V248L23 247V248H20V249H18V250L16 249L15 251H13V252H12V255L14 254V255H13L14 257H15V255H16V259H17V258H20L21 255H22ZM115 252H114V253H115ZM165 252H166V248H165V251L163 252V254H165ZM173 252H174V254H176V253H178L179 251H178V252H176V251H172V254H173ZM175 252H176V253H175ZM187 252H188V250H187ZM191 252H192V253H191ZM209 252H210V253L212 252V253L209 254ZM228 252L226 253L227 257H228ZM237 252H238V253H237ZM126 253H125V255H126ZM148 253H149V252H148ZM148 253H145V254L147 255ZM179 253H180V252H179ZM214 253H215V254H214ZM222 253H223V252H222ZM152 254H153V253L149 254L148 257H146V255L143 256L144 254L142 255L143 258H144V257L146 258V259L144 258V261H145L147 264H148V261H150V255H152ZM154 254H156V253L154 252ZM169 254H170V252H168V253H167L166 255H164V256L167 258ZM174 254H173V255H174ZM195 254H196V255H195ZM197 254H198V255H197ZM201 254H202V255H201ZM243 254H244V256H243ZM65 255H66V254H65ZM161 255H162V254H161ZM161 255H160V256H161ZM173 255H172V256H173ZM206 255H207V256H206ZM210 255H212V257H215V259H212V258L210 257ZM213 255H214V256H213ZM222 255H223V257H224V254H222ZM13 256H12V257H13ZM153 256H154V255H153ZM160 256H157V258H158V257L160 258ZM162 256H163V255H162ZM172 256H169V257L167 258L168 261H171V260H172V259H171ZM178 256H179V255H178ZM178 256H177V258H179ZM198 256H200V257H198ZM205 256L208 257V258H206ZM218 256H220V257H218ZM235 256H236V257H235ZM242 256H243V258H242ZM120 257L117 259V261H120V262H121L122 260L120 259ZM124 257H125V256H124ZM131 257H132V256H131ZM170 257H171V258H170ZM181 257H182V256H181ZM202 257H205L207 261L205 260V258L203 259ZM143 258H142V259H143ZM147 258H148L149 260H147ZM157 258H156V259H157ZM166 258H165V260H166ZM182 258H183V257H182ZM182 258L179 259V260L177 261V260L175 259V255H174V256H173V259H175V260H173V261H176V263L179 264L178 262H179V261L181 262V260H182L181 263L183 264V263H185L186 261L184 262V261H183L184 258H183V259H182ZM193 258H194V259H193ZM240 258H241V259H240ZM250 258H251L252 260H250ZM122 259H123V257H122ZM162 259H164V258L162 257ZM162 259H161V260H162ZM169 259H170V260H169ZM201 259H202V260H201ZM208 259H209V260L212 259L213 261L210 260L211 263H210V261H209V263H207V262H208ZM218 259H219V260H218ZM234 259L232 260V261H234V262H232V263H235V260H234ZM255 259H257L256 262H255ZM151 260H152V256H151ZM199 260H201V261H199ZM203 260H204V261H203ZM258 260H259V261H258ZM152 261H154V257H153V260H152ZM152 261H150L149 264H151V263H156V262H152ZM188 261H189V262H188ZM226 261H227V260H226ZM226 261H224L223 264H225ZM238 261H237V262H238ZM245 261H246V260H245ZM248 261H246L247 263H244V264H251V262H248ZM120 262H117V263L119 264ZM145 262H143V264H146ZM162 262H163V261H162ZM171 262H172V261H171ZM194 262H195V263H194ZM243 262H244V260H243ZM243 262H242V263H243ZM168 263H169V262H168ZM168 263H167V264H168ZM176 263H175V262H172V264H176ZM230 263H231V262H229V264H230ZM41 264H45V262H42ZM159 264H161V263L159 262ZM170 264H171V263H170ZM185 264H186V263H185ZM226 264H227V263H226ZM235 264H236V263H235Z\"/></svg>",
    "mask_w": 264,
    "mask_h": 264
}]
</instances>
